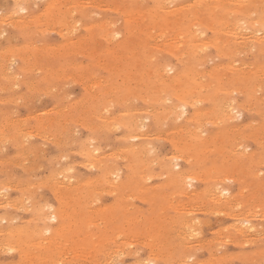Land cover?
Masks as SVG:
<instances>
[{
    "label": "rangeland",
    "instance_id": "1",
    "mask_svg": "<svg viewBox=\"0 0 264 264\" xmlns=\"http://www.w3.org/2000/svg\"><path fill=\"white\" fill-rule=\"evenodd\" d=\"M34 1L35 2H37V5H38V7H37V9H35L36 8V4H32V3H34ZM49 0H32V1H30L28 4V10L26 9V11H21L20 12V10H19V12H18V9H16L14 6V2H13V0L11 1V0H0V2H2L1 4H0V21H2V22H4V23H0V88H1V90H0V100H2V101H0L1 103H0V130L2 131H0V133H2V135L0 134V140L2 141H0V160L2 159V163H1V161H0V169L3 171V173H2V171L0 170V195H1V197H0V222H1V220H3L1 223L2 224H0V227H1V225H3L1 228H0V232H2V233H0V246H1V248H0V264H23V262H24V257L22 256V255H20L21 253H20V251L18 250V249H16V248H3V247H5V245L4 246H2L3 244H1L2 243V241H3V231L2 230H4L5 228H7V226L9 227V226H11V227H13V228H15V229H30L32 226H36V227H38V228H42L43 227V221L41 220L40 221V218H39V215H38V217H37V212L39 211V210H42V209H44L45 207V209H47L48 207L47 206H49L50 205V207H52V208H50L49 207V209H47V211H49V210H59L60 208L61 209H65V207H64V203H66V206H67V203L69 202V203H71L72 202V205H74L75 203H77V204H80V205H77V204H75V208L77 209V210H81L80 212H84V211H86V213H88V215L89 214H91L92 216H94L93 217V219H94V222L96 221V219H97V221H99V220H101V215L100 216H98L99 214H97L99 211L98 210H101L100 208H95V207H97V206H106L105 208H108L109 206H107V205H110V208H112V211L110 210V208H108V210H110L109 212L111 213L112 212V216L114 217V215H115V222L117 223H114L115 224V226L117 225L118 226V224H120L121 225V223H119V221L121 220L122 221V219L123 218H127L128 219V217H130V218H136V217H138L140 214H138L137 212H141L142 214V217H145V219H148V217H149V219L151 218V217H153V218H151V219H154L155 218V216H157V214H158V212L160 211V209L158 208V206H159V204L160 203H162V204H160V205H163V203H164V198H161V199H156L157 201H153L152 200V194H155V193H157V195L156 196H158V194L159 195H162V194H165V195H172L173 193H170V192H174V194H175V192H176V194H175V201L177 200L178 201V199H179V201H182V198H184L183 200L185 201V204H184V206H182V208H184L185 209V211H184V209H182L183 211H175V209H170V210H168V212H165V214H167L168 216H173V217H178V216H176L177 214H180L179 215V217L181 216V218H184L183 219V221L185 222V223H187V222H189V224H184V230L183 231H181V230H179V229H183L182 227H183V224H182V226H181V228L179 227V229H177L178 227H175V226H169V223L167 222V223H165L166 221H162V222H160L161 223V225H159V227H158V229H157V231H159V232H157V234L155 233V235H156V237H155V235H154V233H153V235H154V237H153V235L151 236V231H153L154 232V230H151V229H149V230H147L150 234H146V230H144V232L142 233V230H140L141 229V227L139 226L138 227V233H139V237H140V239H139V237H136L137 239H134L133 238V236L130 238V236L128 237V239H126L125 238V236H124V233L121 231V233H118V234H116L115 235V233H112V234H110V236H111V238L109 239V243H107V250L110 248V246H112L111 247V249H109L108 251H109V253L111 252V254H109V253H107L103 258L106 260V262L109 260L110 262H107V264H127V262H128V264H148L149 263V261H150V263L149 264H154V263H156V264H172V263H176V264H178L177 262H179V261H183V263L185 262V259H186V257H184L185 255H187V261H186V263H184V264H189V260H190V263H191V261H192V263L191 264H202V261H203V264L205 263V264H208V262H210V260H213V263L212 262H210V264H215L216 262V264H219V263H221V260H222V257H224V255L227 257V258H225V259H223L222 260V263L221 264H240V263H242V264H260L261 262V264H264V250H262V248L264 249V216H261V215H259L261 212H262V214L264 213V211H261V210H264V208H262V206L264 207V195L262 196V194H264V147L263 148H261L262 147V145H264V124H262L263 122H264V117L262 118V116L264 115V113H262V111H264V105H262L263 103L262 102H264V96H263V94H264V79H260V78H264V56H263V54H262V56H261V53H257L253 48H248V49H251L250 51L247 49V48H244V49H242L241 51H240V53L242 54V55H244V56H242L239 52V54L238 53H235V54H232V55H223V54H221V56H220V54H219V57H218V54L215 52V47H209V49L207 48V50H206V52H204V54L206 55V58L204 59L205 61H201V63L199 64H197V62H194L192 65L194 66V67H196V65H197V67H196V69L198 70V69H202L203 68V70L201 71V73L202 74H200V76H199V74L196 76V78L197 77H199L198 79H200V80H202V82H207V80H208V82L207 83H211L212 82V84L214 83V81H215V84H216V82H220L219 80H221L222 82H220V84L219 83H217L220 87H222L223 88V91H222V93H226V91L224 92V88L226 87V89L228 90V87H230V86H228V85H226V84H224V83H227V78H229V76H231L232 74H233V72L234 73H236L237 71H240L241 70V72L242 71H244V73H248V71L249 70H253L252 72H250V74H256L257 75V77H256V80H254L251 84H250V87H249V89H250V94L254 97H252V96H250L249 97V95H247V94H245L244 92H241L240 90H239V88L237 89V87H239V84H232V86L234 87V88H232V87H230V91L228 90L227 92V94H223L224 96L223 97H225V98H228V100H232V99H236L235 100V102H236V104L238 105L237 106V108H235V110L233 111H231V112H229V114L231 113L232 114V117H231V115H230V118L228 119V121H219V120H217V122H214V121H216V120H214L213 119V122L211 121V122H209L207 119H205V120H207L206 122H205V120H203V121H201L200 123L201 124H197L196 122H193V121H190L188 118V116L187 115H191V112H193V110L196 108V110H194V111H197V110H202V109H206V108H204V107H206L207 106V109H209V107L211 106V102H209V99H204V98H202L201 100H198L197 102L199 103V104H197V102L194 104V106H192V105H188V106H186V107H183L182 106V108L180 107V105H179V108L180 109H178V107L175 109V113H174V111L172 112V115H173V119H171V113H167L168 114V116L167 115H165V117L166 118H164V121H163V119H161L162 120V123L164 122V125L161 123V121L159 120V122L158 121H156L154 118V114H156V109L157 108H160L161 110V112L163 111L162 110V108H166L167 106H169L170 104H174V103H177L178 104V102H177V100L173 97V95H172V93H173V89H171V88H169V87H160L158 84H157V81H155L156 80V78H155V75L154 74H152L153 72H150V69H148L149 71L147 72L146 71V69L147 68H145V70H142V68L140 69V66L141 65H139V64H141L140 62H138V65H137V60H136V64H135V62L134 63H132L131 64V66H129V70H128V68H127V70L126 71H122V73H121V71H118L117 69V71L116 70H114L113 69V67H111V66H113L114 64H117V66L118 65H120V64H122V63H114V64H112V65H108V60H107V58H106V54L105 53H103V49L106 47V46H111V45H113V44H116V41L114 40V42L115 43H107V42H105L106 40L105 39H103V38H99V37H93V36H91V34L87 31V27L86 26H88V25H90L92 22H94V21H96V20H104V19H107L111 24H112V26H111V28H112V31L113 30H117L116 31V33H115V31H113V34L115 35V37H116V39L117 40H119L121 37H122V35L124 34V20L122 21V19H123V15H122V13H118L119 11H117V9H116V7H114V6H112L110 9L108 8V12L106 11V8L105 7H102V8H105V10L104 9H102V8H99L98 7V9H99V11H98V9H97V7H90V8H87V14L86 15H81L80 13H78V12H73V11H69L68 13H67V20H68V22H69V24H71V29L70 28H67V27H65V29L64 28H60L59 26H58V24H56L55 23V20L54 19H52V20H49L48 21V23L46 24V23H44V25L46 24V26H43V25H41V23L40 22H38L40 25H38V23H36V26L37 27H35L34 26V24H35V21H39V20H43V16H41V15H43L44 13H45V9H46V3L48 2ZM184 1H188V2H191V0H184ZM5 5V6H4ZM31 5H32V7H31ZM41 5V6H40ZM43 5H45L44 7H43ZM10 6V7H9ZM5 7H6V9H5ZM9 7V8H8ZM44 9H43V8ZM42 8V9H41ZM92 8V9H91ZM3 9V11H1ZM115 10V12H114V10ZM25 10V9H24ZM37 10V11H36ZM41 10H44V12L42 11V13H40L41 15H38V14H36V13H38V11L40 12ZM109 10H110V12H109ZM113 10V11H112ZM33 12V11H35V12H33L32 14H30L29 15V13L30 12ZM94 11H96V13L94 12ZM102 11V12H101ZM112 11V12H111ZM117 11V12H116ZM71 12V13H70ZM91 12H94V13H91ZM97 12L98 13H101L100 15H98L97 14ZM105 12H106V14H105ZM90 13V14H89ZM116 13V14H115ZM5 14V15H4ZM95 14H97L96 16H95ZM12 15V16H11ZM17 15H18V17H17ZM19 15H20V17H19ZM22 15V16H21ZM34 15V16H33ZM79 17H78V16ZM16 16V17H15ZM24 16V17H23ZM27 16V17H26ZM30 16H32V18L30 17ZM37 16V17H36ZM72 16V17H71ZM74 16V17H73ZM76 16V17H75ZM85 16H86V18H85ZM91 16V17H90ZM108 16H111V17H108ZM116 16V17H115ZM121 16V17H120ZM1 17H3V18H1ZM15 19H14V18ZM36 17V18H35ZM39 17V18H38ZM4 18H6V19H4ZM11 18H13V19H11ZM18 18H19V20H18ZM29 18V19H28ZM31 18V19H30ZM33 18H35V19H33ZM37 18L39 19V20H37ZM69 18V19H68ZM79 18V19H78ZM91 18V19H90ZM120 19V21H118L119 19ZM11 19V20H10ZM22 19V20H21ZM83 20V23H82V20ZM4 20V21H3ZM7 20V21H6ZM9 20H10V24H8V22H9ZM12 20H15L14 22L12 21ZM26 20V21H25ZM78 20H79V22H78ZM80 20H81V23H80ZM117 20V21H116ZM18 21V22H17ZM54 21V22H53ZM75 21H77L76 23L78 24H74L75 23ZM24 22V23H23ZM26 22V23H25ZM29 22V23H28ZM42 22V21H41ZM51 22V23H50ZM114 22H115V24H114ZM121 22V23H120ZM23 23V24H22ZM73 23V24H72ZM117 23V24H116ZM6 24V25H5ZM28 24V25H27ZM31 24H33V25H31ZM49 24V25H48ZM55 24H56V26H55ZM114 25H115V27H114ZM38 26H43L45 29H47V30H44V29H42L41 27V31H39L38 32V30H39V28H38ZM51 26H53L51 29H53V31L52 30H49L50 29V27ZM59 28H58V27ZM76 26H78V28H75ZM2 27V28H1ZM13 28V30H12V28ZM114 27V28H113ZM123 27V28H122ZM37 28H38V30H37ZM74 28V29H73ZM5 31H3V30ZM60 30L59 32H58V34L56 35V30ZM72 29H73V31H72ZM76 29V30H75ZM8 30H9V32H8ZM77 30H79L78 32H77ZM3 31V32H2ZM13 31V32H12ZM44 31H46V33L44 32ZM49 31H50V34H49ZM61 31H65V32H61ZM71 31V32H70ZM16 33V35H15V33ZM40 32H42V33H40ZM60 32H61V34H60ZM1 33H6V35L5 34H1ZM9 33V34H8ZM11 33V34H10ZM122 33V34H121ZM38 34V35H37ZM47 34H49V35H51V36H49V35H47ZM60 34V35H59ZM76 34V35H75ZM86 34V35H85ZM118 34V36H116ZM2 35V36H1ZM15 35V36H14ZM52 35H54L53 37H52ZM5 36V37H4ZM31 36V37H30ZM50 37V39H49V37ZM56 36V37H55ZM205 36H207V37H205ZM12 37L14 38V41H13V39H12ZM48 37V38H47ZM51 37L53 38L52 40H51ZM71 37V38H70ZM206 38V39H208V38H210L211 39V37L213 38L214 37V35H213V33L210 31L209 32V30H207L206 32H205V34L203 35V38ZM9 38V39H8ZM11 38V39H10ZM34 38H36V39H34ZM72 38H73V40H72ZM15 39H17V40H15ZM67 39V40H66ZM71 39V40H70ZM82 39H84V41H85V43L83 42V40ZM209 39V40H210ZM9 42H8V41ZM11 40V41H10ZM35 42H34V41ZM60 40V41H59ZM66 40V41H65ZM89 40V41H88ZM105 40V41H104ZM176 40H178L177 38L175 39V40H173V42H172V44L174 45V42L176 43L175 45H177L178 43H179V41H178V43H177V41ZM13 41V42H12ZM79 41V42H78ZM159 42H157V44H159L160 46H161V42H160V39L158 40ZM1 42H3V43H1ZM30 42V43H29ZM34 42V43H33ZM45 42V43H44ZM42 44V45H44V46H42V45H40V44ZM60 43V44H59ZM26 44H28V46L27 47H25L24 45H26ZM33 44H36V45H34L33 46ZM47 44H49V48L51 49V51H50V49L48 48V46H47ZM72 44H73V46H72ZM69 45V46H68ZM80 45V46H79ZM10 48V49H8V47ZM13 46H15V47H13ZM64 46H66V47H64ZM24 47V48H23ZM31 47H37V48H32V49H30ZM54 47V48H53ZM56 47H58V48H56ZM59 47H60V49H59ZM68 47V48H67ZM79 47V48H78ZM85 47V48H84ZM134 47V46H133ZM137 47H138V45H136V48L135 49H137ZM13 48V49H12ZM20 48H22V49H25V51L24 50H22V49H20ZM39 48V49H38ZM42 48V49H41ZM71 48V49H70ZM75 50H74V49ZM78 48V49H77ZM145 48L146 49H148V50H145ZM153 46H151V52L149 53V55L147 56L146 54H148L147 52H149V50H150V48H149V46L148 45H146V47H144V49H138L137 51L134 49V51H136V55H138L139 57H144V55L145 56H147L148 57V59L147 60H145V62L148 64H145L147 67H149V68H151L152 70L155 68V69H158V68H160L161 67V65H162V63H163V65L166 63V62H168L167 64H169V66L171 67V69H173V70H175V68L173 67V66H175L176 67V65L178 66V68H176V71H181V70H185V67H184V62H181V56H180V54L179 53H175V52H172L171 51V53L170 52H168V51H164V49H159L158 50V48H154ZM5 49H7V50H5ZM32 50L31 52L33 53H31L34 57H32L31 56V54H30V50ZM38 49V50H37ZM49 49V50H48ZM74 51H73V50ZM18 50V51H17ZM20 50V51H19ZM43 50V51H42ZM53 50H57L56 52H53ZM61 50V52L59 53V51ZM69 50V51H68ZM81 50V51H80ZM94 50V51H93ZM159 52H158V51ZM209 50V51H208ZM6 51V52H5ZM11 52V54L12 55H10L9 56V53ZM16 51V52H15ZM35 51H40V53L42 54V55H40V53H36ZM42 51V52H41ZM46 51H49V52H46ZM96 51V52H95ZM119 51H121V50H119ZM142 51H144L143 53H142ZM147 51V52H146ZM154 53H153V52ZM156 51L158 52L157 53V55L155 54L156 53ZM183 51V50H182ZM180 52L181 53V55H183V53L184 52ZM243 51H245V53L243 52ZM246 51H248V52H246ZM19 52V53H18ZM82 52H83V54H82ZM89 52V53H88ZM93 52H95L96 54L94 55V53ZM122 52V51H121ZM146 52V53H145ZM163 52L164 53H166V54H168L167 56H165V55H162L163 54ZM4 53V54H3ZM14 53V54H13ZM44 53H46V54H44ZM49 53V54H48ZM61 53H62V55H61ZM151 53H153L154 54V56L155 57H153L152 59H151V55H153V54H151ZM248 53V54H247ZM264 53V52H263ZM3 54V55H2ZM27 56H26V55ZM37 54V55H36ZM43 54L45 55V56H43ZM52 54V55H51ZM59 54V55H58ZM65 54V56H63ZM76 54H78V55H76ZM98 54H99V56H98ZM120 54V53H119ZM142 54V55H141ZM160 54V55H159ZM171 54H173L174 56H176V57H174L173 55H171ZM185 54H187L186 52L184 53V55H183V57H185L186 55ZM208 54V55H207ZM212 54V55H211ZM260 54V55H259ZM38 55H40V56H38ZM49 55H51V56H49ZM81 55H83V56H81ZM85 55V56H84ZM171 56V58H170V56ZM178 55V56H177ZM213 55H214V57H213ZM235 55V56H234ZM1 56L3 57V58H8L7 60L6 59H3V58H1ZM52 56H53V60L51 59L52 58ZM72 56H74V58L71 60V58L70 57H72ZM95 56H97V57H95ZM158 56V57H157ZM159 56H161V57H159ZM167 58V59H165V60H163L164 58ZM209 56L211 57V58H209ZM215 56H217L216 57V59H218V58H222V61H220V60H216V59H214L215 58ZM229 56V57H228ZM240 56H242V59H241V57ZM259 56V57H258ZM29 57V58H28ZM149 57H150V59H151V61L153 62H151L150 61V59H149ZM158 58L157 60L155 59V58ZM169 57V58H168ZM174 57V58H173ZM208 57V58H207ZM263 57V58H262ZM12 58V59H11ZM26 58H28L27 60H26ZM34 58V59H33ZM65 58H67L66 59V62H65ZM80 58V59H79ZM87 58V59H86ZM89 58V59H88ZM98 58V59H97ZM258 58H259V60H258ZM77 59V60H76ZM91 59V60H90ZM103 61H102V60ZM235 59V60H234ZM255 59H256V61H255ZM263 59V60H262ZM13 60V61H12ZM34 60H36V61H34ZM56 60V61H55ZM89 60V62L88 63H86L87 61ZM98 60V61H97ZM99 60H101V62L99 61ZM144 60V59H143ZM156 60V61H155ZM160 60H162V61H160L161 62V64H160V62L159 61ZM168 60V61H167ZM171 60V61H170ZM176 60V61H175ZM209 60H213V62L212 61H209ZM216 60V61H215ZM227 60H230V61H227ZM231 60H233V61H231ZM247 60V61H246ZM254 60V61H253ZM9 61H11V62H9ZM15 61V63H13ZM46 61V62H45ZM77 61V62H76ZM148 61H150V62H148ZM178 61V62H177ZM209 61V63H207ZM225 61H227V63L229 64L230 62H232V63H234V64H232V63H230L229 64V67L231 68V66H232V68H231V72L229 71V70H227V68H229L228 67V65H227V63L225 62ZM237 61V62H236ZM250 61H251V67H249L250 66ZM262 61H263V65H261L262 64ZM36 62V63H35ZM59 62H61V63H63V64H61V63H59ZM93 64H92V63ZM104 62H106V63H104L105 64V66H104V64L103 63ZM159 62V63H158ZM175 62V63H174ZM212 62V63H211ZM253 62V63H252ZM8 63V64H7ZM42 63V64H41ZM74 63V64H73ZM101 63V64H100ZM150 63V64H149ZM160 65V67H159V65ZM183 63V64H182ZM207 63V64H206ZM225 63V64H224ZM235 63H236V65H235ZM243 64V67H242V64ZM244 63H245V66H244ZM11 64H12V66H11ZM59 66H58V65ZM76 64L78 65H83V67H81V68H79L78 66H76ZM84 64L86 65L85 67H84ZM91 64H92V66H91ZM96 64V65H95ZM158 66H157V65ZM181 64V65H180ZM211 64V67L209 66ZM213 64V65H212ZM214 64H215V66H214ZM220 64V65H219ZM222 64V65H221ZM225 65V67H224V65ZM257 64V65H256ZM7 66V69H6V66ZM8 65H10V66H8ZM62 65V66H61ZM67 66V67H64V66ZM72 65V66H71ZM100 67H99V66ZM134 65H135V67H136V69H135V67H134ZM154 65H156V66H154ZM162 65V66H163ZM200 65H203L202 67H200L199 68V66ZM205 65V66H204ZM217 65H219V67L217 66ZM231 65V66H230ZM261 65V66H260ZM68 66L70 67L71 66V68L72 67H75V68H73V69H71V68H68ZM116 66V65H115ZM154 66V67H153ZM192 66V67H193ZM221 66V67H220ZM254 66H257V68L259 69V71H258V69H255V67ZM12 67V69H10ZM14 67V68H13ZM21 67H23V68H21ZM45 67V68H44ZM48 67V68H47ZM59 67V69L60 70H62V74L60 73V70L59 69H57ZM64 67V68H63ZM78 67V69H76ZM87 67V68H86ZM93 67H94V69H93ZM108 67V68H107ZM109 67H111V68H109ZM249 67V68H248ZM1 68H3V69H1ZM25 68V69H24ZM28 68V69H27ZM99 69V70H96V69ZM115 68V67H114ZM131 68H132V70H131ZM181 68V69H180ZM219 70L218 71V73H220L221 72V70H222V74L220 73L219 74V78L217 77V78H215L214 76H213V73H211V71H217V69ZM249 70H248V69ZM251 68V69H250ZM253 68V69H252ZM4 69H6V70H4ZM10 69V70H9ZM24 69V70H23ZM55 69V70H54ZM76 69V70H75ZM79 69H81V70H79ZM90 69H92V70H90ZM138 69H140V70H138ZM240 69V70H239ZM262 69V70H261ZM2 70H4V71H2ZM12 70V71H11ZM34 70V71H33ZM72 70H74V71H72ZM79 70V71H78ZM96 70V71H95ZM133 70H135V71H133ZM209 70H210V72H209ZM233 70V71H232ZM11 71V72H10ZM26 71V72H25ZM29 71V72H28ZM40 71V72H39ZM54 71V72H53ZM90 71L91 72H94V74L96 75V72H97V74L98 75H93V73H90ZM99 71V72H98ZM208 72V73H206V72ZM2 72V73H1ZM7 72V73H6ZM10 72V73H9ZM21 72V73H20ZM28 72V73H27ZM37 72H38V74H37ZM56 72L57 73H59V74H57L56 75ZM65 72V73H64ZM74 72V73H73ZM111 72H112V74H111ZM131 72H133V73H131ZM135 72V73H134ZM147 73V74H144V73ZM204 72V73H203ZM230 72V73H229ZM263 73V74H261V73ZM22 73H23V75H22ZM108 73H110V74H108ZM119 73V74H118ZM120 73L122 74V75H120ZM140 73V74H139ZM141 73L143 74V76L141 75ZM171 73L173 74V72L172 71H168V75H171ZM8 74V75H7ZM33 74H34V76H33ZM43 74V75H42ZM47 74V75H46ZM52 74V75H51ZM132 74H134L133 75V79H132V76H130V75H132ZM135 74H137L136 76H137V78L138 79H135L136 78V76H135ZM152 74V75H151ZM229 74V75H228ZM249 74V73H248ZM28 75V76H27ZM55 75V76H54ZM61 75V76H60ZM66 75V76H65ZM67 75H68V78H67ZM80 75H82V76H80ZM100 75V76H99ZM110 75V76H109ZM129 75V76H128ZM144 75H146V77L144 76ZM151 75V76H150ZM223 75V76H222ZM261 75H263V76H261ZM10 76V79H8V77ZM17 76V77H16ZM33 76V77H32ZM42 76V77H41ZM65 76V77H64ZM76 76V77H75ZM78 76H80V77H78ZM93 76H95V77H93ZM98 76V77H97ZM110 77V79L109 78H107V77ZM134 76H135V78H134ZM148 76H150V77H148ZM202 76V77H201ZM211 76H213V78L211 77ZM222 76V77H221ZM233 76V75H232ZM260 78H259V77ZM14 77V78H13ZM22 77H23V79H22ZM41 77V78H40ZM45 77V78H44ZM63 77V78H62ZM73 77V78H72ZM75 77V78H74ZM101 79H100V78ZM116 77V78H115ZM146 79H145V78ZM166 77V76H165ZM225 77V78H224ZM227 77V78H226ZM13 78V79H12ZM16 78H17V80H16ZM21 78V79H20ZM34 78H35V80H34ZM40 78V79H39ZM55 80H54V79ZM65 78V79H64ZM67 78V79H66ZM83 78V79H82ZM97 78V79H96ZM120 78V79H119ZM126 78V79H125ZM205 79V80H203V79ZM224 78V79H223ZM32 79H33V81H32ZM48 79V80H47ZM95 79V80H94ZM107 79H109V80H107ZM116 79V80H115ZM128 79H132L131 81L130 80H128ZM223 79V80H222ZM257 79H260V80H257ZM13 80H15V81H13ZM52 81V83H50V81ZM76 80V81H75ZM97 81V80H99V82H101V83H99V84H97V85H94L95 84V82H93V81ZM103 80H105L104 82L105 83H107V85H102V84H105L104 82L102 83V81ZM119 80V81H118ZM128 80V81H127ZM137 80V81H136ZM224 80H225V82H224ZM263 80V81H262ZM15 83V82H17V83H13V82ZM27 81V82H26ZM38 81H41L42 82V85H41V83H38ZM45 81H48L46 84L44 83ZM67 81H69V82H67ZM85 81H86V83H85ZM115 81H117V82H115ZM124 81H126L125 83L126 84H129L130 86L131 85H133V86H131L130 88H128L129 87V85H125V84H123L124 83ZM24 82V83H23ZM34 82V83H33ZM72 82V83H71ZM92 82V83H91ZM112 82V83H111ZM137 82H139V83H137ZM224 82V83H223ZM19 83H21L20 85H19ZM23 83V84H22ZM26 83V84H25ZM29 83V84H28ZM74 83V84H73ZM90 83V85H88ZM116 83V84H115ZM257 83V84H256ZM17 84H18V86H20V87H18L17 86ZM48 84V85H47ZM68 84H70V85H68ZM81 84V85H80ZM86 84V85H85ZM94 86H93V85ZM115 84V85H114ZM141 84L143 85V86H141ZM211 84V85H212ZM253 84H255L254 86H253ZM258 84H259V86H258ZM6 85V86H5ZM12 85H14V86H12ZM41 85V86H40ZM55 85V86H54ZM68 85V86H67ZM71 85H72V87H71ZM80 85V86H79ZM99 85H101V86H99ZM117 85V86H116ZM214 85V84H213ZM225 87H224V86ZM231 85V84H230ZM262 85V86H261ZM74 86V87H73ZM82 86V87H81ZM91 86H93V87H91ZM104 86H105V88H104ZM124 86V87H123ZM126 86V87H125ZM136 86H137V89H138V91H137V89H136ZM228 86V87H227ZM252 86H253V88H252ZM256 86V87H255ZM257 86L261 89H258L257 88ZM6 87V88H5ZM18 87V88H17ZM31 87V88H30ZM88 87V88H87ZM101 87V90L99 89ZM113 87V88H112ZM133 87V88H132ZM151 87V88H150ZM155 87V88H154ZM158 87L160 88L159 89V91H158ZM12 88H14L13 90H11ZM17 88V89H16ZM23 88V89H22ZM62 88V89H61ZM95 88H96V90H95ZM97 88H98V90H97ZM110 88H112V89H115V91L114 90H111ZM153 88H154V90L155 91H151V90H153ZM163 88V91H164V93H161L162 91H161V89ZM165 88V89H164ZM221 88V89H222ZM4 91H3V90ZM24 89H26V91L24 92ZM58 89H61V90H58ZM83 89H84V93H83ZM90 89H91V91H90ZM94 89V90H93ZM133 89V90H132ZM134 89H135V91H134ZM232 89H235V91H236V93L238 94H236L235 92H233L232 94H231V91H232ZM238 91H237V90ZM36 90H37V92H36ZM45 90V91H44ZM70 90V91H69ZM102 90L104 91V93L106 94H104L103 95V97H101L102 96V94H103V92H102ZM130 90L132 91V92H130ZM205 90H207V88H204L203 90H201V89H199V92H200V94H205V93H208L209 95H214V92H211V90L210 89H208L207 91H205ZM257 92V90L258 91H260V92H258V93H256L255 91ZM29 91V92H28ZM33 91H35L34 93H36V94H34L33 93ZM44 91V93H43V95H44V97H43V95L41 94V96H40V93H42V92ZM80 91H82V92H80ZM91 93H90V92ZM93 91V92H92ZM96 91V92H95ZM116 91H118L117 93H116ZM137 91V92H136ZM139 91H140V93L142 92V95H144V96H142L141 97V94H139ZM144 91V92H143ZM148 91H150V92H148ZM262 91V92H261ZM23 92V93H22ZM39 92V93H38ZM46 92V93H45ZM69 93V94H67V93ZM73 92V93H72ZM75 92V93H74ZM99 94H98V93ZM111 92V93H110ZM125 92H127V93H125ZM134 92H136V93H134ZM147 92V93H146ZM158 92H160L161 93V95H160V93H158ZM199 92L197 93V95H199ZM229 92H230V94H229ZM255 92V93H254ZM9 93H11V94H9ZM30 93V94H29ZM101 93V94H100ZM124 93V94H123ZM144 93V94H143ZM254 93V94H253ZM17 94V95H16ZM29 94V95H28ZM64 94V95H63ZM83 94V96H81ZM92 94V95H91ZM97 94V95H96ZM107 94H108V96H107ZM111 94V95H110ZM114 94V95H113ZM130 94L131 95H133V99L131 100V98H132V96H130ZM137 94V96H135V95ZM139 94V95H138ZM148 95V97H147V99H144V97H145V95ZM241 94V95H240ZM243 94V95H242ZM16 95V96H15ZM26 95V96H25ZM36 95H39L40 97H38L37 99L35 98L34 99V97H36ZM90 95V96H89ZM118 95H121V97H119ZM123 95V96H122ZM146 95V96H147ZM169 98H167L166 96ZM226 95V96H225ZM231 95H233L232 96V99L230 98L231 97ZM258 95V96H257ZM260 95L261 96H263V98L262 97H260ZM2 96H3V98H2ZM20 96H21V98H20ZM52 98H51V97ZM66 96H67V98H68V100H67V98H66ZM81 96V97H80ZM85 96H87L86 98H85ZM88 96L90 97V98H88ZM116 96H118V97H116ZM138 96H140V97H138ZM153 96V97H152ZM158 96V99H165L166 100V98H167V101L168 100H170V102L168 101V102H165V100L163 99L162 100V102H161V100L159 101L157 98V100L155 101V97H157ZM211 96V97H212ZM237 96V97H236ZM22 97H23V99H22ZM25 97V98H24ZM29 99H28V98ZM43 97V98H42ZM59 97H64L63 99L62 98H60V101H59V99L57 100V98H59ZM71 97V98H70ZM93 98V100H92V98ZM97 97H98V99H97ZM102 99V100H105L104 102L100 99V98ZM109 97H110V99H109ZM128 97V98H127ZM149 97H150V99H149ZM9 98V99H8ZM18 98H19V100H18ZM27 98V99H26ZM32 98V99H31ZM51 98V99H50ZM84 98L85 99H87L86 101L84 100ZM118 99V100H120V101H118V100H116V99ZM127 98V99H126ZM136 98V99H135ZM141 98V99H140ZM146 98V97H145ZM152 98V99H151ZM252 98H253V100H252ZM5 99V100H4ZM11 99V100H10ZM39 99V100H38ZM44 99V100H43ZM75 99V100H74ZM80 99H82V104L79 106V103L81 102L80 101ZM88 99H91L92 101L90 102L91 104H93L94 105V107H93V105H91L90 106V104H89V102H87L88 101ZM108 99V100H107ZM125 99V100H124ZM139 99V100H138ZM171 99H173V100H171ZM249 99H250V102H249ZM258 99H260V101H258ZM14 102H13V101ZM27 100V102H25ZM52 100H54V101H52ZM74 100V101H73ZM79 100V102H78V104H77V101ZM96 100H98V101H96ZM107 100V101H106ZM111 100V103H109V101ZM122 100V101H121ZM129 100V101H128ZM133 102L132 103V105L130 104L131 103V101ZM133 100H136L137 102L135 103V105H134V102L135 101H133ZM256 100V101H255ZM261 100H263L262 102H261ZM29 101V102H28ZM36 101H37V103H36ZM40 103H39V102ZM58 101H59V104H58ZM63 101V102H62ZM76 101V102H75ZM83 101H85V103L86 104H84L83 103ZM102 102V104L104 105L103 106V108H100L99 109V107H100V104H101V102ZM114 101H116L115 103H113ZM144 101V102H143ZM148 101H151L152 102V104H151V102H148ZM204 101V102H203ZM205 101H207L206 103H205ZM239 101H242V102H239ZM244 101V102H243ZM246 101L247 102H249V103H247L248 104V106L246 105ZM251 101H255V102H251ZM3 102V103H2ZM6 102V103H5ZM10 102V103H9ZM13 102V103H12ZM21 102H23L22 104H24V105H22V104H20ZM68 102H70V103H68ZM94 102V103H93ZM117 102H119V103H117ZM122 104H121V103ZM124 102V103H123ZM203 104H202V103ZM238 102V103H237ZM256 102H259V104L258 103H256ZM30 103H32V104H30ZM57 103V105L59 106L61 103H62V105H63V107H65V108H63L62 107V105H60L59 107L60 108H57L58 106L57 105H54V104H56ZM80 107H77L76 108V104ZM97 103V104H96ZM144 103V104H143ZM205 103V104H204ZM223 103H224V105H223ZM222 103V107H224V109L226 110L227 109V107H226V105H227V103H226V101H224ZM243 103V104H242ZM253 104V107L251 106L252 104ZM254 103H255V107H254ZM262 103V104H261ZM12 104V105H11ZM14 104V105H13ZM17 104H18V106H17ZM20 104V105H19ZM39 104V105H38ZM64 104H65V106H64ZM69 104H72L73 106L71 107ZM88 104V105H87ZM110 104H112L115 108H114V110L113 109H110V107H111V105ZM116 104V105H115ZM118 104V105H117ZM121 104V105H120ZM123 104L125 105V106H123ZM202 106H201V105ZM241 104V105H240ZM257 104H258V106L261 104L262 105V107H261V105L258 107L257 106ZM7 105V106H6ZM26 105V106H25ZM27 105H28V107H30V108H27ZM56 106V107H53V106ZM69 107H68V106ZM84 105V106H83ZM109 106V108H108V106ZM138 105V106H137ZM148 105V106H147ZM198 105V108L197 107H195V106H197ZM242 107H240V106ZM244 105L246 106V107H248L247 109H243V108H245L244 107ZM6 106V107H5ZM16 106V107H15ZM20 106V107H19ZM51 108H50V107ZM84 108H83V107ZM85 106H86V108H85ZM89 106V107H88ZM99 106V107H98ZM112 106V107H113ZM142 107V109H140V107ZM145 106H147V107H145ZM151 106V107H150ZM153 106V107H152ZM155 106H157V107H155ZM159 106H161V107H159ZM164 106V107H163ZM46 107H48V108H46ZM87 107H88V109H87ZM101 107H102V105H101ZM107 107V108H106ZM203 107V108H202ZM251 108V110H250V108ZM256 107H258V111H257V108ZM16 110H15V109ZM18 108V109H17ZM45 108V109H44ZM49 108H50V110H49ZM54 108H57L58 110L60 109H62L61 111L59 110H55ZM71 108H73L72 109V112H71ZM74 108L76 109V111L74 110ZM83 108V109H82ZM105 108V109H104ZM118 108V109H117ZM126 108H128V109H126ZM135 108H138L139 109V111H137L138 109H136V111H133V110H135ZM145 108V109H144ZM147 108H150V109H148L147 110ZM184 108V109H183ZM193 108V109H192ZM253 108V109H252ZM14 109V110H13ZM34 109V110H33ZM44 110L43 112H44V114L42 113V111L41 110ZM53 109H54V111H53ZM94 109H96L95 110V113H94V111L92 112L93 113V115H94V117H93V115H91V110H94ZM102 109V110H101ZM106 110L107 111V113H105L106 111H104V110ZM126 109V110H125ZM151 109H153V110H151ZM183 109V110H182ZM249 109V111H247ZM256 111H255V110ZM263 109V110H262ZM18 110V111H17ZM53 112H52V111ZM63 110H66V113H67V115L65 114V111H63ZM80 110V111H79ZM109 110V111H108ZM123 111V112H121V115L119 114L120 112L119 111ZM141 110V111H140ZM143 110V111H142ZM151 110V111H150ZM158 111V113H160V111H159V109H157ZM184 111L183 113H182V117H180V115L179 114H181L180 112H179V114H178V112L177 111ZM240 110V112L238 113V111ZM261 110V111H260ZM29 111V112H28ZM33 111V112H32ZM39 111H41V112H39ZM55 111H58V112H55ZM69 111V112H68ZM101 111H102V113H101ZM119 113H118V112ZM126 111V112H125ZM128 111V112H127ZM145 111V112H144ZM181 111V112H182ZM236 111H237V113H236ZM256 113H255V112ZM10 112V113H9ZM11 112L13 113L14 112V114L13 115H11ZM20 112V113H19ZM36 112V114H34ZM56 114H55V113ZM64 112V113H63ZM75 112H76V114H75ZM87 112V113H86ZM89 112V113H88ZM98 112V113H97ZM135 112V113H134ZM150 112V113H149ZM153 112H155V113H153ZM177 112V113H176ZM7 113H9V115H11V116H14L13 117V119H12V117L11 116H7ZM28 113V114H27ZM30 113V114H29ZM34 114V115H31V114ZM57 113H58V116H56L57 115ZM82 113V114H81ZM86 113V114H85ZM113 114V116H112V118H110V119H114V121H117V122H112V121H110V119L109 118H107L108 116H110L111 114ZM116 113H118V114H116ZM125 113V114H124ZM145 113H147V114H145ZM251 113L253 114L252 116H251ZM43 114V115H42ZM54 114V115H53ZM63 114V115H62ZM75 114V115H74ZM81 114V115H80ZM100 114V115H99ZM106 114H108V115H106ZM122 114L124 115V117L122 118ZM128 116H127V115ZM239 115L240 114V116H238L239 118H237V116H235L234 117V115ZM25 115V117L23 118V121L20 123V122H17L18 120L17 119H19V121H21L22 120V117ZM31 115V118L32 119H30L29 118V116ZM38 117V115H40L39 116V118H37L36 116ZM50 115V116H49ZM78 115H79V118H78ZM84 115V116H83ZM90 115V116H89ZM95 115L96 116H103L104 115V119H99V118H97V117H95ZM143 115V116H142ZM260 115V116H259ZM4 116V117H3ZM8 118H7V117ZM19 116V117H18ZM33 116V117H32ZM52 116V117H51ZM117 116H120V117H117ZM125 116H127V117H130V118H132V119H126L125 118ZM185 116H186V118H185ZM21 117V118H20ZM29 119H28V118ZM36 117V118H35ZM57 117V118H56ZM61 117H63V118H61ZM80 117L82 118L81 120H80ZM83 117H84V119H83ZM114 117H117L119 120L120 119H126V121L124 120V121H122V123H118V119L117 118H114ZM134 117V118H133ZM136 117H138V118H136ZM140 117H142V118H140ZM146 117H147V119H146ZM169 117V118H168ZM181 119H180V118ZM188 117V118H187ZM25 118H27V119H25ZM75 118V119H74ZM103 118V117H102ZM106 118L109 120L108 122H111V123H108L107 122V120H106ZM136 118V119H135ZM146 120H145V119ZM177 118H179V119H177ZM207 118V117H206ZM251 118H252V120H251ZM8 119V120H7ZM9 119H10V121H9ZM11 119H12V123H11ZM40 119V120H39ZM41 119H42V122H41ZM49 119L51 120V121H49ZM58 119V120H57ZM77 119V120H76ZM79 119V120H78ZM144 119V120H143ZM175 119V120H174ZM231 119V122L229 121ZM249 119V120H248ZM255 119V120H254ZM261 119H263V122H260V121H262ZM7 120V121H6ZM15 120V121H14ZM17 120V121H16ZM35 120L36 121H39L38 122V125L36 126V124H37V122L35 123ZM76 120V121H75ZM105 120V121H104ZM132 120V121H131ZM133 120H134V122H133ZM148 120V121H147ZM169 120V121H168ZM170 120H172V121H170ZM233 120V121H232ZM259 120V121H258ZM26 121V122H25ZM66 121V122H65ZM78 121H81V122H78ZM85 121H86V124H85ZM128 121V123H126V125H128V124H130V127H131V125H132V129H129V130H126L125 129V125H123V123L125 124V122H127ZM165 121H167L166 123H165ZM239 121V122H238ZM249 122V121H254L253 123H251V122H249V123H247V122ZM256 121V122H255ZM2 122V123H1ZM4 122V123H3ZM6 122L8 123V124H6ZM25 122V123H24ZM41 122V123H40ZM63 122V123H62ZM73 122H75V123H73ZM82 122H84L83 124H82ZM105 122V123H104ZM120 122V121H119ZM131 122V123H130ZM135 123V122H137V123H135L134 125H133V123ZM146 122V124L143 126V123H145ZM235 122V123H234ZM240 122H243V123H241V124H239ZM259 122V123H258ZM11 123V124H10ZM19 125V124H22V128H21V125H17V124ZM27 123V124H26ZM44 123L46 124V125H44ZM50 124V126H47V124ZM52 123V124H51ZM61 123L63 124V125H61ZM79 123H80V126H78L79 125ZM88 123V124H87ZM117 123H118V126H120V130H116V129H119V127H117V126H115V125H117ZM142 124V130L140 129L141 128V124ZM161 123V124H160ZM189 123V124H188ZM214 123V124H213ZM219 123V124H218ZM221 123H226V125L225 124H221ZM238 123V124H237ZM245 123V124H244ZM6 124V127H7V125H8V127L5 129L4 128V125ZM16 124V125H15ZM26 124V125H25ZM36 127V128H34V126ZM101 124V125H100ZM112 124V126L109 128V126ZM115 124V125H114ZM183 124V125H182ZM193 124H194V126H193ZM202 124H203V126H202ZM208 124V125H207ZM232 124H234V126L232 125ZM244 124V125H243ZM9 125H11V126H9ZM14 125V126H13ZM26 127H25V126ZM54 125V126H53ZM73 125H75V127L77 126V129L75 128V127H73ZM113 125H114V129L116 130V131H118V132H116V131H112V130H114V129H112V127H113ZM136 125V126H135ZM139 125H140V128H139ZM158 125V126H157ZM167 126V127H162L161 128V130L162 129H164V130H162V131H160L159 129H160V127L159 126ZM179 125H182V126H179ZM185 125V126H184ZM191 125V126H190ZM217 125V126H216ZM223 125L225 126L224 128H223ZM230 125H232V127L230 126ZM236 125V126H235ZM257 125V126H256ZM18 126V127H17ZM43 126H46L45 128L43 127ZM62 126V128H64V130H62V128H60ZM72 126V128L70 129V127ZM103 126V127H102ZM107 126V127H106ZM135 126V127H134ZM175 128H174V127ZM227 126V127H226ZM238 126V127H237ZM241 126H244V131L242 130V128H241ZM253 126V127H252ZM24 127V128H23ZM50 127V129H48ZM54 127V128H53ZM79 127H81V128H79ZM82 127H84V129L82 128ZM88 127V128H87ZM93 127V128H92ZM106 127V128H105ZM115 127H117V128H115ZM136 127H138L139 128V131H138V128L135 130V128ZM148 127V128H147ZM171 127V129L169 130V128ZM179 127H181V128H179ZM183 127V128H182ZM189 128V129H191L192 131H194L195 129H199V130H197V131H194L193 133H191V131H190V133H188L189 131H187V128ZM192 127V128H191ZM195 127V128H194ZM197 127V128H196ZM231 127V128H230ZM240 127V128H239ZM250 127V128H249ZM259 127V128H258ZM9 128V129H8ZM15 128H17L16 130H13V129H15ZM26 128V129H25ZM66 128V129H65ZM74 128V129H73ZM91 128V129H90ZM184 128H186V131L185 130H183ZM230 128V129H229ZM234 128V129H233ZM257 128V129H256ZM261 128V129H260ZM24 129H25V131H24ZM29 129V130H28ZM31 129V130H30ZM53 129V130H52ZM83 129V130H82ZM87 129V130H86ZM91 131H90V130ZM92 129H94L93 131H92ZM125 129V130H124ZM165 129H166V132H165ZM173 129H176V130H173ZM178 129V130H177ZM181 129V130H180ZM203 129V130H202ZM215 129H219V130H217V132L215 131ZM225 129V130H224ZM235 129H237V130H235ZM249 129H251L250 130V132H249ZM254 129H256L257 131L255 132V130ZM260 129V130H259ZM11 130V131H10ZM26 130L28 131V133L26 132ZM33 130H35V132L36 133H34L33 132ZM79 131L78 133H76L77 131ZM86 130V131H85ZM100 130H101V132L103 133V134H101V132H100ZM153 130V132H151ZM159 131V132H157V131ZM168 130V131H167ZM228 130V131H227ZM233 132H232V131ZM235 130V131H234ZM243 132H242V131ZM262 130V133L260 132ZM72 132V133H70V132ZM133 131V132H132ZM156 131V132H155ZM170 131V132H169ZM171 131H172V134H171ZM179 131L181 132V137H180V134H176L177 132L179 133ZM185 131V132H184ZM204 131H205V133H204ZM214 131H215V133H214ZM220 131V132H219ZM228 132V133H225V132ZM254 131V132H253ZM259 131V132H258ZM9 132V133H8ZM17 132V133H16ZM21 132V133H20ZM33 133V134H31V133ZM89 132V133H88ZM93 133V134H91V133ZM99 133V135H96V133ZM110 132V133H109ZM125 134H123V133ZM129 133V132H131L130 134L132 135L133 133H137L136 135H138L140 132H141V134L144 136V137H141V136H139V138H135V134H134V138H133V136H128V134L127 133ZM146 132H149V134L148 133H146ZM168 132V133H167ZM176 134H174V133ZM182 132H184V133H182ZM187 132V133H186ZM197 132H199V134L197 133ZM201 132V133H200ZM219 132V133H218ZM230 132V133H229ZM241 132H242V137L239 135V136H237L238 135V133L239 134H241ZM248 132V133H247ZM15 133H16V135H15ZM26 133H27V135H26ZM46 135V137H48V139L46 138V137H44L45 135ZM50 133L52 134V135H50ZM54 133V134H53ZM65 133V134H64ZM88 133V134H87ZM144 133H145V135H144ZM156 133V134H155ZM162 133L164 134V135H162ZM167 133V134H166ZM194 133H196V134H194ZM204 134L203 136H202V138L201 137H199L198 135H200V134ZM256 133V134H255ZM258 133V134H257ZM14 134V135H13ZM18 134H22L21 136L20 135H18ZM25 134V135H24ZM30 134V135H29ZM36 136H35V135ZM58 134H61V135H59L58 136ZM74 136H73V135ZM77 134V135H76ZM120 134V135H119ZM126 134H127V136H126ZM153 134V135H152ZM155 134V135H154ZM159 134V135H158ZM169 134V135H168ZM170 134L173 136H170ZM193 134V136L192 137H190L191 135ZM216 134H219V135H217V136H219V138H217V136H216ZM236 134V135H235ZM247 134H249V135H247ZM261 134V135H260ZM263 134V135H262ZM11 135H13V139H11L12 138V136ZM37 135H38V137H37ZM63 135H64V137H63ZM65 135H67L66 137H65ZM69 135H71V136H69ZM81 135V136H80ZM87 135V136H86ZM122 135V136H121ZM126 136V138L124 137V136ZM146 135H148V136H150V135H152L151 137L152 138H150V137H146ZM164 137H162V136ZM167 137H166V136ZM187 137H186V136ZM196 135V136H195ZM207 135V136H206ZM11 136V137H10ZM80 136V137H79ZM91 136V137H90ZM106 136V137H105ZM117 136V137H116ZM119 136V137H118ZM138 136H136V137H138ZM154 136L155 137H158V138H156L155 140H154ZM160 136V137H159ZM205 136H206V138H205ZM216 136V137H215ZM243 136H245V138L243 139ZM256 136H257V138H256ZM2 137V138H1ZM4 137V138H3ZM24 137V138H23ZM26 137V138H25ZM35 137V138H34ZM53 139V137H54V139H53V141H52V139ZM55 137H57V138H55ZM69 137V138H68ZM88 137H90V139L91 138H93V139H91V140H89V138ZM96 137V138H95ZM99 137V138H98ZM102 137V138H101ZM103 137H104V139L105 140H107L108 139V141H103L104 139H103ZM111 137V138H110ZM123 137V138H122ZM131 137V139H132V141L130 140V139H127V138H130ZM171 139H170V138ZM176 137V138H175ZM179 137V139H177ZM212 137H214L213 139H212ZM236 137L238 138V141H237V139H236ZM253 137V138H252ZM29 138V139H28ZM71 138H72V141H74L75 143H77L76 145L75 144H73V145H71L72 143H74V142H72V141H70L71 140ZM84 138V139H83ZM102 140H101V139ZM120 138H122L121 140H120ZM162 138V139H161ZM167 138H169V141L168 140H164V139H167ZM181 138V139H180ZM183 138V139H182ZM219 140L220 138V140L222 141H217V139ZM234 138L236 139L235 140V142L234 141H232V140H234ZM239 138H240V140H242L241 142H240V140H239ZM256 138V139H255ZM261 140H260V139ZM4 141H3V140ZM7 139H9V141H11L12 142V144H10L11 142H9L8 141V143L7 142H5V141H7ZM65 139H66V141H65ZM95 139V140H94ZM97 139V140H96ZM135 139V140H134ZM161 139V140H160ZM173 139L175 140L174 142H173ZM186 139H189V140H186ZM202 139V141H200ZM203 139H205V141H206V139H207V141L205 142ZM232 139V140H231ZM249 139V140H248ZM252 139V140H251ZM258 139V140H257ZM14 140V141H13ZM31 142H30V141ZM89 140V141H88ZM94 140V141H93ZM126 140V141H125ZM156 141L157 142V140H160V141H158L157 143L156 142H154V141ZM172 140V141H171ZM216 140V141H215ZM255 140V141H254ZM50 141H52V142H50ZM81 141V142H80ZM83 141V142H82ZM88 141V142H87ZM112 141V142H111ZM163 141V142H162ZM179 143H178V142ZM237 141V142H236ZM247 141V142H246ZM254 141V142H253ZM261 141V142H260ZM4 142V143H3ZM23 143V142H25V143H23V144H20V143ZM28 142H30V143H28ZM43 143V144H41V145H39L40 143ZM46 142V143H45ZM60 142V143H59ZM70 142V143H69ZM79 142V143H78ZM148 142V144L149 145H152L151 147L150 146H148L147 147V145H146V143ZM171 142H173L174 144H176V143H178V144H176V145H174L173 143L171 144ZM214 142H216V143H214ZM218 142V143H217ZM245 142V143H244ZM2 143V144H1ZM28 143V144H27ZM35 143V144H34ZM44 143L45 144H47L46 146L44 145ZM60 145H58V144ZM64 143V144H63ZM69 144V147H68V144ZM86 143H88L89 145H90V143H91V147L90 146H88V144H86ZM135 145L136 144V146L137 145H139L141 148L140 149H138V151H136V158H135V160H133L134 158H132L131 157V159H130V157H128L129 155H126L127 153H126V150L130 147V144H131V146L133 145V144ZM139 143H141V145L139 144ZM182 143V144H181ZM246 143H248V144H246ZM5 144H7V145H5ZM37 144L39 145V146H37ZM52 144V145H51ZM67 145V148H66V145ZM93 144V145H92ZM107 144V145H106ZM109 144V145H108ZM125 144V145H124ZM145 145L146 147H144V149L145 148H147V150H146V153L144 152L145 150L142 148V145ZM180 144V145H179ZM184 144V146H181V145H183ZM188 145V147H187V145ZM225 144H227V145H225ZM228 144L229 145H231L230 147L228 146ZM234 144V145H233ZM238 144V145H237ZM239 144H241V145H239ZM259 144H261V146L259 145ZM16 145V146H15ZM29 145V146H28ZM45 147H44V146ZM62 145H64L65 146V148H64V146H62ZM105 145H106V147H105ZM110 145H112V146H110ZM122 145V146H121ZM127 145H129V147L127 146ZM164 145V146H163ZM179 145V146H178ZM208 145H212L213 147H216V149L217 150H215L214 148H210V149H212V150H214V151H212V150H210V151H208ZM220 145V146H219ZM223 145H225V146H227V147H225L224 146V148H223ZM233 145V146H232ZM242 145H244V147L242 148ZM257 145V146H256ZM35 146H37V147H40V148H37V147H35ZM60 147V148H58V147ZM92 146H95V148L97 149V147H98V150L96 151H94L95 152V157L98 155V157H97V162H94V163H92L91 162V160L92 161H94L93 160V157H90L89 158V156H91L90 155V153L89 154H87V152H86V150H84V149H87V148H89V150H90V148H94V147H92ZM109 146V147H108ZM115 146V147H114ZM117 146V147H116ZM123 146H126V147H124L123 148ZM155 146V147H154ZM201 146H203V147H205L207 150H205L204 151V149L205 148H201ZM211 146V147H212ZM238 146H241V147H238ZM102 147H103V149H102ZM119 147L120 148H123V150L122 149H119ZM186 147V148H185ZM228 147H229V149H228ZM246 147V148H245ZM247 147H248V150H246L247 149ZM249 147H250V149H249ZM4 148V149H3ZM6 148V149H5ZM30 148V149H29ZM37 148V149H36ZM47 148V149H46ZM64 148V149H63ZM111 148H112V150H111ZM126 148V149H125ZM189 148H191V149H189ZM3 149V150H2ZM33 149V150H32ZM43 149L45 150V151H43ZM70 151V150H72V151H68V150ZM99 149H101V150H103V151H101V150H99ZM143 150V152H142V150ZM149 149H154L156 152H154V150H152V152H154V154L155 153H157L156 154V156L154 157L153 156V153L152 152H150V150ZM222 149H224V150H222ZM225 149H228V150H225ZM22 150H24V151H22ZM30 150V151H29ZM34 150H35V152H34ZM37 150H41V151H38V152H36ZM61 150V151H60ZM110 151V152H112V153H108V151ZM119 150V151H118ZM157 150H159V153L157 152ZM173 150V151H172ZM174 150L175 151H178V152H174ZM203 150V151H202ZM229 150H231V151H229ZM242 152H241V151ZM246 150V151H245ZM253 150V151H252ZM255 150V151H254ZM259 150H260V152H259ZM1 151H3V153H1ZM5 151V152H4ZM58 151V152H57ZM62 151L64 152V153H62ZM100 151V152H99ZM107 151V152H106ZM118 151V152H117ZM141 151V154H140V156H139V152ZM180 151H182V152H180ZM208 151V152H207ZM245 151V152H244ZM15 152V153H14ZM20 152V153H19ZM25 152H27V153H25ZM30 152H32V153H30ZM44 152H47V153H44ZM59 152H60V154H59ZM68 152V154H69V156H65V154ZM79 152V153H78ZM114 152V153H113ZM123 152H124V154H123ZM187 152V153H186ZM190 152V153H189ZM191 152H192V154H194L196 157L198 156V157H202L201 158V161L199 162V159L200 158H194V159H197L196 160V163H194V161H192L193 159L191 158V157H193L192 156V154H191ZM206 152L208 153V154H206ZM221 152H223V153H221ZM227 152H228V154H229V156H230V159H227L228 158V154H227ZM239 152V153H238ZM249 152H251L250 154H249ZM257 152V153H256ZM12 153V154H11ZM29 153H30V155H29ZM33 153H35L37 156H39L40 157V153H41V159L43 158V156H44V158L41 160L40 158L39 159H37L36 158V155H33ZM43 153V154H42ZM62 153V154H61ZM73 153V154H72ZM80 153H81V155H80ZM85 153V154H84ZM103 153V154H102ZM105 153V154H104ZM119 154L118 155V157H116L117 156V154ZM138 153V154H137ZM173 154V155H175V156H170L169 154ZM176 153H179V154H181V153H183L181 156H179V154H176ZM184 153H186V154H184ZM232 153V154H231ZM235 153V154H234ZM238 153V154H237ZM242 153H244V154H246V155H244V154H242ZM256 153V154H255ZM263 153V154H262ZM16 154V155H15ZM49 154H50V156H49ZM53 154V155H52ZM68 154H66V155H68ZM72 154V155H71ZM83 154V155H82ZM100 154H102L101 155V157L99 158V156H100ZM112 154H114V155H112ZM122 154V155H121ZM144 154H147V155H144ZM150 154V155H149ZM168 154V155H167ZM189 154H191V155H189ZM227 154V155H226ZM240 154H242V155H240ZM251 154H252V156H251ZM6 155V156H5ZM29 155V156H28ZM33 155V156H32ZM112 155V157H110ZM116 155V156H115ZM146 157H148V155H149V158H148V160H147V157L145 158L144 156ZM152 155V156H151ZM163 155V156H162ZM166 155V156H165ZM177 155V156H176ZM185 155H189L188 157H190V159H188ZM207 155V157L204 159L203 157H205ZM11 156V158H10V160H8L9 158L8 157H10ZM15 158H14V157ZM19 156V157H18ZM49 156V157H48ZM65 156V157H69V159L68 158H66V160L68 159V161H65L64 159H63V157ZM108 158H107V157ZM232 156H234V157H232ZM236 156H237V158H236ZM257 156H260V157H257ZM263 156V157H262ZM3 157V158H2ZM12 157H13V159H12ZM24 157V158H23ZM45 157H47L48 158V160H47V158H45ZM88 157V158H87ZM94 157V158H95ZM105 157H106V161H102V159L103 160H105ZM117 159H116V158ZM141 157H143L144 159L142 160V158ZM153 157H154V159H155V161H154V159H153ZM183 157V158H182ZM223 157H225V158H223ZM254 157V158H253ZM20 158V159H19ZM23 158V159H22ZM30 158L32 159V160H30ZM59 158H60V160H59ZM87 158V159H86ZM126 158V159H125ZM130 160H128V159ZM164 158V159H163ZM174 158V159H173ZM179 158V159H178ZM181 158V159H180ZM187 158V159H186ZM216 160H215V159ZM235 158H236V160H235ZM248 158V159H247ZM14 160V161H12V160ZM34 159H37V160H35V162L34 163H36V165L34 164V163H32L33 161H34ZM56 159V160H55ZM83 160L84 161V159H85V161L86 160H90V161H87L88 163H85V166H83L84 164V162H82V161H79V160ZM109 159L110 160H114V161H109ZM120 159H122V160H120ZM153 159V161H151ZM158 159V160H157ZM240 159V160H239ZM251 161H250V160ZM257 159V160H256ZM19 160V161H18ZM22 160V161H21ZM27 160V161H26ZM75 160V161H74ZM78 160V161H77ZM102 161L103 162V164H100L99 162L100 161ZM142 160V161H141ZM144 160H146V162H143ZM185 160V161H184ZM227 160V161H226ZM4 161V162H3ZM6 161V162H5ZM26 161V162H25ZM32 161V162H31ZM49 161V162H48ZM57 161H59V162H57ZM117 161H119V162H117ZM139 161H141V162H139ZM222 161H224L225 163H223ZM239 161V162H238ZM252 161H253V163H252ZM262 161V162H261ZM9 162H13V165H12V163H10L9 165H7ZM14 162L16 163V164H18V165H15L14 166ZM76 162V163H75ZM79 162H81L82 164H80ZM108 163L109 165H110V167H112V168H116V170L117 171H119V172H117L118 173V175H119V179H121L120 181H122V182H128L131 178V176H132V174H133V170L135 169V167L134 166H138L139 167V170H141L142 168H144L143 169V171L141 172H138V173H141V176H140V174H136L135 175V178H133V182H134V185H136L137 186V184L139 185V186H135V188H137L138 189V187H139V191L141 190L140 189V186L142 187V186H144L145 184L147 185V184H149V186L152 184V185H154V183H155V185L154 186H156L158 189L161 187V189L160 190H158L156 187H154V186H150V189H152V188H155L157 191H155L154 193H153V190H155V189H152V191H150V189H148L147 188V191L145 190V188L143 189V191L142 192H145V193H140L139 191H137V189H135L134 187H132L131 188V190H129V191H124L123 190V194L119 191V193H118V191H117V193H116V191H113L114 189L112 188V186L109 184V183H103V185L101 186L100 184H101V181H98V180H100V179H98V178H101L102 177V175H103V171H104V167H103V165H106V163ZM127 162V163H126ZM134 162H135V164H134ZM150 162V163H149ZM151 162H154V164L153 163H151ZM160 162V163H159ZM174 162H175V164H174ZM191 162H193L192 163V165H191ZM244 162V163H243ZM260 162H261V165H260ZM6 163V164H5ZM25 163H27V164H25ZM31 164V166H33V164L35 165V166H33V167H30L31 169H30V171H29V167H27L28 165L30 166V164ZM44 165V167H41V165L42 164ZM49 163H50V165H49ZM58 163V164H57ZM61 163V164H60ZM90 163H92L93 164V166L92 165H90ZM97 163V164H96ZM130 163L132 164V166H133V168H132V166H130ZM223 163V164H222ZM236 163H237V166H236ZM2 164V165H1ZM74 164V165H73ZM88 164V165H87ZM117 164V165H116ZM122 164H124L125 165V167H124V165H122ZM137 164V165H136ZM149 166H148V165ZM242 164V167H244V168H241V165ZM255 164V165H254ZM7 165V166H6ZM37 165H38V167H37ZM42 165V166H43ZM90 165V166H89ZM143 165V166H142ZM153 165V166H152ZM177 166V168H175L176 166ZM191 165V166H190ZM194 165V166H193ZM248 165V166H247ZM254 165V166H253ZM258 165H260V166H258ZM11 166V167H10ZM13 166V167H12ZM60 166V167H59ZM67 166V167H66ZM68 166H69V168L72 170V171H74V172H72L69 168H68ZM97 166V167H96ZM101 166V167H100ZM128 166V167H127ZM130 166V167H129ZM141 166H142V168H141ZM144 166H147V169H149V170H147V169H145L146 167H144ZM212 166V167H211ZM216 168H215V167ZM233 166H236V167H238V169L236 168V167H233ZM257 166V168H255L254 169V167H256ZM11 169H10V168ZM21 167V168H20ZM26 167V168H25ZM41 167V168H40ZM47 167V168H46ZM172 167V168H171ZM210 167L213 169V167H214V170H211L210 169ZM218 167H219V169H218ZM7 168V169H6ZM28 168V169H27ZM35 168V169H34ZM65 168V169H64ZM92 168V169H91ZM97 168V169H96ZM119 168V169H118ZM130 168V169H129ZM141 168V169H140ZM170 168V169H169ZM209 168V169H208ZM234 168H236L237 169V172H235L234 171V169L232 170V169ZM249 168V169H248ZM253 168V169H252ZM25 169H27V171L25 170ZM33 169V170H32ZM38 169H39V171H38ZM69 169V170H68ZM96 169V170H95ZM162 169H164V171L166 172L165 173V175H167V173L169 174V173H171L172 172V170H173V172H179V171H181V172H183L184 173V175H186L185 173H186V171H187V176H185L186 178L184 179L185 180V189L186 190H184V191H182L181 193H183V195H181L179 192L180 191H178L179 189H177L176 187H173V186H171V184H169V179H168V175L167 176H164V177H161V174H159V176L160 177H158V171H162ZM218 169V170H217ZM225 169H227V172L226 173H223V174H225V175H228L229 173V175L227 176V177H229V180H231L230 178H232V185H231V183L229 182V180H227V178H221V173L222 172H225L226 170ZM231 169V170H230ZM242 169V170H241ZM247 169H248V171H247ZM251 169V170H250ZM259 169V170H258ZM10 170H11V173H10ZM32 170V171H31ZM37 170V171H36ZM62 170V171H61ZM179 170V171H178ZM184 170V171H183ZM186 170V171H185ZM192 170H193V173L192 174H196V172L198 171V173L197 174H199L200 175V178H201V180L202 179H204L203 177L205 176V178L207 179V181H206V179H205V181H201L199 178V181H198V179H193V178H191V172H192ZM211 172H210V171ZM228 170L230 171V172H228ZM246 170V171H245ZM252 172V173H250V171ZM24 171H25V173H24ZM34 171H36V172H34ZM64 171V172H63ZM72 172V173H69V172ZM100 171V172H99ZM149 171V174L147 173ZM160 171V172H161ZM164 171H162L163 172V174H164ZM191 171V172H190ZM195 171V172H194ZM199 171H203L202 172V174H201V172L199 173ZM205 171V172H204ZM207 171V172H206ZM209 171V172H208ZM220 171V172H219ZM233 171V172H232ZM239 171V172H238ZM244 171V172H243ZM258 171H261V174L260 173H258ZM30 172H32V173H30ZM81 172V173H80ZM83 172V173H82ZM151 172L152 173H154L155 174V172H156V176L154 177V176H151L150 174H151ZM159 172V173H160ZM212 172H215V173H213V175L214 174H216L217 173V175L219 174V177L218 176H216V175H214V176H212L211 175V173ZM232 172V173H231ZM247 172H248V176L250 177V179L249 178H247V177H245V179H244V176H246V174H247ZM256 172L258 173V174H256ZM10 173V174H9ZM44 173V174H43ZM64 173V174H63ZM81 175H79V174ZM101 173V174H100ZM129 173V174H128ZM189 173V174H188ZM207 173V175H205ZM15 174V175H14ZM21 174V175H20ZM62 174V175H61ZM83 174V175H82ZM126 174H128V176H129V178H128V176H126ZM143 174H144V177H143ZM146 174V175H145ZM153 174V175H154ZM163 174H162V176H163ZM204 174V176H201V175H203ZM222 174V175H223ZM235 174L237 175V174H239L238 176H235ZM260 174V175H259ZM17 175V176H16ZM43 175V176H42ZM58 175H60V176H58ZM66 175H68V176H66ZM70 175H72L71 177L73 178L74 177V180L70 177ZM77 175V176H76ZM85 175V176H84ZM90 175V176H89ZM94 175V176H93ZM131 175V176H130ZM148 175H150V176H148ZM188 175H189V177H188ZM209 175H210V177H209ZM225 175H223L224 177H225ZM241 175V176H240ZM243 175V176H242ZM258 175V177H256V176ZM12 176H16V177H12ZM34 176V178H33V180L31 179L32 177ZM40 176V177H39ZM42 176V177H41ZM56 176V177H55ZM65 176H66V178H65ZM97 176H98V178H97ZM147 176V177H146ZM208 176V177H207ZM252 176V177H251ZM256 178H255V177ZM262 176V177H261ZM26 177H28V179L26 178ZM59 177V178H58ZM62 177V178H61ZM148 177H150V178H148ZM151 177H153V178H151ZM193 177V176H192ZM234 177H235V179H234ZM241 177H243V178H241ZM261 177V178H260ZM7 178V179H6ZM16 180H15V179ZM26 178V179H25ZM30 178V179H29ZM37 178H38V180H37ZM58 179V181H57V179ZM75 178H78L77 180H75ZM83 178V179H82ZM84 178L86 179V180H84ZM87 178H89V181H88V179ZM90 178H93V180L91 181V179ZM146 179V181H144L145 179ZM208 178H210V179H208ZM212 178V179H211ZM239 178V179H238ZM255 178V179H254ZM260 178V179H259ZM18 179V180H17ZM20 179V180H19ZM55 179V180H54ZM63 179V180H62ZM70 179V180H69ZM72 179V180H71ZM79 179H81V180H79ZM118 179V180H119ZM138 180L137 181V183H135V181L136 180ZM142 179H143V181H144V183L142 184ZM216 179V180H215ZM220 179H221V183H220ZM247 180V181H240V182H238L239 180ZM254 179V181H251V180H253ZM3 180L5 181V182H3ZM43 180V181H42ZM45 180V181H44ZM47 180V181H46ZM125 180V181H124ZM141 180V181H140ZM162 180H165V181H163V182H166V180H167V185H164L163 186V183L161 184V182H162ZM191 181V182H189V181ZM197 180V181H196ZM208 180H209V182H208ZM219 182H218V181ZM224 180L226 181V182H224ZM233 180L235 181V182H233ZM11 181H12V183H14V184H12L11 183ZM40 183H39V182ZM57 181V182H56ZM61 181V182H60ZM65 183L66 182V185L63 183V182ZM84 181H86V183H88V184H90L89 186H87L88 187V189L92 186V182L93 181H96V183H93L96 187H97V189H99V192L101 193L100 194V196H99V192H97V190L95 191V193L93 194H89L87 197L85 196L84 198H82L80 201H79V198H81V197H79L77 194H75V192H76V190H75V192H74V188L73 187H76V185L79 183H82V186L84 185V187H85V183H83ZM90 181H91V183H90ZM97 181H98V183H97ZM148 181V182H147ZM186 181H188V182H186ZM193 181H195V182H193ZM215 181H217L218 183H216ZM249 181H250V183H251V185H249L250 183H249ZM256 181L258 182L257 184H256ZM7 182H9V183H7ZM16 182V183H15ZM20 184H19V183ZM25 182H26V184H25ZM29 182V183H28ZM37 182V184H35ZM68 182L70 183V184H68ZM71 182H73V184L71 183ZM141 182V184H139ZM158 182V183H157ZM213 182V183H212ZM229 182V184H230V188H229V190H228V183ZM238 182V183H237ZM244 182V183H243ZM245 182H247V184L245 183ZM33 183L35 184L34 186L36 187V185H37V189L35 188V187H31V186H33ZM55 183V187H57V185H59V187H57L58 189H61V190H58V189H56L55 190V192H53V190H54V186L52 187L51 185H53ZM58 183V184H57ZM64 184V186L63 185H60V184ZM160 183V184H159ZM166 183H164V184H166ZM188 183H190V185L191 186H189V184ZM6 184V185H5ZM8 184V185H7ZM15 184H17V186H19L18 187V190H17V186L15 185ZM23 184H25L26 185V188H24L25 187V185H23ZM32 184V185H31ZM76 184V185H75ZM78 184V185H79ZM88 184H86V185H88ZM159 184V186H157V185ZM169 184V185H168ZM213 184H215V185H213ZM218 184V185H217ZM245 184V185H244ZM5 185V187H3ZM13 185V188L11 187ZM27 185H29L28 187H27ZM74 185V186H73ZM146 185L144 186V187H146ZM210 185V188L212 189H209L207 186H209ZM211 185H213V186H211ZM218 187H217V186ZM219 185H220V187L222 186V188H220L219 187ZM238 185V186H237ZM247 185V186H246ZM249 185V186H248ZM257 185H259V186H257ZM10 186V187H9ZM22 186H24V187H22ZM81 186V185H80ZM101 186V187H100ZM106 187V188H104V187ZM148 186V185H147ZM148 186V187H149ZM168 186V187H167ZM187 186H189V187H187ZM243 186V187H242ZM255 186V187H254ZM263 186V188H261ZM16 189H15V188ZM22 187V191L21 190H19V188H21ZM70 187H72L70 190H68V188H70ZM83 187V188H84ZM87 187H86V189H87ZM98 187H100V188H98ZM105 189H103V188ZM170 187V188H169ZM172 187V188H171ZM194 187V188H193ZM205 187V188H204ZM243 189L244 187L246 188L245 190H246V192H245V190L243 189H241V188ZM252 187H253V190H252ZM258 187H259V189H258ZM10 188H11V191H9L10 190ZM24 188V189H23ZM33 189V190H30V189ZM133 188L135 189V190H133ZM143 188V187H142ZM189 188V189H188ZM196 188V189H195ZM216 188V189H215ZM218 188V189H217ZM224 188V189H223ZM241 190H240V189ZM249 188V189H248ZM260 188H261V191H259L260 190ZM2 189V190H1ZM28 189H29V191H31V193H33L32 195H30L31 193H29L28 192ZM36 189V190H35ZM42 189V190H41ZM175 189V190H174ZM193 189L196 191V193H200L201 192V195L203 196V194H202V192L203 191H205L206 189H208V193H207V196H203V198H202V196L199 198V199H201L200 201L196 198V200H193V201H191V197H192V195L194 194V192L195 191H193ZM202 189V190H201ZM213 189H215V191L213 190ZM226 190V194H225V191H223V190ZM258 189V190H257ZM5 190H7V192L5 191ZM25 190H26V192H25ZM72 190H73V192H72ZM101 190H102V192H101ZM111 190H112V192H111ZM134 192H133V191ZM216 190H218L219 192H220V194H218L219 192L218 191H216ZM221 190H222V193H221ZM237 190H240V192H242L241 193V195H243V196H240L239 194H240V192H239V194H235L234 195V193H235V191H237ZM248 190H251V191H248ZM9 191V192H8ZM33 191V192H32ZM37 191H39V192H37ZM44 191V192H43ZM60 191V193H58ZM65 191H67V193L65 192ZM70 191V192H69ZM106 191H108V193L106 192ZM137 191V193H135ZM162 191L164 192V193H162ZM190 191H193V192H190ZM211 191V192H210ZM214 191V192H213ZM230 191V192H229ZM233 191V192H232ZM257 191V193L259 194H257V193H255ZM15 192V193H14ZM21 192H23V193H21ZM62 192V193H61ZM115 192V193H114ZM177 192L180 194H178L179 195V197L177 196ZM229 192V193H228ZM250 192V193H249ZM252 192H254L255 193V196H256V198H255V201L254 200H249V202L248 201H246L247 199H248V197L247 196H249V195H251V193ZM46 193V194H45ZM57 193V194H56ZM70 193V194H69ZM121 193V194H120ZM131 193V194H130ZM186 195H185V194ZM192 193V194H191ZM212 193V194H211ZM215 193L217 194V197L219 198V199H221V202H222V200H223V204L221 203V205L219 204H217V203H215L214 204V202L212 201V197L214 198V199H216L217 197H216V195H215ZM231 193H233L232 195L234 196V200L232 199L231 201H232V205H231V201H228L227 200V197L228 196H230L231 195ZM247 193V194H246ZM8 194V195H7ZM72 194H75L76 196L74 197V195H72ZM88 194V193H87ZM104 194H106V195H104ZM107 194H109V195H107ZM111 194V195H110ZM116 194V195H115ZM126 196H125V195ZM134 194H136V197H143V198H141V200H140V198L138 199H134V198H131V197H135V195L133 196ZM151 194V195H150ZM173 194V195H174ZM191 194V195H190ZM214 194V195H213ZM223 194V195H222ZM249 194V195H248ZM257 194V195H256ZM3 195V196H2ZM7 195V196H6ZM18 195V196H17ZM21 195V197H20V200L18 199L19 198V196ZM25 197H24V196ZM27 195H29V196H27ZM37 195V196H36ZM42 196V197H40V196ZM54 195V196H53ZM60 196L61 195V197H58V196ZM69 195L71 196V197H69ZM92 195H94V196H92ZM97 195V197H95ZM125 196L124 198H123V196ZM132 195V196H131ZM142 195H144V196H142ZM146 195V196H145ZM150 195V196H149ZM211 195V196H210ZM218 195H220L221 197H219ZM226 195V196H225ZM239 195V196H238ZM245 195H247V196H245ZM5 196V197H4ZM10 196H12V198L10 197ZM15 196H17V199L16 198H14ZM24 198H23V197ZM30 196H31V198H30ZM115 196V197H114ZM120 196V199H118V197ZM129 196H131L130 198H129ZM167 196V197H168ZM178 197V199H177V197ZM245 196V197H244ZM9 197V198H8ZM46 197V198H45ZM64 197V198H63ZM65 197H67V199L69 200V198H70V201H68ZM103 197V198H102ZM144 197L146 198V199H144ZM148 197V198H147ZM151 197V198H150ZM180 197H181V199H180ZM222 197H223V199H222ZM237 197H238V199H237ZM247 197V198H246ZM260 197V198H259ZM263 197V198H262ZM23 198V199H22ZM34 198V199H33ZM44 199V201L42 200V202H41V200L39 201V199ZM61 198H63V200H61ZM73 198L75 199V200H73ZM85 198L86 199H88V201L87 200H85ZM90 198V199H89ZM96 198V199H95ZM114 198H115V200H114ZM127 198V199H126ZM128 198H129V200L130 199H132L131 200V203H130V201H128ZM226 198V199H225ZM7 199H10V200H7ZM28 201H27V200ZM35 201V199L37 200V206H36V203H34V202H32L33 200ZM60 200V201H58V200ZM93 199L94 200H97L98 199V202L97 201H93ZM122 199V200H121ZM123 199H125V200H123ZM134 199V200H133ZM143 199L145 200V201H143ZM206 199V200H205ZM211 199V200H210ZM240 199H242V200H240ZM260 199H262L261 201H260ZM18 200H19V202H18ZM26 200V202H24ZM90 200H92L94 203H90V202H92V201H90ZM148 200V201H147ZM151 200V202H149ZM225 200V201H224ZM260 201V202H262V204H261V207H260V209H258V207L260 206V205H258L259 204V202H257V201ZM1 201L3 202L2 204H1ZM5 201H7V202H11V201H13L14 202V204H15V206L17 205V203H18V209H20V210H18V209H16V207L15 206H13V202H11L12 203V206L13 207H11V203H5ZM79 201V202H78ZM84 201V205H85V202L87 203L86 205H88V202H89V205L88 206H85L86 208H85V210L83 211V208H81L80 206L82 205V203L81 202H83ZM114 201V202H113ZM115 201L117 202V203H115ZM154 203H153V202ZM176 201V202H177ZM183 201V202H184ZM189 201V202H188ZM204 201V202H203ZM226 201H228V202H226ZM234 201H236V202H234ZM237 201H238V203L240 204V201L242 202L241 204L242 205H238L237 207H236V205L238 204L237 203ZM251 201L253 202V203H251ZM23 202L25 203V204H23ZM36 202V201H35ZM46 202V204H44ZM61 203V205H59L58 206V204H60ZM108 202H110V204L108 203ZM198 202V203H197ZM202 202H203V205H201L202 204ZM205 202H207L206 204H205ZM210 202H213V203H211V204H209ZM30 205H29V204ZM64 205H63V204ZM68 203V204H69ZM105 203V204H104ZM108 203V204H107ZM114 203H115V205H114ZM126 204L127 206H128V208H127V206L126 205H124L123 204V206H125L126 208H127V210L128 211H126V209H124V211H125V213H124V217L122 216V213H119V214H117V212H119L120 210H123V208L124 207H120V208H117L118 207V205H120V204ZM129 203V204H128ZM153 203V205H151V204ZM156 203V205L154 206V204ZM189 203V204H188ZM200 203V204H199ZM225 203V204H224ZM236 203V204H235ZM256 203V204H255ZM258 203V204H257ZM5 204H8L7 206L5 205ZM21 204V205H20ZM42 204V205H41ZM48 204V205H47ZM57 204V205H56ZM91 204V205H90ZM116 204H118L117 205V207L115 208V210H114V207L116 206ZM132 204V205H131ZM194 204V205H193ZM208 204V205H207ZM213 204V205H212ZM249 204V205H248ZM2 205H3V207H2ZM22 205H24L25 207L23 208V210L21 209L22 207H20V206H22ZM27 205V206H26ZM36 206V208H34L35 206ZM112 205V206H111ZM131 205V206H130ZM135 205H137V208H136V210H137V212H135L134 211V206ZM191 205V206H190ZM206 206V207H203V206ZM212 205V206H211ZM245 205H247L246 207H245ZM253 205V206H252ZM45 206V207H44ZM92 208H91V207ZM153 206V207H152ZM194 206V207H193ZM198 207V212H195V209H196V211H197V207ZM200 206H202V207H200ZM222 206V207H221ZM225 206V207H224ZM232 206H235L234 208L232 207ZM243 206V207H242ZM249 206V207H248ZM258 206V207H257ZM20 207V208H19ZM26 207H30V209H26ZM44 207V208H43ZM54 207V208H53ZM58 207V208H57ZM60 207V208H59ZM133 208L132 210L130 209V208ZM136 207V206H135ZM140 207V208H139ZM149 207H150V209L152 210L151 212H148V211H150V210H147V209H149ZM228 207V208H227ZM240 207V208H239ZM251 207V208H250ZM256 207V209L255 210H257L256 211V213H257V216H255L256 215V213L254 212L255 210H254V208ZM3 208V209H2ZM7 208H8V210H7ZM95 209V210H92V209ZM139 208V209H138ZM145 210L146 208V210H145V212H143V210ZM145 208V209H144ZM181 208V207H180ZM193 208H194V211L192 212L191 210H193ZM206 210H205V209ZM208 208H209V210H208ZM213 208H215V210L217 211V212H215L214 211V213H213ZM223 210V212H226V211H228L227 212V214L226 213H222V211H221V209ZM245 209V211H246V209H248V211H246V212H244L243 213V211L244 210H242V209ZM11 209H13L12 210V213L10 212V210ZM24 209H26V210H28V211H26V210H24ZM34 209H35V213L33 212L34 211ZM103 209H104V207H103ZM130 209V210H129ZM141 209V210H140ZM188 209V210H187ZM199 209H201L202 210V212L201 211H199ZM203 209L205 210L204 211V213H203ZM212 209V210H211ZM252 209L254 210V211H252ZM15 210V211H14ZM187 210V211H186ZM190 210V211H189ZM207 210H208V212H207ZM220 210V211H219ZM235 210L237 211V213L235 212ZM239 210H240V212H239ZM4 211V212H3ZM33 212V213H31V212ZM78 211V212H79ZM88 211V212H87ZM92 211H94V212H92ZM97 211V213L94 215V213ZM115 211V212H114ZM133 211V212H132ZM146 211H147V213H146ZM233 211L235 212V214L233 213ZM3 214H5V215H3ZM5 212H7V213H5ZM14 212V213H13ZM79 212V213H80ZM127 212V213H126ZM128 212L130 213V212H132L131 214H128ZM134 212H135V214H134ZM153 212H155V213H153ZM180 212V213H179ZM186 212H188V213H186ZM192 213V216H191V213ZM195 212V213H194ZM219 212H220V214H219ZM243 214H242V213ZM249 212V213H248ZM255 214H254V213ZM259 212V213H258ZM99 213H101V211L99 212ZM152 213V214H151ZM177 213V214H176ZM190 213V214H189ZM194 213V214H193ZM210 213H213V214H210ZM32 214H34V215H36V216H34V215H32ZM82 215H83V213H81ZM138 214V215H137ZM144 214V215H143ZM150 214V215H149ZM159 214H161V213H159ZM170 214V215H169ZM250 214V216L252 215L253 216V218H249L248 217V215ZM3 215V216H2ZM30 215V216H29ZM80 215V214H79ZM90 215V216H91ZM117 215H119L118 217H122V219L120 218V219H118V217H117ZM140 215V216H141ZM148 217H147V216ZM223 215V216H222ZM232 215V216H231ZM243 215L245 216V217H247V218H244L243 217ZM33 218H32V217ZM91 216V217H92ZM97 216H98V218H97ZM133 216H135V217H133ZM151 216V217H150ZM171 216V217H172ZM190 216L191 217H193V218H195L194 220H193V218H192V221H191V219L189 220V218H190ZM228 216V217H227ZM236 216H238V217H236ZM254 216H255V218H254ZM20 217V218H19ZM39 219H37V218ZM81 217V216H80ZM100 217V218H99ZM147 217V218H146ZM178 217V218H179ZM196 217H198L197 219H196ZM218 217H219V219H218ZM19 218V220H17ZM116 218L118 219V220H116ZM164 218V217H163ZM238 218V219H237ZM239 218H241V220L239 219ZM249 218V219H248ZM261 218V219H260ZM27 219V220H26ZM30 219H32V220H30ZM37 219V220H36ZM148 219V220H149ZM165 219V218H164ZM205 219V220H204ZM207 219V220H206ZM218 219V220H217ZM222 219H224V220H222ZM239 220V221H237V220ZM260 219V220H259ZM34 220V221H33ZM147 220V221H148ZM197 220V221H196ZM215 220H217V222L219 223H217ZM247 220H248V222H249V224L247 223V224H245L246 222H247ZM16 221V222H15ZM32 221V222H31ZM38 221V222H37ZM118 221V222H117ZM123 221H124V219H123ZM122 221V226L120 227L119 226V228H123V230L125 229L124 228V226L126 225L127 227H129L130 225H131V223L129 224L128 222V225L127 224H124V223H126V222H123ZM215 221V222H214ZM229 221H232V223L231 222H229ZM235 221V222H234ZM237 221V222H236ZM245 221V222H244ZM250 221H252V225H253V227L251 226V222ZM259 222V223H257V222ZM14 222V223H13ZM36 222V223H35ZM54 222V223H53ZM101 222L102 221H99V224H100V226L101 227H103V226H105L104 224H102L101 225ZM166 224H164V223ZM191 222H193V223H191ZM198 222V223H197ZM200 222V223H199ZM208 222H209V224H208ZM227 222H229V223H227ZM253 222H255V224H253ZM262 222V223H261ZM4 223V224H3ZM25 223H29V225H26ZM34 223V224H33ZM96 223V222H95ZM103 223V222H102ZM195 223V224H194ZM204 223H207V224H203ZM225 223V224H224ZM237 223V224H236ZM239 223V224H238ZM261 223V224H260ZM12 224V225H11ZM20 224H22V225H20ZM25 224V225H24ZM97 224H98V222H97ZM97 224H95V226H94V224H93V226L91 225L90 226V229H93V227H94V232L96 231V229L95 228H97V229H101V227L99 226V225H97ZM139 224V223H138ZM168 224V225H167ZM194 224V225H193ZM198 224H200L199 226H201V228L199 229V227L197 228V225ZM228 224H229V226H228ZM232 224H233V226H232ZM240 224H244L243 226H245V227H243L242 225H240ZM257 224V225H256ZM19 225L21 226L20 228H19ZM30 225H32V226H30ZM41 225V226H40ZM47 225L48 226H50V227H56V223H55V221H48L47 222ZM46 225V226H47ZM144 225V223L143 224H141V226H143ZM227 227H226V226ZM235 225H237V226H235ZM256 225V226H255ZM258 225H260L261 226V228H259V226ZM45 226V225H44ZM45 226V227H46ZM116 226V227H117ZM125 226V227H126ZM161 226H163V227H161ZM168 227V229L166 228L165 230H164V227ZM223 226V228L220 230V228ZM239 226H240V228L241 227H243V228H239ZM251 226V227H250ZM258 226V227H257ZM189 227H191V229L189 228ZM215 227V228H214ZM217 227V228H216ZM220 227V228H219ZM226 227V230L224 229ZM237 227V230H235V228ZM249 227V228H248ZM37 228V229H38ZM157 228V227H156ZM160 228V229H159ZM172 228H174V229H172ZM192 228H194L193 230H195V228H197L194 232H193V230H192ZM232 228V229H231ZM246 228V229H245ZM253 228H255V230L256 231H254L253 230ZM263 228V229H262ZM32 229V228H31ZM214 229H215V231H214ZM216 229H217V231H216ZM224 229V230H223ZM248 229V231L251 233H249L248 231H247V233L245 234L244 232H246V230ZM251 229V230H250ZM257 229H259V230H257ZM122 230V229H121ZM178 230V231H177ZM210 230H213L212 232H214V233H212ZM230 230H231V232H230ZM239 230H242V232H240ZM261 230V231H260ZM103 231L104 230H102L101 229V231H96V232H98V234H97V236H99V237H104L103 236ZM188 231H190L189 233H188ZM225 231V232H224ZM227 231V232H226ZM235 231H238V232H235ZM251 231H254V233L253 232H251ZM260 231V232H259ZM263 231V232H262ZM156 232V231H155ZM177 232V233H176ZM180 232L182 233V234H180ZM199 232V234L200 235H197L196 233H198ZM222 232V233H221ZM224 232V233H223ZM241 234H240V233ZM258 232V233H257ZM262 232V233H261ZM103 233V234H102ZM141 233V234H140ZM179 233V234H178ZM184 233V234H183ZM191 233V234H190ZM232 233H235L234 235L232 234ZM254 235H253V234ZM107 234V233H106ZM121 234V235H120ZM123 234V235H122ZM144 234V236H142ZM159 234V235H158ZM186 234H188V235H186ZM190 234V235H189ZM211 236H213V237H211ZM214 234H215V238H218L217 240H219V238H220V241H216V239L214 240ZM218 234V235H217ZM237 234V235H236ZM240 234V235H239ZM249 234V235H248ZM259 234V235H258ZM261 234H262V237H261ZM70 235V234H69ZM68 235V236H69ZM117 235H118V237H117ZM120 235V236H119ZM132 235H135L134 233L132 234ZM162 235V236H161ZM183 235V236H182ZM225 235H228L227 237L225 236ZM233 235V236H232ZM107 237L109 236V235H106ZM112 236L113 237H115V238H112ZM148 236V239H146L145 237H147ZM149 236L150 237H153V238H151V242H150V244L147 242L146 243V241L143 243V241L144 240H149ZM165 236H166V238H168L167 239V246H168V249L170 250H166L167 249V246H165L164 244H163V242H164V239H166L165 238ZM180 236V237H179ZM187 236V237H186ZM190 236V237H189ZM194 236V237H193ZM202 236V237H201ZM208 236H210L209 238H211V240L210 239H208ZM217 236H219V237H217ZM232 236V237H231ZM244 236V237H243ZM245 236H248V237H250L249 239H244L245 238ZM253 236V237H252ZM160 237V238H159ZM172 237V238H171ZM198 237V239H195V238H197ZM200 237H201V239H200ZM243 238V240H242V238ZM248 237H246V238H248ZM256 237V238H255ZM132 239V241L133 242H131V244H133V245H131V247L133 248H131V247H129V246H127V245H125L124 246V243L125 244H127L128 242H127V240L130 242V239ZM145 238V239H144ZM159 238V239H158ZM172 239V241H171V239ZM179 238H180V240H182V241H180L179 240ZM184 238H186V239H184ZM193 238V239H192ZM207 238V239H206ZM213 238V239H212ZM222 238H227V239H229L228 241H232V242H228L226 239L225 240H221ZM233 238V239H232ZM237 238V239H236ZM239 238H241V239H239ZM261 238H263L262 240H261ZM111 239H113L112 241H111ZM118 239H123L122 240V244H116V243H119V241H118ZM179 241H178V240ZM188 239V240H187ZM205 239H206V241H205ZM231 239V240H230ZM251 239H253L252 241H255L254 239H257L258 241H255V243L256 242H258V243H256V245H255V243L254 244H252V242L250 241ZM115 240H117V241H115ZM135 240H136V242H135ZM138 240V241H137ZM155 240V241H154ZM169 240V241H168ZM198 240V242H196ZM213 240H214V242H217V243H211V242H213ZM249 240V241H248ZM150 241V240H149ZM171 241V242H170ZM194 241V242H193ZM205 241V242H204ZM233 241H235V242H233ZM236 241H237V243H236ZM242 241H246V243L247 244H249V245H247V244H245V242H243V244H242ZM260 241H262L263 243L261 244L260 243ZM142 244H141V243ZM155 242V243H154ZM157 242V243H156ZM183 242V243H182ZM193 242V243H192ZM196 242V243H195ZM220 242V243H219ZM222 242V243H221ZM224 242H227V243H224ZM250 242H251V244H250ZM121 243V242H120ZM136 243V244H135ZM146 243V244H145ZM154 243V244H153ZM171 244V246H170V244ZM174 243V244H173ZM188 243V247H193V248H190V249H193V250H195V252L196 253H194V252H190V249L188 250L187 248H185L187 245L186 244ZM208 243H209V246H210V248L208 247ZM211 243V244H210ZM229 243V244H228ZM182 244V245H181ZM195 244V245H194ZM196 244H198V245H196ZM207 245V248H206V245ZM221 244V245H220ZM223 244H225L224 246H223ZM231 244V245H230ZM236 244V245H235ZM239 244H240V246H239ZM241 244H242V246H241ZM246 246H245V245ZM130 245V244H129ZM137 245V246H136ZM145 245V246H144ZM157 245V247H155ZM164 245V246H163ZM190 245V246H189ZM194 245V246H193ZM203 247L204 245V247L202 248L201 246ZM216 245H220L221 246V248H220V246L218 247H216ZM121 246V248H119ZM124 246V247H123ZM174 247V249H173V247ZM183 246H185V247H183ZM198 246H200L199 247V250H198ZM213 246V247H212ZM223 246V247H222ZM263 246V247H262ZM119 248V250L117 249V248ZM139 247V248H138ZM141 247V248H140ZM166 247V248H165ZM212 247V248H211ZM226 247H227V249H226ZM114 248V249H113ZM126 248H127V250L128 249H130V251L128 252H126ZM140 249L139 250V255H135V254H133L132 255V253L134 252V250H136V249ZM159 248H161V250L164 248V250H163V254H165V253H168V254H170V253H172V250H173V253H172V255H175V257L176 258H174L173 256H172V258L170 257V258H167V257H165V255H164V257L163 256H160L159 254H156V253H158V250H159ZM178 249L176 252H175V250L176 249ZM185 248V249H184ZM195 248V249H194ZM209 248V249H208ZM216 248H218V251H216L215 249ZM249 248V249H248ZM3 249H6V250H3ZM13 251H15V252H11L12 250ZM16 249V250H15ZM144 251H143V250ZM148 249V250H147ZM155 249V250H154ZM204 249V250H203ZM205 249H206V251H205ZM239 249V250H238ZM243 249V250H242ZM244 249H245V251H244ZM247 249V250H246ZM254 249V253L256 254V252H255V249H256V251L258 252V250L259 251H261V254H258V256H263V257H258L257 256V254L256 255H254V253L252 252V251H250V250H253ZM119 252L118 253V255H116V256H114V257H118L120 254H121V256H119L120 258L119 259H122V256L124 257L123 259H122V262H121V260H119L118 258H117V260H119V261H117V262H114V261H116L115 259L116 258H114L112 255L114 254H117V251ZM153 250V251H152ZM192 250V251H193ZM201 250V251H200ZM227 250V251H226ZM236 250L238 251V253L236 252ZM2 251V252H1ZM17 251V252H16ZM114 251V252H113ZM157 251V252H156ZM178 251H179V253H178ZM198 251V252H197ZM215 251H216V253H215ZM10 252H11V254H10ZM122 252V253H121ZM136 252V254H137V252H138V250L137 251H135ZM134 252V253H135ZM142 252H144V253H142ZM156 252V253H155ZM229 252H231V253H229ZM241 252V253H240ZM243 252H246L247 253V256L248 257H246V255H245V253H243ZM249 252L251 253H253V254H249ZM5 253V254H4ZM123 253H127L126 255H124ZM129 253H131L130 255H128ZM150 253H153V254H150ZM212 255H211V254ZM233 253H234V255H233ZM243 253V255H241ZM260 253V252H259ZM7 254V255H6ZM8 254H9V256H11V257H9L8 256ZM69 252L66 254L67 256H64V257H62L61 258V260L62 261H60V264H90V263H88L87 261H85L84 259H74V260H72L71 262L70 261H68V260H66V257L68 258L69 257ZM149 254H150V256H152L153 255V257H150L149 256ZM155 254H156V258H155ZM196 254H198V256L196 255ZM228 254H230V255H233L232 257L231 256H229ZM19 255V256H18ZM110 255V256H109ZM146 255H148V257L146 256ZM157 255H158V257H157ZM213 255H214V257H213ZM220 255H223L222 257H219ZM239 255H241V257L239 256ZM252 255V257L253 256H255V258L253 257H251L252 259H250L249 257ZM134 256V257H133ZM141 256V257H140ZM191 256V257H190ZM193 256V257H192ZM205 256H206V260L208 261H206L205 260ZM210 256V257H209ZM215 256H217V257H215ZM229 256V257H228ZM236 256H238V257H236ZM17 257V258H16ZM23 257V258H22ZM70 257H71V255H70ZM190 257V258H189ZM234 258V259H231V258ZM235 257H236V259H235ZM9 258V259H8ZM11 258V259H10ZM19 258H21V259H19ZM108 260H107V259ZM113 259V262H112V259ZM128 258V259H127ZM137 258V259H136ZM148 259L149 261L148 262H146L145 263V259ZM155 258V259H154ZM164 258V259H163ZM184 258V259H183ZM208 258H210V260L208 259ZM213 258V259H212ZM239 258V259H238ZM242 258V259H241ZM245 258V259H244ZM261 259V260H259V259ZM8 259V260H7ZM23 259V260H22ZM146 259V260H147ZM151 259H153L152 260V262H151ZM156 259H157V261H156ZM175 259V260H174ZM192 259V260H191ZM198 259V260H197ZM219 259H221L220 261H219ZM226 259H227V261H226ZM6 260V261H5ZM29 260H30V258H29ZM28 259H26L25 260V263L24 264H27V262L29 261ZM66 260V261H65ZM69 260H70V258H69ZM162 260V261H161ZM170 260H171V262H170ZM174 260V261H173ZM177 260V261H176ZM215 260H217V261H215ZM225 260V261H224ZM242 260V261H241ZM244 260V261H243ZM256 260H257V262H256ZM20 261V262H19ZM74 261V262H73ZM76 261V262H75ZM79 261V262H78ZM126 261V262H125ZM134 261V262H133ZM141 261V262H140ZM156 261V262H155ZM167 261V262H166ZM200 261V262H199ZM206 261V262H205ZM215 261V262H214ZM230 261V262H229ZM248 261V262H247ZM252 261H255V262H252ZM84 262V263H83ZM181 262H180V264H181ZM188 262V263H187ZM219 262V263H218ZM245 262V263H244ZM28 264H32V261L30 260L29 262H28Z\"/></svg>",
    "mask_w": 264,
    "mask_h": 264
},
{
    "label": "bare ground",
    "instance_id": "2",
    "mask_svg": "<svg viewBox=\"0 0 264 264\" xmlns=\"http://www.w3.org/2000/svg\"><path fill=\"white\" fill-rule=\"evenodd\" d=\"M12 1V0H11ZM30 1H32V0H13V2H14V7L16 8V9H18V12H19V10H20V12H21V8H23V9H25L24 11H26V9L28 10V3L30 2ZM41 1V0H40ZM2 2H0V4H1ZM32 4H36V8L35 9H37V7H38V5H37V2H35L34 1V3H32ZM5 6V5H4ZM41 6V5H40ZM45 5H43V7H44ZM112 6H114V7H116V9H117V11H119L118 13H122V17H123V19H122V21L124 22V34L122 35V37L119 39V40H117L116 39V37H115V33H116V31L115 30H113V31H115V33L113 34V31H112V28H111V26H112V24L107 20V19H104V20H96V21H94V22H92L90 25H88V26H86L87 27V31L91 34V36H93V37H99V38H103V39H105L104 41L105 42H107V43H115L114 42V40L116 41V44H113V45H111V46H106L104 49H103V53H105L106 54V58H107V60H108V65H112V64H114L115 62L116 63H122V64H120V65H118L117 66V64H114L113 66H111V67H113V69L114 70H118V71H121V73H122V71L124 72V71H126L127 70V68H128V70H129V66H131V64L132 63H134L135 62V64H136V60H137V65H138V62H140L141 64H139V65H141L140 66V69L142 68V70H145V68H147L146 69V71L148 72L149 70L148 69H150V72H153L152 74H154L155 75V78H156V80L155 81H157V84L160 86V87H169V88H171V89H173V93H172V95H173V97L177 100V102H178V104L177 103H174L173 105L172 104H170L169 106H167L165 109L164 108H162V112L160 111L161 109L160 108H157V109H159V111H160V113H158L157 111V109H156V114H154V119L156 120V121H158L159 122V120L161 121V123H162V120L161 119H163V121H164V118H166L165 117V115H167L168 116V114L169 113H171V115H172V112L174 111V113H175V109L178 107V109H180L179 108V105H180V107L182 108V106L183 107H186V106H188V105H192V106H194V104L198 101V100H201L202 98H204V99H209V102H211V106L209 107V109H207V106L206 107H204V108H206V109H200V110H197V111H194V110H196V108L193 110V112H191V115L189 114V115H187L188 117V119L190 120V121H193V122H196L197 124L199 123V124H201L202 122L201 121H203V120H205V119H207L209 122H213V119L214 120H216V121H214V122H217V120H219L220 122L223 120V121H228V119L230 118V115H231V117H232V114L230 113L229 114V112H231L232 110L234 111L235 110V108H237V104H236V102H235V100L236 99H232V96L233 95H231V99L232 100H228V98H225V97H223L224 95L223 94H227L228 92V90L230 91V87H232V88H234L233 86H232V84H239V87H237V89L239 88V90L241 91V92H244L245 94H247V95H249V97L250 96H252L251 94H250V89H249V87H250V84L254 81V80H256V77H257V75L256 74H250V72H252L251 70H249L248 68L249 67H251V61H250V66L247 68L249 71H248V73L246 74V73H244V71H242L241 72V70L240 71H237L236 73H234L233 72V76L231 75V76H229V78H227V83H224L225 82V80H224V84H226V85H228V86H230V87H228V90L226 89V87L224 88V92L226 91V93H222V91H223V88L222 87H220L217 83H219L220 84V82H222L221 80H219L220 82H216V84H215V81H214V85L212 84V82L210 83H207L208 82V80H207V82L205 83V82H202V80H200V79H198L199 77H197L196 78V76L199 74V76H200V74H202L201 73V71L203 70V68L200 70V69H196V67H197V65H196V67H194L192 64L194 63V62H197V64L200 62L201 63V61L203 62V61H205L204 59L206 58V50H207V48L209 49V47H215V52L218 54V57H219V54H220V56H221V54H223V55H232V54H235V53H240V51L242 50V49H244V48H253L257 53H261V56H262V54H263V56H264V0H191V2H186V1H184V0H49L47 3H46V9H45V13L43 14V15H41L40 13H42V11L44 12V10H41L40 12L38 11V13H36V14H38V15H41V16H43V20H39L38 18H37V20H39V21H35V24H34V26L35 27H37L36 26V23H38V22H40L41 23V25H43V26H46V24L48 23V21L49 20H52V19H54L55 20V23L56 24H58V26L60 27V28H64L65 29V27H67V28H72L71 27V24H69V22H68V20H67V13L69 12V11H73V12H78V13H80L81 15H86L87 14V8H90V7H97V9H98V7L99 8H102V7H105L106 8V11L108 10V8L110 9ZM10 7V6H9ZM8 7V8H9ZM31 7H32V5H31ZM42 7V8H43ZM41 8V9H42ZM105 8H102V9H104L105 10ZM5 9H6V7H5ZM44 9V8H43ZM92 9V8H91ZM114 10V9H113ZM112 10V11H113ZM1 11H3V9L1 10ZM37 11V10H36ZM98 11H99V9H98ZM111 11V12H112ZM116 11V12H117ZM19 12V13H20ZM23 12V11H22ZM30 12V11H29ZM33 12H35V11H33ZM33 12H30L29 13V15L30 14H32ZM95 13H96V11H94ZM94 12H91V13H94ZM102 12V11H101ZM108 12V11H107ZM109 12H110V10H109ZM114 12H115V10H114ZM71 13V12H70ZM90 14V13H89ZM97 14L98 15H100L101 13H98L97 12ZM97 14H95V16L97 15ZM105 14H106V12H105ZM116 14V13H115ZM5 15V14H4ZM12 16V15H11ZM22 16V15H21ZM34 16V15H33ZM78 16V15H77ZM16 17V16H15ZM17 17H18V15H17ZM19 17H20V15H19ZM24 17V16H23ZM27 17V16H26ZM31 18H32V16H30ZM37 17V16H36ZM35 17V18H36ZM72 17V16H71ZM74 17V16H73ZM76 17V16H75ZM79 17V16H78ZM91 17V16H90ZM108 17H111V16H108ZM116 17V16H115ZM121 17V16H120ZM1 18H3V17H1ZM14 18V17H13ZM13 18H11V19H13ZM30 18V19H31ZM35 18H33V19H35ZM85 18H86V16H85ZM4 19H6V18H4ZM10 19V20H11ZM15 19V18H14ZM29 19V18H28ZM69 19V18H68ZM79 19V18H78ZM91 19V18H90ZM119 19V18H118ZM10 20H9V22H8V24H10ZM18 20H19V18H18ZM22 20V19H21ZM82 20V19H81ZM81 20H80V23H81ZM84 20V19H83ZM83 20H82V23H83ZM4 21V20H3ZM7 21V20H6ZM13 22L15 21V20H12ZM20 21V20H19ZM26 21V20H25ZM42 21V22H41ZM117 21V20H116ZM118 21H120V19L118 20ZM5 22V21H4ZM4 22H2V21H0V23L2 24V23H4ZM18 22V21H17ZM54 22V21H53ZM77 21H75V23L74 24H77L78 22H79V20H78V22L76 23ZM24 23V22H23ZM22 23V24H23ZM26 23V22H25ZM29 23V22H28ZM44 23H46L45 25H44ZM51 23V22H50ZM121 23V22H120ZM56 24H55V26H56ZM73 24V23H72ZM114 24H115V22H114ZM117 24V23H116ZM6 25V24H5ZM28 25V24H27ZM31 25H33V24H31ZM38 25H40L39 23H38ZM49 25V24H48ZM78 25V24H77ZM41 27V26H38V28H39V30H38V28H37V30H38V32L39 31H41L42 29H44V30H47V29H45L44 27ZM57 26V27H58ZM42 29H41V28ZM53 26H51L50 27V29L49 30H52L53 31V29H51ZM58 27V28H59ZM114 27H115V25H114ZM113 27V28H114ZM2 28V27H1ZM12 28V27H11ZM75 28H78V26H76ZM123 28V27H122ZM41 29V30H40ZM74 29V28H73ZM73 29H72V31H73ZM3 30V29H2ZM12 30H13V28H12ZM76 30V29H75ZM207 30H209V32L211 31L212 33H213V35H214V37L212 38L211 37V39L210 38H208V39H206L205 37H207V36H205L204 38H203V35L205 34V32L207 31ZM4 31V30H3ZM2 31V32H3ZM48 31V30H47ZM60 30H56V35L58 34V32H59ZM79 30H77V32H78ZM5 32V31H4ZM8 32H9V30H8ZM13 32V31H12ZM45 33H46V31H44ZM61 32H65V31H61ZM61 32H60V34H61ZM71 32V31H70ZM80 32V31H79ZM15 33V32H14ZM40 33H42V32H40ZM1 34H5L6 35V33H1ZM9 34V33H8ZM11 34V33H10ZM43 34V33H42ZM49 34H50V31H49ZM49 34H47V35H49ZM59 34V35H60ZM122 34V33H121ZM15 35H16V33H15ZM14 35V36H15ZM38 35V34H37ZM76 35V34H75ZM86 35V34H85ZM2 36V35H1ZM49 36H51V35H49ZM48 36V37H49ZM54 35H52V37H53ZM116 36H118V34L116 35ZM5 37V36H4ZM31 37V36H30ZM47 37V38H48ZM51 37V40L53 39ZM56 37V36H55ZM71 38V37H70ZM178 39V40H176L177 41V43H178V41H179V43L177 44V45H175L176 43L174 42V45L172 44V42H173V40H175V39ZM9 39V38H8ZM11 39V38H10ZM12 39H13V41H14V38L12 37ZM34 39H36V38H34ZM49 39H50V37H49ZM160 39V42H161V46L159 45V44H157V42H159L158 40ZM210 39V40H209ZM15 40H17V39H15ZM67 40V39H66ZM65 40V41H66ZM71 40V39H70ZM72 40H73V38H72ZM83 40V42L85 43V41H84V39H82ZM8 41V40H7ZM11 41V40H10ZM12 41V42H13ZM34 41V40H33ZM60 41V40H59ZM89 41V40H88ZM9 42V41H8ZM35 42V41H34ZM33 42V43H34ZM79 42V41H78ZM1 43H3V42H1ZM30 43V42H29ZM45 43V42H44ZM40 44V43H39ZM60 44V43H59ZM34 45H36V44H33V46ZM40 45H42V44H40ZM136 45H138V47H137V49H135L136 48ZM146 45H148L149 46V48H150V50H149V52H147L148 54H146L147 56L149 55V53L151 52V46H153L154 48L156 47V48H158V50L160 49H164V51L166 50V51H168V52H170L171 53V51L172 52H177V53H179L180 54V56L182 57L181 59V62H184V67H185V70L183 69V70H181V71H176V68H178V66L176 65V67L175 66H173L174 68H175V70H173V69H171V65L169 66V64H167L168 62H166L164 65H163V63H162V65H161V67H160V65L158 64L160 61H162V60H158L159 62L157 63L158 65H159V67L160 68H158V69H151V68H149V67H147L145 64H147L146 62H145V60H147L148 59V57L147 56H145L144 55V57H139L138 55H136V51L138 50V49H144V47H146ZM25 47H27L28 46V44H26V45H24ZM42 46H44V45H42ZM47 46H48V48H49V44H47ZM69 46V45H68ZM72 46H73V44H72ZM80 46V45H79ZM134 46V47H133ZM8 47V46H7ZM13 47H15V46H13ZM64 47H66V46H64ZM24 48V47H23ZM34 49V48H37V47H31L30 49ZM54 48V47H53ZM56 48H58V47H56ZM68 48V47H67ZM79 48V47H78ZM77 48V49H78ZM85 48V47H84ZM153 48V49H154ZM8 49H10L9 47H8ZM13 49V48H12ZM20 49H22V48H20ZM29 49V50H30ZM39 49V48H38ZM37 49V50H38ZM42 49V48H41ZM50 49V48H49ZM48 49V50H49ZM59 49H60V47H59ZM71 49V48H70ZM74 49V48H73ZM72 49V50H73ZM134 49L136 50V51H134ZM5 50H7V49H5ZM22 50H24L25 51V49H22ZM75 50V49H74ZM73 50V51H74ZM119 50H121V51H119ZM145 50H148V49H146L145 48ZM157 50V51H158ZM183 50V51H182ZM210 50V49H209ZM208 50V51H209ZM249 51L251 50V49H248ZM18 51V50H17ZM20 51V50H19ZM32 50H30L29 52H30V54L32 53L31 52ZM43 51V50H42ZM41 51V52H42ZM50 51H51V49H50ZM57 50H53V52H56ZM69 51V50H68ZM81 51V50H80ZM94 51V50H93ZM156 51V55H157V53L159 52H157ZM186 52L187 54H185L186 56L185 57H183V55H184V53H183V55H181V53L180 52ZM6 52V51H5ZM10 52V51H9ZM16 52V51H15ZM36 53H40V51L38 52V51H35ZM46 52H49V51H46ZM61 52V50L59 51V53ZM96 52V51H95ZM95 52H93L94 53V55L96 54ZM144 51H142V53H143ZM145 52V53H146ZM153 52V51H152ZM204 52H206L205 54H204ZM244 53H245V51H243ZM246 52H248V51H246ZM19 53V52H18ZM89 53V52H88ZM120 53V54H119ZM154 53V52H153ZM153 53H151V54H153ZM238 53V54H239ZM4 54V53H3ZM2 54V55H3ZM14 54V53H13ZM33 54V53H32ZM31 54V56L32 57H34L33 55ZM44 54H46V53H44ZM43 54V56H45ZM49 54V53H48ZM82 54H83V52H82ZM166 53H164L163 52V54L162 55H165ZM241 54V53H240ZM239 54V55H240ZM248 54V53H247ZM10 55H12L11 54V52L9 53V56ZM26 55V54H25ZM37 55V54H36ZM40 55H42L41 53H40ZM40 55H38V56H40ZM52 55V54H51ZM51 55H49V56H51ZM59 55V54H58ZM61 55H62V53H61ZM76 55H78V54H76ZM142 55V54H141ZM160 55V54H159ZM168 54H166L165 56H167ZM171 55H173V54H171ZM208 55V54H207ZM212 55V54H211ZM242 55V54H241ZM260 55V54H259ZM27 56V55H26ZM63 56H65V54L63 55ZM81 56H83V55H81ZM85 56V55H84ZM98 56H99V54H98ZM150 56V55H149ZM155 57L154 56V54L153 55H151V59L153 58V57ZM170 56V55H169ZM174 56V55H173ZM178 56V55H177ZM233 56V55H232ZM235 56V55H234ZM242 56H244V55H242ZM242 56H240L241 57V59H242ZM95 57H97V56H95ZM147 59H146V58ZM158 57V56H157ZM155 58L156 60L158 59V58ZM159 57H161V56H159ZM163 57V56H162ZM174 57H176V56H174ZM173 57V58H174ZM213 57H214V55H213ZM216 57L217 56H215V58L214 59H216ZM229 57V56H228ZM259 57V56H258ZM1 58H3L2 56H1ZM29 58V57H28ZM28 58H26V60L28 59ZM71 58V60L74 58V56H72V57H70ZM164 58V57H163ZM169 58V57H168ZM170 58H171V56H170ZM208 58V57H207ZM209 58H211L210 56H209ZM263 58V57H262ZM3 59H8L7 57L6 58H3ZM12 59V58H11ZM34 59V58H33ZM52 60H53V56H52V58H51ZM66 59L67 58H65V62H66ZM80 59V58H79ZM87 59V58H86ZM89 59V58H88ZM98 59V58H97ZM144 59V60H143ZM149 59H150V57H149ZM151 59H150V61H151ZM165 59H167V58H164L163 60H165ZM221 59V60H220ZM77 60V59H76ZM91 60V59H90ZM102 60V59H101ZM101 60H99L100 62H101ZM155 60V61H156ZM216 60H220V61H222V58L220 57V58H218V59H216ZM215 60V61H216ZM235 60V59H234ZM258 60H259V58H258ZM263 60V59H262ZM13 61V60H12ZM34 61H36V60H34ZM56 61V60H55ZM98 61V60H97ZM103 61V60H102ZM150 61H148V62H150ZM166 61V60H165ZM171 61V60H170ZM176 61V60H175ZM209 61H212L213 62V60H209ZM209 61L207 62V63H209ZM227 61H230V60H227ZM227 61H225L226 63H227ZM231 61H233V60H231ZM247 61V60H246ZM254 61V60H253ZM255 61H256V59H255ZM264 61V60H263ZM263 61H262V64L261 65H263ZM9 62H11V61H9ZM46 62V61H45ZM77 62V61H76ZM89 62V60L86 62V63H88ZM152 62V61H151ZM150 62V63H151ZM178 62V61H177ZM211 62V63H212ZM237 62V61H236ZM13 63H15V61L13 62ZM36 63V62H35ZM59 63H61V62H59ZM92 63V62H91ZM103 63V62H102ZM104 63H106V62H104ZM103 63V64H104ZM149 63V64H150ZM153 63V62H152ZM151 63V64H152ZM175 63V62H174ZM199 63V64H200ZM206 63V64H207ZM230 63H232V62H230ZM229 63V64H230ZM253 63V62H252ZM8 64V63H7ZM42 64V63H41ZM61 64H63V63H61ZM74 64V63H73ZM93 64V63H92ZM92 64H91V66H92ZM101 64V63H100ZM156 64V65H157ZM160 64H161V62H160ZM225 64V63H224ZM223 64V65H224ZM229 64L227 63V65H228V67H229ZM232 64H234V63H232ZM242 64V63H241ZM58 65V64H57ZM60 65V64H59ZM58 65V66H59ZM64 65V64H63ZM87 65V64H86ZM85 64H84V67L86 66ZM96 65V64H95ZM116 65V66H115ZM138 65V66H139ZM148 65V64H147ZM156 65H154V66H156ZM157 65V66H158ZM181 65V64H180ZM213 65V64H212ZM220 65V64H219ZM219 65H217L218 67H219ZM222 65V64H221ZM235 65H236V63H235ZM257 65V64H256ZM260 65V66H261ZM6 66V65H5ZM8 66H10V65H8ZM11 66H12V64H11ZM62 66V65H61ZM72 66V65H71ZM71 66L69 67L68 66V68H71ZM76 66H80L79 68H81V67H83V65H77L76 64ZM99 66V65H98ZM104 66H105V64H104ZM153 66V67H154ZM193 66V67H192ZM199 66V65H198ZM203 65H200L199 66V68L200 67H202ZM205 66V65H204ZM210 67H211V64L209 65ZM214 66H215V64H214ZM231 66V65H230ZM244 66H245V63H244ZM64 67H67L66 65L64 66ZM63 67V68H64ZM78 67L76 68V69H78ZM100 67V66H99ZM111 67H109V68H111ZM115 67V68H114ZM134 67H135V65H134ZM221 67V66H220ZM224 67H225V65H224ZM242 67H243V64H242ZM255 67V69H258L257 68V66H254ZM14 68V67H13ZM21 68H23V67H21ZM45 68V67H44ZM48 68V67H47ZM73 68H75V67H72L71 69H73ZM87 68V67H86ZM108 68V67H107ZM231 68H232V66H231ZM231 68L229 67V68H227V70H229L230 72H231ZM1 69H3V68H1ZM6 69H7V66H6ZM6 69H4V70H6ZM10 69H12V67L10 68ZM9 69V70H10ZM25 69V68H24ZM23 69V70H24ZM28 69V68H27ZM57 69H59V67L57 68ZM61 69V68H60ZM59 69V70H60ZM75 69V70H76ZM82 69V68H81ZM81 69H79V70H81ZM93 69H94V67H93ZM96 69V68H95ZM135 69H136V67H135ZM140 69H138V70H140ZM181 69V68H180ZM217 69V68H216ZM233 69V68H232ZM251 69V68H250ZM4 70H2V71H4ZM13 70V69H12ZM11 70V71H12ZM55 70V69H54ZM78 70V71H79ZM90 70H92V69H90ZM96 70H99V69H96ZM95 70V71H96ZM116 70V71H117ZM131 70H132V68H131ZM262 70V69H261ZM7 71V70H6ZM10 71V72H11ZM34 71V70H33ZM72 71H74V70H72ZM133 71H135V70H133ZM168 71H172L173 72V74L171 73V75H168ZM218 69H217V71H211V73H213V76L215 77V78H219V74L222 72V70H221V72L220 73H218ZM233 71V70H232ZM255 71V70H254ZM258 71H259V69H258ZM8 72V71H7ZM6 72V73H7ZM9 72V73H10ZM26 72V71H25ZM29 72V71H28ZM27 72V73H28ZM40 72V71H39ZM54 72V71H53ZM62 72V70H60V73ZM99 72V71H98ZM206 72V71H205ZM209 72H210V70H209ZM229 72V73H230ZM2 73V72H1ZM21 73V72H20ZM65 73V72H64ZM74 73V72H73ZM90 73H93V75H95L94 74V72H91L90 71ZM120 73V75H122ZM131 73H133V72H131ZM135 73V72H134ZM204 73V72H203ZM206 73H208V72H206ZM223 73V72H222ZM221 73V74H222ZM261 73V72H260ZM37 74H38V72H37ZM57 74H59V73H57L56 72V75ZM62 74V73H61ZM108 74H110V73H108ZM111 74H112V72H111ZM119 74V73H118ZM140 74V73H139ZM144 74H147L146 72L144 73ZM151 74V75H152ZM261 74H263V73H261ZM1 75V74H0ZM8 75V74H7ZM22 75H23V73H22ZM43 75V74H42ZM47 75V74H46ZM52 75V74H51ZM96 75H98L97 74V72H96ZM95 75V76H96ZM133 75L134 74H132V75H130V76H132V79H133ZM137 74H135V76H136ZM141 75L143 76V74L141 73ZM150 75V76H151ZM196 75V76H195ZM229 75V74H228ZM28 76V75H27ZM33 76H34V74H33ZM32 76V77H33ZM55 76V75H54ZM61 76V75H60ZM66 76V75H65ZM64 76V77H65ZM80 76H82V75H80ZM80 76H78V77H80ZM95 76H93V77H95ZM100 76V75H99ZM110 76V75H109ZM107 77V78H109L110 79V77ZM129 76V75H128ZM135 76H134V78H135ZM138 76V75H137ZM137 76H136V78L135 79H138L137 78ZM145 77H146V75H144ZM150 76H148V77H150ZM166 76V77H165ZM213 76H211L212 78H213ZM223 76V75H222ZM221 76V77H222ZM261 76H263V75H261ZM17 77V76H16ZM42 77V76H41ZM40 77V78H41ZM76 77V76H75ZM74 77V78H75ZM98 77V76H97ZM144 77V78H145ZM202 77V76H201ZM259 77V76H258ZM14 78V77H13ZM12 78V79H13ZM39 78V79H40ZM45 78V77H44ZM63 78V77H62ZM67 78H68V75H67ZM66 78V79H67ZM73 78V77H72ZM100 78V77H99ZM116 78V77H115ZM225 78V77H224ZM223 78V79H224ZM260 78V77H259ZM8 79H10V76L8 77ZM21 79V78H20ZM22 79H23V77H22ZM54 79V78H53ZM65 79V78H64ZM83 79V78H82ZM97 79V78H96ZM101 79V78H100ZM109 79H107V80H109ZM120 79V78H119ZM126 79V78H125ZM131 79V80H132ZM146 79V78H145ZM203 79V78H202ZM220 79V78H219ZM222 79V80H223ZM260 79H264V78H260ZM260 79H257V80H260ZM16 80H17V78H16ZM34 80H35V78H34ZM48 80V79H47ZM55 80V79H54ZM95 80V79H94ZM116 80V79H115ZM128 80H130V79H128ZM127 80V81H128ZM130 80V81H131ZM203 80H205V79H203ZM13 81H15V80H13ZM12 81V82H13ZM32 81H33V79H32ZM50 81V80H49ZM76 81V80H75ZM93 81V80H92ZM102 81V80H101ZM105 80H103L102 81V83L104 82ZM119 81V80H118ZM137 81V80H136ZM263 81V80H262ZM27 82V81H26ZM44 82V81H43ZM46 83L48 82V81H45ZM44 82V83H45ZM67 82H69V81H67ZM93 82H95V81H93ZM115 82H117V81H115ZM126 81H124V83L123 84H125L126 86L127 85H129V84H126L125 83ZM255 82V81H254ZM1 83V82H0ZM14 83V82H13ZM15 83H17V82H15ZM14 83V84H15ZM24 83V82H23ZM22 83V84H23ZM34 83V82H33ZM38 83H41V85H42V82L41 81H38ZM45 83V84H46ZM50 83H52V81H50ZM72 83V82H71ZM85 83H86V81H85ZM92 83V82H91ZM99 84V83H101V82H99V80H97L96 82H95V84L94 85H97V84ZM105 83V82H104ZM112 83V82H111ZM137 83H139V82H137ZM21 83H19V85H20ZM26 84V83H25ZM29 84V83H28ZM74 84V83H73ZM116 84V83H115ZM114 84V85H115ZM212 84V85H211ZM231 84V85H230ZM257 84V83H256ZM40 85V86H41ZM48 85V84H47ZM68 85H70V84H68ZM67 85V86H68ZM81 85V84H80ZM79 85V86H80ZM86 85V84H85ZM88 85H90V83L88 84ZM93 85V84H92ZM93 85V86H94ZM102 85H107V83H105V84H102ZM134 85V84H133ZM133 85H131V86H133ZM255 84H253V86H254ZM6 86V85H5ZM12 86H14V85H12ZM17 86H18V84H17ZM55 86V85H54ZM93 86H91V87H93ZM98 86V85H97ZM99 86H101V85H99ZM117 86V85H116ZM125 86V87H126ZM130 85H129V87L128 88H130L131 87ZM135 86V85H134ZM141 86H143L142 84H141ZM253 86H252V88H253ZM258 86H259V84H258ZM257 86V88L258 89H260L259 87ZM262 86V85H261ZM15 87V86H14ZM18 87H20V86H18ZM17 87V88H18ZM71 87H72V85H71ZM74 87V86H73ZM82 87V86H81ZM124 87V86H123ZM256 87V86H255ZM6 88V87H5ZM16 88V89H17ZM31 88V87H30ZM88 88V87H87ZM104 88H105V86H104ZM113 88V87H112ZM112 88H110L111 90H114L115 91V89H112ZM133 88V87H132ZM151 88V87H150ZM155 88V87H154ZM154 88H153V90H151V91H155L154 90ZM204 88H207V90L208 89H210L211 90V92H214V95L212 96V95H209L208 93H205V94H200V92H199V89H201V90H203ZM222 88V89H221ZM14 88H12L11 90H13ZM23 89V88H22ZM62 89V88H61ZM61 89H58V90H61ZM100 90H101V87L99 88ZM136 89H137V86H136ZM159 87H158V91H159ZM165 89V88H164ZM236 89V90H237ZM0 90H1V88H0ZM3 90V89H2ZM94 90V89H93ZM95 90H96V88H95ZM97 90H98V88H97ZM133 90V89H132ZM207 90H205V91H207ZM261 90V89H260ZM264 90V89H263ZM4 91V90H3ZM26 91V89H24V92ZM45 91V90H44ZM44 91L42 92V93H40V96H41V94L43 95V93H44ZM70 91V90H69ZM90 91H91V89H90ZM89 91V92H90ZM134 91H135V89H134ZM137 91H138V89H137ZM136 91V92H137ZM157 91V90H156ZM161 93H164V91H163V88L161 89ZM238 91V90H237ZM255 91V90H254ZM29 92V91H28ZM35 91H33V93H34ZM36 92H37V90H36ZM80 92H82V91H80ZM93 92V91H92ZM96 92V91H95ZM102 92H103V94H102V96L101 97H103V95L105 94L104 93V91L102 90ZM118 91H116V93H117ZM130 92H132L131 90H130ZM136 92H134V93H136ZM144 92V91H143ZM148 92H150V91H148ZM199 92V95H197V93ZM233 92H235L236 93V91H235V89H232V91H231V94L233 93ZM256 92V91H255ZM254 92V93H255ZM258 92H260V91H258L257 90V92L256 93H258ZM262 92V91H261ZM23 93V92H22ZM39 93V92H38ZM46 93V92H45ZM67 93V92H66ZM73 93V92H72ZM75 93V92H74ZM83 93H84V89H83ZM91 93V92H90ZM98 93V92H97ZM111 93V92H110ZM125 93H127V92H125ZM147 93V92H146ZM158 93H160V92H158ZM161 93H160V95H161ZM253 93V94H254ZM9 94H11V93H9ZM30 94V93H29ZM28 94V95H29ZM34 94H36V93H34ZM67 94H69V93H67ZM85 94V93H84ZM99 94V93H98ZM101 94V93H100ZM124 94V93H123ZM139 94H141V97L142 96H144V95H142V92L140 93V91H139ZM138 94V95H139ZM144 94V93H143ZM229 94H230V92H229ZM237 94V93H236ZM17 95V94H16ZM15 95V96H16ZM64 95V94H63ZM92 95V94H91ZM97 95V94H96ZM106 95V94H105ZM111 95V94H110ZM114 95V94H113ZM135 95V94H134ZM147 95V94H146ZM145 95V97H144V99H147V97H148V95L146 96ZM238 95V94H237ZM241 95V94H240ZM243 95V94H242ZM26 96V95H25ZM40 97L39 95H36V97H34V99L36 98H38V97ZM81 96H83V94L81 95ZM80 96V97H81ZM90 96V95H89ZM88 96V98H90ZM107 96H108V94H107ZM119 97H121V95H118ZM118 96H116V97H118ZM123 96V95H122ZM130 96H132V98H131V100L133 99V95H131L130 94ZM135 96H137V94L135 95ZM166 96V95H165ZM212 96V97H211ZM226 96V95H225ZM258 96V95H257ZM263 96H264V94H263ZM263 96H261L260 95V97H262L263 98ZM1 97V96H0ZM43 97H44V95H43ZM42 97V98H43ZM51 97V96H50ZM53 97V96H52ZM51 97V98H52ZM84 97V96H83ZM87 96H85V98H86ZM118 97V98H119ZM138 97H140V96H138ZM153 97V96H152ZM167 97V96H166ZM237 97V96H236ZM253 97V96H252ZM255 97V96H254ZM253 97V98H254ZM2 98H3V96H2ZM20 98H21V96H20ZM25 98V97H24ZM28 98V97H27ZM26 98V99H27ZM30 98V97H29ZM28 98V99H29ZM50 98V99H51ZM54 98V97H53ZM60 98H62V97H59V98H57V100L59 99V101H60ZM64 98V97H63ZM62 98V99H63ZM66 98H67V96H66ZM71 98V97H70ZM84 98V100L86 101L87 99H85ZM92 98V97H91ZM94 98V97H93ZM93 98H92V100H93ZM100 98V97H99ZM128 98V97H127ZM126 98V99H127ZM143 98V97H142ZM158 99V96L157 97H155L154 99H155V101ZM168 98V97H167ZM167 98H166V100H165V102H170V100H168L167 101ZM251 98V97H250ZM253 98H252V100H253ZM9 99V98H8ZM22 99H23V97H22ZM32 99V98H31ZM97 99H98V97H97ZM101 99V98H100ZM109 99H110V97H109ZM116 99V98H115ZM120 99V98H119ZM136 99V98H135ZM141 99V98H140ZM149 99H150V97H149ZM152 99V98H151ZM163 99H158L159 101L161 100V102H162V100ZM169 99V98H168ZM5 100V99H4ZM11 100V99H10ZM18 100H19V98H18ZM39 100V99H38ZM44 100V99H43ZM67 100H68V98H67ZM75 100V99H74ZM73 100V101H74ZM91 99H88V101L87 102H89V104H90V106L91 105H93V104H91L90 102L92 101ZM102 100V99H101ZM108 100V99H107ZM106 100V101H107ZM116 100H118V99H116ZM125 100V99H124ZM130 100V101H131ZM139 100V99H138ZM171 100H173V99H171ZM0 101H2V100H0ZM13 101V100H12ZM52 101H54V100H52ZM59 101H58V104H59ZM80 103H79V106L82 104V99H80ZM85 101H83V103L84 104H86L85 103ZM96 101H98V100H96ZM103 102L105 101V100H102ZM118 101H120V100H118ZM122 101V100H121ZM129 101V100H128ZM133 101H135L134 102V105H135V103L137 102L136 100H133ZM202 101V100H201ZM224 101H226V103H227V105H226V107H227V109L225 110L224 109V107H222L221 105H222V103L224 102ZM256 101V100H255ZM255 101H251V102H255ZM258 101H260V99H258ZM263 100H261V102H262ZM14 102V101H13ZM12 102V103H13ZM25 102H27V100L25 101ZM29 102V101H28ZM39 102V101H38ZM41 102V101H40ZM39 102V103H40ZM63 102V101H62ZM76 102V101H75ZM78 102H79V100L77 101V104H78ZM101 102V101H100ZM116 101H114L113 103H115ZM144 102V101H143ZM148 102H151V101H148ZM204 102V101H203ZM207 101H205V103H206ZM239 102H242V101H239ZM244 102V101H243ZM249 102H250V99H249ZM249 102H247L246 101V105L248 106V104L247 103H249ZM1 103V102H0ZM3 103V102H2ZM6 103V102H5ZM10 103V102H9ZM23 102H21L20 104H22ZM36 103H37V101H36ZM68 103H70V102H68ZM94 103V102H93ZM109 103H111V100L109 101ZM117 103H119V102H117ZM121 103V102H120ZM124 103V102H123ZM132 101H131V105H132ZM202 103V102H201ZM204 103V104H205ZM208 103V102H207ZM238 103V102H237ZM256 103H258L259 104V102H256ZM263 103V104H262ZM261 104L262 105H264V102H262ZM19 104V105H20ZM30 104H32V103H30ZM76 104V103H75ZM76 104V105H77ZM97 104V103H96ZM104 104V103H103ZM102 104V102H101V104H100V107H99V109L100 108H103V105ZM122 104V103H121ZM120 104V105H121ZM144 104V103H143ZM151 104H152V102H151ZM197 104H199L198 102H197ZM203 104V103H202ZM243 104V103H242ZM252 104V103H251ZM258 104H257V106H258ZM260 104V105H261ZM12 105V104H11ZM14 105V104H13ZM22 105H24V104H22ZM39 105V104H38ZM54 105H57V103L56 104H54ZM60 105H62V103L60 104ZM59 105V106H60ZM71 107L73 106L72 104H69ZM88 105V104H87ZM101 105H102V107H101ZM111 105V107H110V109H113L114 110V106L112 105V104H110ZM116 105V104H115ZM118 105V104H117ZM201 105V104H200ZM223 105H224V103H223ZM241 105V104H240ZM239 105V106H240ZM259 105V106H260ZM262 105H261V107H262ZM7 106V105H6ZM5 106V107H6ZM17 106H18V104H17ZM26 106V105H25ZM53 106V105H52ZM51 106V107H52ZM58 106V105H57ZM57 107V108H60V107ZM64 106H65V104H64ZM68 106V105H67ZM78 105L76 106V108L77 107H79ZM84 106V105H83ZM82 106V107H83ZM108 106V105H107ZM113 106V107H112ZM123 106H125L124 104H123ZM138 106V105H137ZM148 106V105H147ZM147 106H145V107H147ZM202 106V105H201ZM252 107H253V104L251 105ZM258 106V107H259ZM1 107V106H0ZM16 107V106H15ZM20 107V106H19ZM50 107V106H49ZM50 107V108H51ZM53 107H56V106H53ZM52 107V108H53ZM62 107H63V105H62ZM61 107V108H62ZM69 107V106H68ZM89 107V106H88ZM88 107H87V109H88ZM93 107H94V105H93ZM140 107V106H139ZM151 107V106H150ZM153 107V106H152ZM155 107H157V106H155ZM159 107H161V106H159ZM164 107V106H163ZM195 107H197L198 108V105L197 106H195ZM241 107V106H240ZM244 107L245 108H243V109H247L248 107H246L245 105H244ZM254 107H255V103H254ZM258 107H256L257 108V111L259 110L258 109ZM27 108H30V107H28V105H27ZM46 108H48V107H46ZM50 108H49V110H50ZM57 108H54L55 110L57 109ZM63 108H65V107H63ZM62 108V109H63ZM80 108V107H79ZM84 108V107H83ZM82 108V109H83ZM85 108H86V106H85ZM107 108V107H106ZM108 108H109V106H108ZM203 108V107H202ZM242 108V107H241ZM250 108V107H249ZM15 109V108H14ZM13 109V110H14ZM18 109V108H17ZM45 109V108H44ZM54 109H53V111H54ZM61 109V110H62ZM72 109L73 108H71V112H72ZM105 109V108H104ZM103 109V110H104ZM118 109V108H117ZM126 109H128V108H126ZM125 109V110H126ZM136 109H138V108H135V110H133V111H136ZM140 109H142V107H140ZM145 109V108H144ZM148 109H150V108H147V110ZM184 109V108H183ZM182 109V110H183ZM193 109V108H192ZM253 109V108H252ZM264 109V108H263ZM262 109V110H263ZM16 110V109H15ZM34 110V109H33ZM58 110V109H57ZM60 110V109H59ZM58 110V111H59ZM60 110V111H61ZM74 110L76 111V109L74 108ZM95 110L96 109H94V110H91V115H93V111H94V113H95ZM102 110V109H101ZM129 110V109H128ZM151 110H153V109H151ZM150 110V111H151ZM181 110V111H182ZM250 110H251V108H250ZM255 110V109H254ZM1 111V110H0ZM18 111V110H17ZM42 111V113L44 114V110L42 109L41 110ZM41 111H39V112H41ZM52 111V110H51ZM52 111V112H53ZM58 111H55V112H58ZM63 111H65V114L67 115V113H66V110H63ZM80 111V110H79ZM97 111V110H96ZM104 111H106V110H104ZM109 111V110H108ZM137 111H139V109L137 110ZM136 111V112H137ZM141 111V110H140ZM143 111V110H142ZM149 111V110H148ZM177 111L178 112V114H179V112L181 113V114H179L180 115V117H182V113L185 111ZM247 111H249V109L247 110ZM256 111V110H255ZM254 111V112H255ZM261 111V110H260ZM29 112V111H28ZM33 112V111H32ZM54 112V113H55ZM69 112V111H68ZM74 112V111H73ZM72 112V113H73ZM118 112V111H117ZM120 112V113H119ZM118 113L121 115V112H123L122 110L121 111H119ZM126 112V111H125ZM128 112V111H127ZM145 112V111H144ZM176 112V113H177ZM240 112V110L238 111V113ZM10 113V112H9ZM9 113H7V116L9 117V116H11V115H13L14 114V112L12 113L11 112V115H9ZM20 113V112H19ZM59 113V112H58ZM58 113H57V115L56 116H58ZM64 113V112H63ZM87 113V112H86ZM85 113V114H86ZM89 113V112H88ZM98 113V112H97ZM101 113H102V111H101ZM105 113H107V111L105 112ZM118 113H116V114H118ZM135 113V112H134ZM150 113V112H149ZM153 113H155V112H153ZM168 113V114H167ZM236 113H237V111H236ZM237 113V114H238ZM256 113V112H255ZM262 113H264V111H262ZM1 114V113H0ZM28 114V113H27ZM30 114V113H29ZM34 114H36V112L34 113ZM33 113L31 114V115H34ZM42 114V115H43ZM56 114V113H55ZM75 114H76V112H75ZM74 114V115H75ZM82 114V113H81ZM80 114V115H81ZM111 114V113H110ZM114 114V113H113ZM113 114H111L110 116H108L107 118H112V116H113ZM125 114V113H124ZM145 114H147V113H145ZM184 114V113H183ZM254 114V113H253ZM252 113H251V116L253 115ZM31 115L29 116V118L30 119H32L31 118ZM54 115V114H53ZM63 115V114H62ZM100 115V114H99ZM96 116L95 115V117H97V118H99L100 120L101 119H104L105 117H104V115L101 117V116ZM106 115H108V114H106ZM127 115V114H126ZM170 115V114H169ZM170 115V116H171ZM1 116V115H0ZM6 116V117H7ZM23 116V115H22ZM36 116V115H35ZM39 116L40 115H38V117L37 118H39ZM50 116V115H49ZM68 116V115H67ZM84 116V115H83ZM90 116V115H89ZM128 116V115H127ZM127 116H125V118L127 117ZM143 116V115H142ZM235 116H237V118H239L238 116H240V114L239 115H234V117ZM260 116V115H259ZM4 117V116H3ZM7 117V118H8ZM12 117V119H13V117L14 116H11ZM19 117V116H18ZM25 117V115L22 117V120L21 121H19V119H17L16 121L17 122H22L23 121V118ZM33 117V116H32ZM35 117V118H36ZM52 117V116H51ZM93 117H94V115H93ZM117 117H120V116H117ZM117 117H114V118H117ZM124 117V115L122 114V118ZM179 117V118H180ZM207 117V118H206ZM264 117V115L262 116V118ZM21 118V117H20ZM28 118V117H27ZM27 118H25V119H27ZM28 118V119H29ZM57 118V117H56ZM61 118H63V117H61ZM78 118H79V115H78ZM106 118V120H107V122L109 121L108 119ZM121 118V117H120ZM118 119L119 121H118V123L120 124V123H122V121H126V119H129L130 117H127L126 119ZM134 118V117H133ZM136 118H138V117H136ZM135 118V119H136ZM140 118H142V117H140ZM169 118V117H168ZM174 117H173V115L171 116V119H173ZM179 118H177V119H179ZM185 118H186V116H185ZM236 118V117H235ZM12 119H11V123H12ZM75 119V118H74ZM82 118L80 117V120H81ZM83 119H84V117H83ZM130 119H132V118H130ZM139 119V118H138ZM145 119V118H144ZM143 119V120H144ZM146 119H147V117H146ZM145 119V120H146ZM181 119V118H180ZM264 119V118H263ZM263 119H261L262 121H260V122H263ZM8 120V119H7ZM6 120V121H7ZM40 120V119H39ZM58 120V119H57ZM77 120V119H76ZM75 120V121H76ZM79 120V119H78ZM175 120V119H174ZM207 120H205V122L207 121ZM249 120V119H248ZM251 120H252V118H251ZM255 120V119H254ZM1 121V120H0ZM9 121H10V119H9ZM15 121V120H14ZM49 121H51L50 119H49ZM105 121V120H104ZM110 121H114V119L112 120V119H110ZM132 121V120H131ZM148 121V120H147ZM169 121V120H168ZM170 121H172V120H170ZM207 121V122H208ZM230 122H231V119L229 120ZM233 121V120H232ZM259 121V120H258ZM26 122V121H25ZM24 122V123H25ZM37 122V124H36V126L38 125V122L39 121H36L35 120V123ZM41 122H42V119H41ZM40 122V123H41ZM66 122V121H65ZM78 122H81V121H78ZM114 122H117V121H114ZM133 122H134V120H133ZM132 122V123H133ZM167 121H165V123H166ZM201 122V123H200ZM204 122V121H203ZM204 122V123H205ZM206 122V123H207ZM239 122V121H238ZM247 122V121H246ZM249 122H251V121H249ZM249 122H247V123H249ZM254 121H252L251 123H253ZM256 122V121H255ZM2 123V122H1ZM4 123V122H3ZM9 123V122H8ZM7 122H6V124H8ZM10 123V124H11ZM63 123V122H62ZM61 123V125H63ZM73 123H75V122H73ZM84 122H82V124H83ZM105 123V122H104ZM108 123H111V122H108ZM118 123H117V125H115V126H117V127H119V129H116V130H120V126H118ZM126 123H128V121L127 122H125V124L123 123V125H125V129L126 130H129V129H132L133 127H132V125H131V127H130V124H128V125H126ZM131 123V122H130ZM135 123H137V122H135ZM135 123H133V125L135 124ZM160 123V124H161ZM232 123V122H231ZM235 123V122H234ZM241 123H243V122H240L239 124H241ZM259 123V122H258ZM6 124L4 125V128L6 129L7 127H8V125H7V127H6ZM17 124V123H16ZM15 124V125H16ZM27 124V123H26ZM25 124V125H26ZM52 124V123H51ZM85 124H86V121H85ZM88 124V123H87ZM141 124V123H140ZM146 124V122L145 123H143V126ZM163 125H164V122L162 123ZM189 124V123H188ZM214 124V123H213ZM219 124V123H218ZM221 124H225L226 125V123H221ZM238 124V123H237ZM245 124V123H244ZM243 124V125H244ZM262 124H264V122L262 123ZM18 125V124H17ZM19 125H21V128H22V124H19ZM18 125V126H19ZM24 125V126H25ZM33 125V124H32ZM44 125H46L45 123H44ZM101 125V124H100ZM114 125H113V127H112V129H114ZM159 126L160 127V131H162V130H164V129H162L161 130V128L162 127H167V126ZM183 125V124H182ZM182 125H179V126H182ZM206 125V124H205ZM204 125V126H205ZM208 125V124H207ZM233 126H234V124H232ZM232 125H230L231 127H232ZM242 125V124H241ZM9 126H11V125H9ZM14 126V125H13ZM17 126V127H18ZM34 126V125H33ZM47 126H50V124L48 123L47 124ZM54 126V125H53ZM78 126H80V123H79V125ZM112 126V124L109 126V128ZM136 126V125H135ZM134 126V127H135ZM158 126V125H157ZM185 126V125H184ZM191 126V125H190ZM193 126H194V124H193ZM202 126H203V124H202ZM203 126V127H204ZM217 126V125H216ZM236 126V125H235ZM257 126V125H256ZM26 127V126H25ZM44 128L46 127V126H43ZM70 127V126H69ZM73 127H75V125H73ZM103 127V126H102ZM107 127V126H106ZM105 127V128H106ZM117 127H115V128H117ZM145 127V126H144ZM143 127V128H144ZM174 127V126H173ZM225 126L223 125V128H224ZM227 127V126H226ZM230 127V128H231ZM238 127V126H237ZM244 128V126H241V128ZM253 127V126H252ZM24 128V127H23ZM34 128H36L35 126H34ZM54 128V127H53ZM60 128H62V126L60 127ZM72 128V126L70 127V129ZM76 129H77V126L75 127ZM79 128H81V127H79ZM83 129H84V127H82ZM88 128V127H87ZM93 128V127H92ZM138 127H136L135 128V130L137 129ZM139 128H140V125H139ZM139 128H138V131H139ZM142 128V124H141V130L143 129ZM148 128V127H147ZM175 128V127H174ZM179 128H181V127H179ZM183 128V127H182ZM187 128V127H186ZM186 128H184L183 130H185L186 131ZM192 128V127H191ZM195 128V127H194ZM197 128V127H196ZM229 128V129H230ZM240 128V127H239ZM242 128V130L244 131V129ZM250 128V127H249ZM259 128V127H258ZM9 129V128H8ZM17 128H15V129H13V130H16ZM26 129V128H25ZM25 129H24V131H25ZM48 129H50V127L48 128ZM66 129V128H65ZM74 129V128H73ZM82 129V130H83ZM91 129V128H90ZM89 129V130H90ZM124 129V130H125ZM171 129V127L169 128V130ZM234 129V128H233ZM257 129V128H256ZM256 129H254L255 130V132L257 131ZM261 129V128H260ZM259 129V130H260ZM29 130V129H28ZM31 130V129H30ZM53 130V129H52ZM62 130H64V128H62ZM87 130V129H86ZM85 130V131H86ZM94 129H92V131H93ZM115 129L114 130H112V131H116ZM173 130H176V129H173ZM178 130V129H177ZM181 130V129H180ZM197 130H199L198 128L197 129H195L194 131H197ZM203 130V129H202ZM217 130H219V129H215V131L217 132ZM225 130V129H224ZM235 130H237V129H235ZM234 130V131H235ZM241 130V131H242ZM250 130L251 129H249V132H250ZM1 131V130H0ZM11 131V130H10ZM77 131V130H76ZM91 131V130H90ZM157 131V130H156ZM155 131V132H156ZM168 131V130H167ZM184 131V132H185ZM187 131H189L188 133H190V131H191V133H193L194 131H192L191 129H189V128H187ZM215 131H214V133H215ZM228 131V130H227ZM225 132V133H228V132ZM232 131V130H231ZM242 131V132H243ZM252 131V130H251ZM2 132V131H1ZM26 132L28 133V131L26 130ZM33 132L34 133H36L35 132V130H33ZM70 132V131H69ZM79 131H77L76 133H78ZM94 132V131H93ZM100 132H101V130H100ZM99 132V133H100ZM103 132V131H102ZM101 132V134H103ZM116 132H118V131H116ZM133 132V131H132ZM151 132H153V130L151 131ZM157 132H159V131H157ZM165 132H166V129H165ZM170 132V131H169ZM184 132H182V133H184ZM220 132V131H219ZM218 132V133H219ZM233 132V131H232ZM242 132H241V134H239L238 133V135L237 136H241L242 135ZM254 132V131H253ZM259 132V131H258ZM261 133H262V130L260 131ZM9 133V132H8ZM17 133V132H16ZM16 133H15V135H16ZM21 133V132H20ZM27 133H26V135H27ZM31 133V132H30ZM70 133H72V132H70ZM80 133V132H79ZM89 133V132H88ZM87 133V134H88ZM91 133V132H90ZM99 133L97 132L96 133V135H99ZM110 133V132H109ZM123 133V132H122ZM127 133V132H126ZM131 132H129V133H127L128 134V136H133V138H134V134H135V138H139V136H141V137H144L142 134H141V132L138 134V135H136L137 133H133L132 135L130 134ZM146 133H148L149 134V132H146ZM168 133V132H167ZM166 133V134H167ZM174 133V132H173ZM176 133V132H175ZM174 133V134H175ZM187 133V132H186ZM198 134H199V132H197ZM201 133V132H200ZM204 133H205V131H204ZM230 133V132H229ZM248 133V132H247ZM1 135H2V133H0ZM31 134H33V133H31ZM44 134V133H43ZM54 134V133H53ZM65 134V133H64ZM91 134H93V133H91ZM124 134V133H123ZM127 134H126V136H127ZM156 134V133H155ZM154 134V135H155ZM171 134H172V131H171ZM170 134V136H172ZM176 134H180V137H181V132L179 131V133L177 132ZM175 134V135H176ZM194 134H196V133H194ZM256 134V133H255ZM258 134V133H257ZM14 135V134H13ZM13 135H11L12 136V138L11 139H13ZM18 135H20V134H18ZM22 135V134H21ZM20 135V136H21ZM25 135V134H24ZM30 135V134H29ZM35 135V134H34ZM45 135V134H44ZM50 135H52L51 133H50ZM59 135H61V134H58V136ZM73 135V134H72ZM75 135V134H74ZM73 135V136H74ZM77 135V134H76ZM120 135V134H119ZM125 135V134H124ZM123 135V136H124ZM144 135H145V133H144ZM153 135V134H152ZM152 135H150V136H148V135H146V137H150V138H152L151 136ZM159 135V134H158ZM162 135H164L163 133H162ZM161 135V136H162ZM169 135V134H168ZM197 135V134H196ZM195 135V136H196ZM204 135L203 133L202 134H200V135H198L199 137H201L202 138V136ZM217 135H219V134H216V136ZM236 135V134H235ZM247 135H249V134H247ZM261 135V134H260ZM263 135V134H262ZM10 136V137H11ZM36 136V135H35ZM67 135H65V137H66ZM69 136H71V135H69ZM81 136V135H80ZM79 136V137H80ZM87 136V135H86ZM122 136V135H121ZM126 136H124L125 138H126ZM136 136H138V137H136ZM166 136V135H165ZM186 136V135H185ZM193 136V134L190 136V137H192ZM207 136V135H206ZM206 136H205V138H206ZM215 136V137H216ZM37 137H38V135H37ZM44 137H46V135L44 136ZM63 137H64V135H63ZM72 137V136H71ZM91 137V136H90ZM90 137H88L89 138V140H91V139H93V138H91L90 139ZM106 137V136H105ZM117 137V136H116ZM119 137V136H118ZM160 137V136H159ZM163 137V136H162ZM167 137V136H166ZM173 137V136H172ZM171 137V138H172ZM187 137V136H186ZM242 137V136H241ZM2 138V137H1ZM4 138V137H3ZM24 138V137H23ZM26 138V137H25ZM35 138V137H34ZM47 139H48V137H46ZM51 138V137H50ZM55 138H57V137H55ZM69 138V137H68ZM73 138V137H72ZM72 138H71V140L70 141H72ZM75 138V137H74ZM73 138V139H74ZM96 138V137H95ZM99 138V137H98ZM102 138V137H101ZM100 138V139H101ZM111 138V137H110ZM123 138V137H122ZM122 138H120V140L122 139ZM156 138H158V137H155L154 136V140L156 139ZM164 138V137H163ZM170 138V137H169ZM169 138H167V139H164V140H168L169 141ZM170 138V139H171ZM176 138V137H175ZM214 137H212V139H213ZM217 138H219V136H217ZM216 138V139H217ZM245 138V136H243V139ZM253 138V137H252ZM256 138H257V136H256ZM255 138V139H256ZM29 139V138H28ZM52 139V138H51ZM53 139H54V137H53ZM53 139H52V141H53ZM84 139V138H83ZM103 139H104V137H103ZM127 139H130L131 141H132V139H131V137L130 138H127ZM162 139V138H161ZM160 139V140H161ZM177 139H179V137L177 138ZM181 139V138H180ZM183 139V138H182ZM221 139V138H220ZM218 140L217 139V141L219 142V141H221V140ZM236 139H237V141H238V138L236 137ZM235 138H234V140H232V141H234L235 142V140H236ZM260 139V138H259ZM3 140V139H2ZM88 140V141H89ZM95 140V139H94ZM93 140V141H94ZM97 140V139H96ZM102 140V139H101ZM135 140V139H134ZM153 140V141H154ZM160 140H157V142L158 141H160ZM176 140V139H175ZM174 139H173V142L175 141ZM186 140H189V139H186ZM204 141H205V139H203ZM239 140H240V138H239ZM249 140V139H248ZM252 140V139H251ZM258 140V139H257ZM261 140V139H260ZM1 141V140H0ZM4 141V140H3ZM8 141H9V139H7V141H5V142H7L8 143ZM14 141V140H13ZM30 141V140H29ZM52 141H50V142H52ZM65 141H66V139H65ZM87 141V142H88ZM103 141H108V139L107 140H103ZM122 141V140H121ZM126 141V140H125ZM172 141V140H171ZM200 141H202V139L200 140ZM206 141H207V139H206ZM205 141V142H206ZM216 141V140H215ZM236 141V142H237ZM242 140H240V142H241ZM255 141V140H254ZM253 141V142H254ZM2 142V141H1ZM9 142H11V141H9ZM31 142V141H30ZM30 142H28V143H30ZM72 142H74V141H72ZM81 142V141H80ZM83 142V141H82ZM112 142V141H111ZM154 142H156V141H154ZM156 142V143H157ZM163 142V141H162ZM170 142V141H169ZM173 142H171V144L173 143ZM178 142V141H177ZM217 142V143H218ZM222 142V141H221ZM247 142V141H246ZM261 142V141H260ZM4 143V142H3ZM23 143H25V142H23ZM22 142L20 143V144H23ZM27 143V144H28ZM46 143V142H45ZM44 143V145L46 146L47 144H45ZM60 143V142H59ZM70 143V142H69ZM79 143V142H78ZM175 143V142H174ZM173 143V144H174ZM179 143V142H178ZM178 143H176V144H178ZM214 143H216V142H214ZM242 143V142H241ZM245 143V142H244ZM2 144V143H1ZM10 144H12V142L10 143ZM35 144V143H34ZM41 144H43L42 142L39 144V145H41ZM58 144V143H57ZM64 144V143H63ZM68 144V143H67ZM73 144H77V143H72L71 145H73ZM86 144H88V143H86ZM133 144V143H132ZM140 145H141V143H139ZM176 144H174V145H176ZM182 144V143H181ZM246 144H248V143H246ZM5 145H7V144H5ZM38 144H37V146H39ZM43 145V146H44ZM52 145V144H51ZM59 145V144H58ZM61 145V144H60ZM59 145V146H60ZM66 145V144H65ZM90 145H91V143H90ZM89 144H88V146H90ZM93 145V144H92ZM107 145V144H106ZM106 145H105V147H106ZM109 145V144H108ZM125 145V144H124ZM146 145H147V147L148 146H152V145H149L148 144V142L146 143ZM180 145V144H179ZM178 145V146H179ZM187 145V144H186ZM225 145H227V144H225ZM225 145H223V148H224V146ZM234 145V144H233ZM232 145V146H233ZM238 145V144H237ZM239 145H241V144H239ZM260 146H261V144H259ZM16 146V145H15ZM29 146V145H28ZM37 146H35V147H37ZM44 146V147H45ZM62 146H64V145H62ZM110 146H112V145H110ZM122 146V145H121ZM128 147H129V145H127ZM146 147L144 144L142 145V148L144 149V147ZM164 146V145H163ZM177 146V145H176ZM181 146H184V144L183 145H181ZM212 145H208V151H210V150H212V149H210V148H214L215 150H217L216 149V147H211ZM220 146V145H219ZM228 146L230 147L231 145H229L228 144ZM257 146V145H256ZM1 147V146H0ZM47 147V146H46ZM58 147V146H57ZM68 147H69V144H68ZM91 147V146H90ZM92 147H94V148H90V150H89V148H87V149H84V150H86V152H87V154H89L90 153V155L92 154L94 157H95V150L97 151L98 150V147H97V149L95 148V146H92ZM109 147V146H108ZM115 147V146H114ZM117 147V146H116ZM124 147H126V146H123V148ZM155 147V146H154ZM187 147H188V145H187ZM210 147V148H209ZM225 147H227V146H225ZM229 147H228V149H229ZM238 147H241V146H238ZM244 147V145H242V148ZM264 147V145H262V147L261 148H263ZM37 148H40V147H37ZM36 148V149H37ZM58 148H60V147H58ZM64 148H65V146H64ZM63 148V149H64ZM66 148H67V145H66ZM107 148V147H106ZM123 148H120L119 147V149H122L123 150ZM141 147L139 146V145H137L136 146V144L134 145H132L131 146V144H130V147L126 150V155H129L128 157H130V159H131V157L132 158H134L133 160H135V158L137 157L136 156V151H138V149H140ZM186 148V147H185ZM201 148L203 149V148H205V147H203V146H201ZM231 148V147H230ZM246 148V147H245ZM4 149V148H3ZM2 149V150H3ZM6 149V148H5ZM30 149V148H29ZM47 149V148H46ZM102 149H103V147H102ZM126 149V148H125ZM146 150H147V148H145ZM144 149V150H145ZM189 149H191V148H189ZM210 149V150H209ZM228 149H225V150H228ZM249 149H250V147H249ZM33 150V149H32ZM68 150V149H67ZM73 150V149H72ZM72 150H70V151H72ZM99 150H101V149H99ZM111 150H112V148H111ZM142 150V149H141ZM146 150L144 151L145 153H146ZM150 150V152H152V150H154V149H149ZM205 150H207L206 148L204 149V151ZM222 150H224V149H222ZM246 150H248V147H247V149ZM245 150V151H246ZM22 151H24V150H22ZM30 151V150H29ZM38 151H41V150H37L36 152H38ZM43 151H45L44 149H43ZM61 151V150H60ZM69 151V150H68ZM69 151V152H70ZM101 151H103V150H101ZM108 151V150H107ZM106 151V152H107ZM119 151V150H118ZM117 151V152H118ZM173 151V150H172ZM203 151V150H202ZM207 151V152H208ZM212 151H214V150H212ZM229 151H231V150H229ZM241 151V150H240ZM243 151V150H242ZM241 151V152H242ZM244 151V152H245ZM253 151V150H252ZM255 151V150H254ZM5 152V151H4ZM34 152H35V150H34ZM58 152V151H57ZM100 152V151H99ZM110 151H108V153H109ZM142 152H143V150H142ZM143 152V153H144ZM154 152H156L155 150H154ZM154 152H152L153 153V156L155 157L156 156V154L157 153H155L154 154ZM157 152L159 153V150H157ZM174 152H178V151H175L174 150ZM180 152H182V151H180ZM206 152V154H208ZM232 152V151H231ZM259 152H260V150H259ZM1 153H3V151H1ZM15 153V152H14ZM20 153V152H19ZM25 153H27V152H25ZM30 153H32V152H30ZM30 153H29V155H30ZM44 153H47V152H44ZM62 153H64L63 151H62ZM61 153V154H62ZM79 153V152H78ZM110 153H112V152H110ZM109 153V154H110ZM114 153V152H113ZM142 153V154H143ZM187 153V152H186ZM186 153H184V154H186ZM190 153V152H189ZM221 153H223V152H221ZM239 153V152H238ZM237 153V154H238ZM251 152H249V154H250ZM257 153V152H256ZM255 153V154H256ZM12 154V153H11ZM43 154V153H42ZM59 154H60V152H59ZM66 154H68V152L66 153ZM65 154V156H69V154L68 155H66ZM73 154V153H72ZM71 154V155H72ZM85 154V153H84ZM103 154V153H102ZM102 154H100V156H99V158L101 157V155ZM105 154V153H104ZM117 154V153H116ZM123 154H124V152H123ZM138 154V153H137ZM140 154H141V151L139 152V156H140ZM141 154V155H142ZM169 154V153H168ZM167 154V155H168ZM176 154H179V153H176ZM183 153H181V154H179V156H181ZM191 154H192V152H191ZM191 154H189V155H191ZM227 154H228V152H227ZM226 154V155H227ZM230 154V153H229ZM229 154H228V158L227 159H230V156H229ZM232 154V153H231ZM235 154V153H234ZM242 154H244V153H242ZM242 154H240V155H242ZM247 154V153H246ZM246 154H244V155H246ZM263 154V153H262ZM16 155V154H15ZM28 155V156H29ZM33 155H36L35 153H33ZM32 155V156H33ZM40 155V157H41V153L39 154ZM53 155V154H52ZM80 155H81V153H80ZM83 155V154H82ZM89 156V158L90 157H93V156ZM112 155H114V154H112ZM112 155L110 156V157H112ZM118 155L119 154H117V156L116 157H118ZM122 155V154H121ZM144 155H147V154H144ZM143 155V156H144ZM150 155V154H149ZM149 155H148V157H147V160H148V158H149ZM170 156H172L173 154H169ZM188 155V156H189ZM194 154H192V156H193ZM264 155V154H263ZM6 156V155H5ZM49 156H50V154H49ZM48 156V157H49ZM63 157V159L65 160V161H68V159H69V157ZM152 156V155H151ZM163 156V155H162ZM166 156V155H165ZM173 156H175V155H173ZM177 156V155H176ZM188 159H190V157H188L187 155H185ZM199 156V155H198ZM196 157L195 155L193 156V157H191L193 160L192 161H194V163H196V160L198 159V158H200L199 159V162L201 161V158L202 157ZM247 156V155H246ZM251 156H252V154H251ZM1 157V156H0ZM14 157V156H13ZM13 157H12V159H13ZM19 157V156H18ZM38 157V158H37ZM39 156H37L36 155V158L37 159H39L40 158ZM51 157V156H50ZM93 157V160L94 161H92L91 160V162L92 163H94V162H97V157H98V155L94 158ZM107 157V156H106ZM106 157H105V160H103L102 159V161H106ZM115 157V158H116ZM145 157V156H144ZM145 157V158H146ZM154 157H153V159H154ZM207 157V155L205 156V157H203L204 159ZM232 157H234V156H232ZM257 157H260V156H257ZM263 157V156H262ZM3 158V157H2ZM9 159L8 160H10V158H11V156L10 157H8ZM15 158V157H14ZM24 158V157H23ZM22 158V159H23ZM43 158H44V156H43ZM42 158V159H43ZM45 158H47V157H45ZM66 158H68L67 160H66ZM88 158V157H87ZM86 158V159H87ZM108 158V157H107ZM142 158V160L144 159L143 157H141ZM183 158V157H182ZM186 158V159H187ZM194 158H197V159H194ZM223 158H225V157H223ZM236 158H237V156H236ZM236 158H235V160H236ZM254 158V157H253ZM261 158V157H260ZM11 159V160H12ZM20 159V158H19ZM33 159V158H32ZM31 158H30V160H32ZM37 159H34V161L32 162V163H34L35 162V160H37ZM41 159V158H40ZM41 159V160H42ZM117 159V158H116ZM126 159V158H125ZM128 159V158H127ZM153 159L151 160V161H153ZM164 159V158H163ZM174 159V158H173ZM179 159V158H178ZM181 159V158H180ZM215 159V158H214ZM248 159V158H247ZM262 159V158H261ZM47 160H48V158H47ZM56 160V159H55ZM59 160H60V158H59ZM115 160V159H114ZM114 160H110L109 159V161L111 162V161H114ZM120 160H122V159H120ZM129 160V159H128ZM141 160V161H142ZM158 160V159H157ZM216 160V159H215ZM240 160V159H239ZM250 160V159H249ZM252 160V159H251ZM250 160V161H251ZM257 160V159H256ZM1 161V163H2V159L0 160ZM12 161H14V160H12ZM19 161V160H18ZM22 161V160H21ZM27 161V160H26ZM25 161V162H26ZM38 161V160H37ZM75 161V160H74ZM78 161V160H77ZM79 161H82V162H84L85 161V159H84V161L83 160H79ZM87 161H90V160H86L83 164V166H85V163H88ZM100 161V160H99ZM102 161H100L99 163L100 164H103V162ZM130 161V160H129ZM141 161H139V162H141ZM154 161H155V159H154ZM185 161V160H184ZM227 161V160H226ZM4 162V161H3ZM6 162V161H5ZM49 162V161H48ZM57 162H59V161H57ZM115 162V161H114ZM117 162H119V161H117ZM143 162H146V160H144ZM148 162V161H147ZM146 162V163H147ZM223 163H225L224 161H222ZM239 162V161H238ZM262 162V161H261ZM261 162H260V165H261ZM8 163V162H7ZM10 163H12V165H13V162H9L7 165H9ZM37 163V162H36ZM36 163H34L35 165H36ZM76 163V162H75ZM80 164H82L81 162H79ZM92 163H90V165H92L93 166V164ZM106 163V162H105ZM127 163V162H126ZM150 163V162H149ZM151 163H153L154 164V162H151ZM160 163V162H159ZM192 163L193 162H191V165H192ZM222 163V164H223ZM244 163V162H243ZM252 163H253V161H252ZM6 164V163H5ZM25 164H27V163H25ZM30 164V163H29ZM33 164V166H35ZM42 164V163H41ZM58 164V163H57ZM61 164V163H60ZM97 164V163H96ZM133 164V163H132ZM132 164L130 163V166H132ZM134 164H135V162H134ZM174 164H175V162H174ZM2 165V164H1ZM6 165V166H7ZM15 165H18V164H16L15 162H14V166ZM43 165V164H42ZM41 165V167H44V165L42 166ZM49 165H50V163H49ZM74 165V164H73ZM88 165V164H87ZM89 165V166H90ZM117 165V164H116ZM122 165H124V164H122ZM137 165V164H136ZM148 165V164H147ZM155 165V164H154ZM190 165V166H191ZM255 165V164H254ZM253 165V166H254ZM260 165H258V166H260ZM33 166H31V164H30V166L28 165L27 167H29V171H30V167H33ZM129 166V167H130ZM143 166V165H142ZM142 166H141V168H142ZM149 166V165H148ZM153 166V165H152ZM176 166V165H175ZM194 166V165H193ZM236 166H237V163H236ZM236 166H233V167H236ZM241 166V168H244V167H242V164L240 165ZM248 166V165H247ZM11 167V166H10ZM9 167V168H10ZM13 167V166H12ZM37 167H38V165H37ZM40 167V168H41ZM60 167V166H59ZM67 167V166H66ZM97 167V166H96ZM101 167V166H100ZM103 167H104V171L102 172L103 173V175H102V177L101 178H98V176H97V178L98 179H100V180H98V181H101V186L103 185V183H109L111 186H112V188L114 189L113 191H116V193H117V191H118V193H119V191L122 193L123 192V190L124 191H129V190H131V188L132 187H134L135 188V186L136 185H134V182H133V178H135V175L136 174H140V176H141V173H138V172H142L143 171V169L144 168H140L141 170H139V167L138 166H134L135 167V169L133 170L134 172H133V174H132V176L130 177L131 179L128 181V182H122V181H120L121 179H119V175H118V173L117 172H119V171H117L116 170V168L114 167V168H112V167H110V165L108 164V163H106V165H103ZM124 167H125V165H124ZM128 167V166H127ZM144 167H146L145 169H147V166H144ZM212 167V166H211ZM210 167V169L211 170H214V167H213V169ZM21 168V167H20ZM26 168V167H25ZM47 168V167H46ZM68 168H69V166H68ZM132 168H133V166H132ZM172 168V167H171ZM175 168H177V166L175 167ZM216 168V167H215ZM237 169H238V167H236ZM234 169V171L235 172H237V169ZM255 168H257V166L256 167H254V169ZM7 169V168H6ZM11 169V168H10ZM28 169V168H27ZM27 169H25L26 171H27ZM35 169V168H34ZM65 169V168H64ZM70 169V168H69ZM68 169V170H69ZM92 169V168H91ZM97 169V168H96ZM95 169V170H96ZM119 169V168H118ZM130 169V168H129ZM170 169V168H169ZM209 169V168H208ZM218 169H219V167H218ZM217 169V170H218ZM232 169V168H231ZM230 169V170H231ZM232 169V170H233ZM249 169V168H248ZM248 169H247V171H248ZM253 169V168H252ZM1 170V169H0ZM33 170V169H32ZM31 170V171H32ZM71 170V169H70ZM147 170H149V169H147ZM226 171L225 172H222L220 175H221V178L223 177L224 179L225 178H227V180H229V177H227L228 175H225V174H223V173H226L227 172V169H225ZM242 170V169H241ZM251 170V169H250ZM249 170V171H250ZM259 170V169H258ZM2 171V170H1ZM37 171V170H36ZM36 171H34V172H36ZM38 171H39V169H38ZM62 171V170H61ZM72 171V170H71ZM69 172V173H72V172H74V171H72V172ZM161 171V170H160ZM160 171H158V177H160L159 176V174H163V172L162 171H164V169H162V171L160 172ZM179 171V170H178ZM184 171V170H183ZM186 171V170H185ZM188 171V170H187ZM187 171H186V175H184V173L183 172H181V171H179V172H173V170H172V172L171 173H167V175H168V179H169V184H171V186H173V187H176L177 189H179L178 191H180L179 193L181 194V195H183V193H181L182 191H184V190H186L185 189V176H187ZM210 171V170H209ZM208 171V172H209ZM246 171V170H245ZM64 172V171H63ZM100 172V171H99ZM160 172V173H159ZM167 172V171H166ZM165 171H164V174H163V176H162V174H161V177H164V176H167V175H165V173H166ZM191 172V171H190ZM195 172V171H194ZM201 171H199V173H200ZM203 172V171H202ZM202 172H201V174H202ZM205 172V171H204ZM207 172V171H206ZM211 172V171H210ZM220 172V171H219ZM228 172H230L229 170H228ZM233 172V171H232ZM231 172V173H232ZM239 172V171H238ZM244 172V171H243ZM2 173H3V171H2ZM10 173H11V170H10ZM9 173V174H10ZM24 173H25V171H24ZM30 173H32V172H30ZM81 173V172H80ZM83 173V172H82ZM148 174H149V171L147 172ZM193 173V170H192V172H191V174ZM198 173V171L196 172V174L194 173V174H192L191 175V178H193V179H200L201 180V178H200V175L199 174H197ZM213 173H215V172H212L211 173V175L212 176H214V175H216V176H218L219 177V174L217 175V173L216 174H214L213 175ZM250 173H252L251 171H250ZM258 173H260L261 174V171H258ZM257 172H256V174H258ZM44 174V173H43ZM64 174V173H63ZM79 174V173H78ZM101 174V173H100ZM129 174V173H128ZM128 174H126V176H128ZM154 173H152L151 172V176H156L155 174H156V172H155V174L153 175ZM189 174V173H188ZM225 175V177L223 176V175ZM259 174V175H260ZM15 175V174H14ZM21 175V174H20ZM62 175V174H61ZM80 175V174H79ZM83 175V174H82ZM146 175V174H145ZM150 175H148V176H150ZM205 175H207V173L205 174ZM239 174H235V176H238ZM262 175V174H261ZM264 175V174H263ZM17 176V175H16ZM16 176H12V177H16ZM43 176V175H42ZM41 176V177H42ZM58 176H60V175H58ZM66 176H68V175H66ZM66 176H65V178H66ZM72 175H70V177H71ZM77 176V175H76ZM81 176V175H80ZM85 176V175H84ZM90 176V175H89ZM94 176V175H93ZM137 176V175H136ZM193 176V177H192ZM201 176H204V174L203 175H201ZM241 176V175H240ZM243 176V175H242ZM256 176V175H255ZM254 176V177H255ZM32 177V176H31ZM40 177V176H39ZM56 177V176H55ZM143 177H144V174H143ZM147 177V176H146ZM157 177V176H156ZM188 177H189V175H188ZM208 177V176H207ZM209 177H210V175H209ZM215 177V176H214ZM239 177V176H238ZM245 177H247V178H249L250 179V177L248 176V172H247V174H246V176H244V179H245ZM252 177V176H251ZM256 177H258V175L256 176ZM255 177V178H256ZM262 177V176H261ZM260 177V178H261ZM264 177V176H263ZM27 179H28V177H26ZM25 178V179H26ZM33 178H34V176L31 178L32 180H33ZM59 178V177H58ZM62 178V177H61ZM72 178V177H71ZM128 178H129V176H128ZM148 178H150V177H148ZM151 178H153V177H151ZM204 179H202L203 181H205V176L203 177ZM241 178H243V177H241ZM254 178V179H255ZM259 178V179H260ZM1 179V178H0ZM7 179V178H6ZM15 179V178H14ZM30 179V178H29ZM57 179V178H56ZM73 180H74V177L72 178ZM71 179V180H72ZM78 178H75V180H77ZM83 179V178H82ZM88 179V181H89V178H87ZM91 179V181L93 180V178H90ZM119 179V180H118ZM145 179V178H144ZM199 179H198V181H199ZM208 179H210V178H208ZM212 179V178H211ZM231 180H232V178H230ZM234 179H235V177H234ZM239 179V178H238ZM254 179L253 180H251V181H254ZM16 180V179H15ZM18 180V179H17ZM20 180V179H19ZM37 180H38V178H37ZM55 180V179H54ZM63 180V179H62ZM70 180V179H69ZM79 180H81V179H79ZM84 180H86L85 178H84ZM136 180V179H135ZM201 180V181H202ZM216 180V179H215ZM226 180V181H227ZM231 180H229V182L231 181ZM248 180V179H247ZM247 180H239L238 182H240V181H247ZM43 181V180H42ZM45 181V180H44ZM47 181V180H46ZM57 181H58V179H57ZM56 181V182H57ZM91 181H90V183H91ZM98 181H97V183H98ZM125 181V180H124ZM137 181L138 180H136L135 181V183H137ZM141 181V180H140ZM144 181H146V179L144 180ZM144 181H143V179H142V184L144 183ZM163 181H165V180H162V182H161V184L163 183V186L164 185H167V180H166V182H163ZM189 181V180H188ZM188 181H186V182H188ZM197 181V180H196ZM206 181H207V179H206ZM218 181V180H217ZM217 181H215L216 183H218ZM225 180H224V182H226ZM3 182H5L4 180H3ZM39 182V181H38ZM61 182V181H60ZM63 182V181H62ZM148 182V181H147ZM189 182H191V181H189ZM193 182H195V181H193ZM208 182H209V180H208ZM229 182L227 183L228 184V190H229V188H230V184H229ZM232 182V181H231ZM230 182V183H231ZM233 182H235L234 180H233ZM237 182V183H238ZM7 183H9V182H7ZM11 183H12V181H11ZM16 183V182H15ZM19 183V182H18ZM29 183V182H28ZM40 183V182H39ZM64 183V182H63ZM72 184H73V182H71ZM83 183H85V187H84V185L82 186V183H78L77 185H76V187H73L74 188V192H75V190H76V192H75V194H77L79 197H81V198H79V201L82 199V198H84L85 196L87 197L89 194H94L95 193V191L97 190V192H99V189H97V187L93 184V183H96V181H93L92 182V186L88 189V187L87 186H89L90 184H88V183H86V181H84ZM158 183V182H157ZM164 183H166V184H164ZM213 183V182H212ZM220 183H221V179H220ZM244 183V182H243ZM246 184H247V182H245ZM249 183H250V181H249ZM252 183V182H251ZM251 183L249 184V185H251ZM258 182L256 181V184H257ZM12 184H14V183H12ZM20 184V183H19ZM25 184H26V182H25ZM25 184H23V185H25ZM35 184H37V182L35 183ZM34 183H33V186H31V187H35L34 185H35ZM58 184V183H57ZM65 185H66V182L64 183ZM64 184H60V185H63L64 186ZM68 184H70L69 182H68ZM86 184H88V185H86ZM139 184H141V182L139 183ZM141 184V185H142ZM160 184V183H159ZM159 184L157 185V186H159ZM168 184V185H169ZM189 184V186H191L190 185V183H188ZM219 184V183H218ZM217 184V185H218ZM6 185V184H5ZM5 185L3 186V187H5ZM8 185V184H7ZM16 186H17V184H15ZM32 185V184H31ZM55 185V183L53 184V185H51L52 187ZM81 185V186H80ZM146 185V184H145ZM144 185V186H145ZM148 186H149V184H147ZM146 185V187H144V186H140V191H139V187H138V189L137 188H135V189H137V191H139L141 194L142 193H145V192H142L143 191V189L145 188V190L147 191V188L148 189H150V186H154L155 185V183H154V185H150L149 187ZM213 185H215V184H213ZM213 185H211V186H213ZM216 185V186H217ZM231 185H232V183H231ZM245 185V184H244ZM248 185V186H249ZM29 185H27V187H28ZM56 186V185H55ZM54 186V190H53V192H55V190L56 189H58L57 187H59V185H57V187H55ZM74 186V185H73ZM100 186V187H101ZM137 186H139L138 184H137ZM136 186V187H137ZM189 186H187V187H189ZM238 186V185H237ZM247 186V185H246ZM257 186H259V185H257ZM1 187V186H0ZM10 187V186H9ZM12 188H13V185L11 186ZM18 187L19 186H17V190H18ZM22 187H24V186H22ZM22 187L21 188H19V190H21L22 189ZM30 187V186H29ZM36 187H37V185H36ZM35 187V188H36ZM39 187V186H38ZM37 187V188H38ZM84 187V188H83ZM86 187H87V189H86ZM100 187H98V188H100ZM104 187V186H103ZM102 187V188H103ZM154 187H156V186H154ZM168 187V186H167ZM209 189H211L210 188V185L209 186H207ZM214 187V186H213ZM218 187V186H217ZM219 187H220V185H219ZM243 187V186H242ZM255 187V186H254ZM15 188V187H14ZM24 188H26V185H25V187ZM23 188V189H24ZM36 188V189H37ZM72 187H70V188H68V190H70ZM104 188H106V187H104ZM103 188V189H104ZM133 188V190H135ZM157 188V187H156ZM170 188V187H169ZM172 188V187H171ZM194 188V187H193ZM205 188V187H204ZM220 188H222V186L220 187ZM241 188V187H240ZM239 188V189H240ZM247 188V187H246ZM245 187L243 188L244 190L246 189ZM261 188H263V186L261 187ZM261 188H260V190L259 191H261ZM16 189V188H15ZM30 189V188H29ZM29 189H28V192L29 193H31V191H29ZM34 189V188H33ZM33 189H30V190H33ZM35 189V190H36ZM152 189H155V188H152ZM152 189H150V191H152ZM158 189V188H157ZM161 189V187L158 189V190H160ZM189 189V188H188ZM196 189V188H195ZM216 189V188H215ZM215 189H213L214 191H215ZM218 189V188H217ZM224 189V188H223ZM222 189V190H223ZM242 189V188H241ZM240 189V190H241ZM242 189V190H243ZM249 189V188H248ZM258 189H259V187H258ZM257 189V190H258ZM2 190V189H1ZM42 190V189H41ZM58 190H61V189H58ZM105 190V189H104ZM132 190V191H133ZM175 190V189H174ZM182 190V191H181ZM202 190V189H201ZM212 190V189H211ZM222 190H221V193H222ZM240 190H237V191H235V193H234V195L237 193V194H239V192H240ZM252 190H253V187H252ZM6 192H7V190H5ZM9 191H11V188H10V190ZM8 191V192H9ZM22 191V190H21ZM137 191L135 192V193H137ZM155 191H157L156 189L155 190H153V193L155 192ZM193 191H195L194 189H193ZM193 191H190V192H193ZM213 191V192H214ZM216 191H218V190H216ZM223 191H225V194L227 193L226 192V190H223ZM239 191V192H238ZM248 191H251V190H248ZM25 192H26V190H25ZM33 192V191H32ZM37 192H39V191H37ZM44 192V191H43ZM66 193H67V191H65ZM70 192V191H69ZM72 192H73V190H72ZM101 192H102V190H101ZM107 193H108V191H106ZM111 192H112V190H111ZM130 192V191H129ZM134 192V191H133ZM165 192V191H164ZM163 191H162V193H164ZM185 192V191H184ZM211 192V191H210ZM219 192V191H218ZM230 192V191H229ZM228 192V193H229ZM233 192V191H232ZM243 192V191H242ZM242 192H240V196H243V195H241V193ZM245 192H246V190H245ZM15 193V192H14ZM21 193H23V192H21ZM34 193V192H33ZM33 193H31L30 195H32ZM58 193H60V191L58 192ZM62 193V192H61ZM88 193V194H87ZM115 193V192H114ZM120 193V194H121ZM170 193H173L174 194V192H170ZM178 192H177V196L179 197V194ZM207 193H208V189H206L205 191H203L202 192V194H203V196L205 195V196H207ZM244 193V192H243ZM250 193V192H249ZM255 193H257V191L255 192ZM255 193L254 192H252L251 193V195H249V196H247V195H245V196H247L248 197V199L246 200V201H248L249 202V200H254L255 201V198H256V196H255ZM46 194V193H45ZM57 194V193H56ZM70 194V193H69ZM75 194H72V195H74V197L76 196ZM99 194V196H100V192L98 193ZM123 194V193H122ZM131 194V193H130ZM160 194V193H159ZM158 194V196H156L157 195V193H155V194H152V200L155 202V201H157L156 199H161V198H164V203H163V205H160V204H162V203H160L159 204V206H158V208L160 209V211L158 212V214H157V216H155V218L154 219H151V218H153V217H151L150 219H149V217H148V219H145V217H142V213L141 212H137V210H136V208H137V205H133L134 206V211L135 212H137L138 214H140L138 217H136L135 219L134 218H130V217H128V219L127 218H123L124 219V221H123V219H122V217H118L119 215H117V217H118V219H122V221L123 222H126V223H124V224H127L128 225V223L130 224L131 223V225L129 226V227H127L126 225V227L124 226V230H123V228H119V226L121 227L122 226V221L120 220L119 221V223H121V225L120 224H118V226L116 227L115 226V224L114 223H116L114 220V218H115V215H114V217L112 216V212L110 213L109 211L111 210L112 211V208H110V205H107V206H109L108 208H110V210H108V208H105L106 206H97V207H95V208H100L101 210H98L99 212L101 211V213H97V211L94 213V215L97 213V214H99L98 216H100L101 217V220H99V221H102L101 222V225L102 224H104L105 226H103V227H101L100 226V224H99V221H97V219H96V223L94 222V219H93V217L94 216H92L91 214H89L88 215V213H86V211H84L85 210V206H88L89 205V202L90 201H92V200H90L89 202H88V205H86L87 203L85 202V205H84V201L83 202H81L82 203V205L80 206L81 208H83V211L84 212H80L79 210H77L74 206H75V204H77V203H75L74 205H72V202L71 203H67V206H66V203H62L63 205H64V207H65V209L63 208V209H61L60 207V209L59 210H49V211H47V209H49V207H50V205L49 206H47L48 208L47 209H45L44 207V209H42V210H39L38 212H37V217H38V215H39V218H40V221L42 220L43 221V227L42 228H38V227H36V226H32V225H30V226H32L29 230L28 229H21L20 227V225H22V224H20L19 225V228L20 229H15V228H13V227H11V226H7V228H5L4 230H2L3 231V241H2V243L1 244H3L2 246H4L5 245V247H3V248H16V249H18L19 251H20V255H22L23 257H24V259L26 260V259H28L29 260V258H30V260L32 261V264H60V261H62L61 260V258L62 257H64V256H67L66 254L69 252L70 254H69V257L67 258L66 257V260H68V261H72V260H74V259H84L85 261H87L88 263H90V264H107V262H110L107 258V262H106V260L103 258L107 253H109V249H111V247L113 246H110V248L107 250V243H109V239L111 238V236H110V234H112V233H115V235L116 234H118V233H121V231L124 233V236H125V238L126 239H128V237L130 236V238L133 236V238L134 239H137L136 237H139L140 235H139V231H138V227L140 226L141 227V229L140 230H142V233L144 232V230H146L145 232H146V234H150L151 233V236L153 235V233H154V235H155V233L157 234V232H159V231H157V229H158V227H159V225H161V223L160 222H162V221H166L165 223H169V226L171 225V226H175V227H178L177 229H179V227L181 228V226H182V224L184 223V224H189V222H187V223H185L184 221H183V219L184 218H181V216L179 217V215L180 214H177L176 216H178V217H173L172 215V217L171 216H168L167 214H165V212H168V210H170V209H175V211H183L182 209H184V208H182V206H184V204H185V201L183 200L184 198H182V201H179V199H178V197H177V199H178V201L176 202L174 199H175V194H176V192H175V194L173 195H165V194H162V195H159ZM179 194V195H178ZM185 194V193H184ZM192 194V193H191ZM190 194V195H191ZM212 194V193H211ZM218 194H220V192L218 193ZM233 193H231V195L230 196H228L227 197V200L228 201H231L232 199L234 200V196L232 195ZM247 194V193H246ZM258 194V193H257ZM256 194V195H257ZM8 195V194H7ZM6 195V196H7ZM104 195H106V194H104ZM107 195H109V194H107ZM111 195V194H110ZM116 195V194H115ZM125 195V194H124ZM133 195V194H132ZM131 195V196H132ZM135 195V197H131V196H129V198L131 197V198H134V199H139L140 198V200H141V198H143V197H136V194H134ZM133 195V196H134ZM151 195V194H150ZM149 195V196H150ZM186 195V194H185ZM214 195V194H213ZM215 195H216V197H217V194L215 193ZM221 195V194H220ZM220 195H218L219 197H221ZM223 195V194H222ZM238 195V196H239ZM259 195V194H258ZM264 194H262V196H263ZM3 196V195H2ZM18 196V195H17ZM17 196H15L14 198H16L17 199ZM24 196V195H23ZM22 196V197H23ZM27 196H29V195H27ZM37 196V195H36ZM40 196V195H39ZM54 196V195H53ZM58 196V195H57ZM92 196H94V195H92ZM98 196V197H99ZM123 196V195H122ZM126 196V195H125ZM125 196H123V198L125 197ZM142 196H144V195H142ZM146 196V195H145ZM168 196V197H167ZM202 195H201V192L200 193H196V191L194 192V194L192 195V197L190 198L191 199V201H193V200H196V198L200 201L202 198H203V196H202V198L201 199H199L200 197H201ZM211 196V195H210ZM226 196V195H225ZM244 196V197H245ZM0 197H1V195H0ZM5 197V196H4ZM11 198H12V196H10ZM20 197H21V195L19 196V200H20ZM25 197V196H24ZM23 197V198H24ZM40 197H42V196H40ZM58 197H61V195L60 196H58ZM69 197H71L70 195H69ZM95 197H97V195L95 196ZM97 197V198H98ZM115 197V196H114ZM246 197V198H247ZM9 198V197H8ZM22 198V199H23ZM30 198H31V196H30ZM46 198V197H45ZM64 198V197H63ZM63 198H61V200H63ZM66 199H67V197H65ZM103 198V197H102ZM129 198H128V201H130V203H131V200L132 199H130L129 200ZM148 198V197H147ZM151 198V197H150ZM215 198V197H214ZM213 197L211 198L212 199V201L214 202V204L215 203H217L218 205L220 204L221 205V203L223 202V200H222V202H221V199H219L218 197L216 198V199H214ZM260 198V197H259ZM263 198V197H262ZM34 199V198H33ZM32 199V200H33ZM90 199V198H89ZM96 199V198H95ZM118 199H120V196L118 197ZM127 199V198H126ZM133 199V200H134ZM144 199H146L145 197H144ZM143 199V201H145ZM180 199H181V197H180ZM210 199V200H211ZM222 199H223V197H222ZM226 199V198H225ZM237 199H238V197H237ZM7 200H10V199H7ZM19 200H18V202H19ZM27 200V199H26ZM26 200L24 201V202H26ZM41 200V202H42V200L44 201V199H39V201ZM58 200V199H57ZM68 200V199H67ZM73 200H75L74 198H73ZM85 200H87L88 201V199H86L85 198ZM114 200H115V198H114ZM122 200V199H121ZM123 200H125V199H123ZM206 200V199H205ZM240 200H242V199H240ZM262 199H260V201H261ZM21 201V200H20ZM28 201V200H27ZM36 201V202H35ZM35 201L33 200L32 202H34V203H36V206H37V203L39 202H37V200L35 199ZM58 201H60V200H58ZM64 201V200H63ZM68 201H70V198H69V200ZM78 201V202H79ZM93 201H97L98 202V199L97 200H94L93 199ZM90 202V203H94V202ZM148 201V200H147ZM152 201V202H153ZM184 201V202H183ZM225 201V200H224ZM228 201H226V202H228ZM259 200L257 201V202H259V204L258 205H260L259 207H258V209H260V207H261V204H262V202H260ZM7 201H5V203H6ZM11 202H13V201H11ZM11 202H7V203H11ZM23 202V204H25ZM114 202V201H113ZM149 202H151V200L149 201ZM153 202V203H154ZM158 202V201H157ZM189 202V201H188ZM204 202V201H203ZM203 202H202V204L201 205H203ZM213 202H210L209 204H211V203H213ZM234 202H236V201H234ZM243 202V201H242ZM241 201H240V204L238 203V201H237V205H236V207L239 205H242L241 203H242ZM264 202V201H263ZM3 202L1 201V204H2ZM60 203V202H59ZM109 204H110V202H108ZM107 203V204H108ZM115 203H117L116 201H115ZM115 203H114V205H115ZM153 203L151 204V205H153ZM159 203V202H158ZM198 203V202H197ZM207 202H205V204H206ZM251 203H253L252 201H251ZM29 204V203H28ZM44 204H46V202L44 203ZM105 204V203H104ZM124 204V203H123ZM123 204L121 203L120 205H118V204H116V206L114 207V210H115V208L117 207V205H118V207L117 208H120V207H124L123 208V210H120L119 212H117V214H119V213H122V216L124 217V213H125V211H124V209H126V211H128L127 210V208H128V206L126 205V204H124V205H126L127 206V208L125 207V206H123ZM129 204V203H128ZM189 204V203H188ZM200 204V203H199ZM223 204V203H222ZM225 204V203H224ZM236 204V203H235ZM256 204V203H255ZM264 204V203H263ZM262 204V205H263ZM6 206L8 205V204H5ZM17 205H18V203H17ZM15 206V204H14V202H13V206H15L16 207V209H18L17 207L18 206ZM21 205V204H20ZM30 205V204H29ZM42 205V204H41ZM48 205V204H47ZM57 205V204H56ZM59 205H61V203L60 204H58V206ZM77 205H80V204H77ZM91 205V204H90ZM132 205V204H131ZM130 205V206H131ZM156 205V203L154 204V206ZM194 205V204H193ZM208 205V204H207ZM206 205V206H207ZM213 205V204H212ZM211 205V206H212ZM231 205H232V201H231ZM249 205V204H248ZM9 206V205H8ZM12 206V203H11V207H13ZM27 206V205H26ZM35 206V205H34ZM36 206L34 207V208H36ZM112 206V205H111ZM191 206V205H190ZM205 205L203 206V207H206ZM247 205H245V207H246ZM253 206V205H252ZM2 207H3V205H2ZM20 207H22L21 209L23 210V208L25 207L24 205H22V206H20ZM19 207V208H20ZM91 207V206H90ZM103 207H104V209H103ZM153 207V206H152ZM181 207V208H180ZM194 207V206H193ZM197 207V206H196ZM199 207V206H198ZM198 207H197V211H196V209H195V212H198ZM200 207H202V206H200ZM202 207V208H203ZM222 207V206H221ZM225 207V206H224ZM233 208L235 207V206H232ZM243 207V206H242ZM249 207V206H248ZM4 208V207H3ZM2 208V209H3ZM30 209V207H26V209ZM50 208H52V207H50ZM54 208V207H53ZM58 208V207H57ZM92 208V207H91ZM140 208V207H139ZM138 208V209H139ZM228 208V207H227ZM238 208V207H237ZM240 208V207H239ZM251 208V207H250ZM262 208H264L263 206H262ZM26 209H24V210H26ZM131 210L133 209L132 207L130 208ZM129 209V210H130ZM142 209V208H141ZM140 209V210H141ZM145 209V208H144ZM147 209V208H146ZM145 209V210H146ZM205 209V208H204ZM203 209V213H204V211L206 210H204ZM214 210H213V213H214V211L215 212H217L216 210H215V208H213ZM221 209V208H220ZM223 209V208H222ZM221 209V211H222V213H226L227 214V212L228 211H226V212H223V210ZM256 209V207L254 208V210ZM257 209V210H258ZM7 210H8V208H7ZM12 210L13 209H11L10 210V212L12 213ZM18 210H20V209H18ZM92 210H95L94 208L92 209ZM143 210V209H142ZM145 210H143V212H145ZM147 210H150V211H148V212H151L152 210L150 209V207H149V209H147ZM188 210V209H187ZM186 210V211H187ZM208 210H209V208H208ZM208 210H207V212H208ZM212 210V209H211ZM242 210H244L243 211V213L244 212H246V211H248V209H246V211H245V209L243 208ZM253 209H252V211H254ZM257 210H255L254 212L256 213V211ZM261 210V209H260ZM15 211V210H14ZM26 211H28V210H26ZM80 213H79V212ZM124 213H123V212ZM184 211H185V209H184ZM190 211V210H189ZM192 212L194 211V208H193V210H191ZM199 211H201L202 212V210L201 209H199ZM220 211V210H219ZM238 211V210H237ZM237 211L235 210V212L237 213ZM259 211V210H258ZM261 211H264V210H261ZM4 212V211H3ZM31 212V211H30ZM34 213H35V209H34V211H33ZM33 212H31V213H33ZM88 212V211H87ZM92 212H94V211H92ZM115 212V211H114ZM133 212V211H132ZM132 212H128V214H131ZM135 212H134V214H135ZM194 212V213H195ZM235 212L233 211V213L235 214ZM239 212H240V210H239ZM253 212V213H254ZM260 212V211H259ZM258 212V213H259ZM2 213V212H1ZM5 213H7V212H5ZM14 213V212H13ZM81 213H83V215L81 214ZM127 213V212H126ZM146 213H147V211H146ZM153 213H155V212H153ZM159 213H161V214H159ZM180 213V212H179ZM186 213H188V212H186ZM191 213V212H190ZM189 213V214H190ZM193 213V214H194ZM213 213H210V214H213ZM242 213V212H241ZM242 213V214H243ZM249 213V212H248ZM254 213V214H255ZM3 214V213H2ZM80 214V215H79ZM137 214V215H138ZM152 214V213H151ZM156 214V213H155ZM215 214V213H214ZM219 214H220V212H219ZM245 214V213H244ZM3 215H5V214H3ZM2 215V216H3ZM32 215H34V214H32ZM92 217H91V216ZM144 215V214H143ZM150 215V214H149ZM170 215V214H169ZM246 215V214H245ZM259 215H261V216H264V213L262 214V212L259 214ZM30 216V215H29ZM34 216H36V215H34ZM81 216V217H80ZM98 216H97V218H98ZM191 216H192V213H191ZM190 216V218H189V220L191 219V221H192V218L193 217H191ZM223 216V215H222ZM232 216V215H231ZM247 216V215H246ZM255 216H257V213H256V215ZM255 216H254V218H255ZM32 217V216H31ZM36 217V218H37ZM99 217V218H100ZM133 217H135V216H133ZM146 217V218H147ZM165 219H164V218ZM228 217V216H227ZM236 217H238V216H236ZM243 217L244 218H247V217H245L244 215H243ZM248 217L251 219V218H253V216L251 215L250 216V214L248 215ZM20 218V217H19ZM19 218L17 219V220H19ZM33 218V217H32ZM198 217H196V219H197ZM248 218V219H249ZM1 219V218H0ZM38 219V218H37ZM36 219V220H37ZM117 218H116V220H118ZM195 218H193V220H194ZM218 219H219V217H218ZM217 219V220H218ZM238 219V218H237ZM236 219V220H237ZM240 220H241V218H239ZM261 219V218H260ZM259 219V220H260ZM27 220V219H26ZM30 220H32V219H30ZM39 220V219H38ZM55 221V223H56V227H50V226H48L47 225V222L48 221ZM148 220V221H147ZM198 220V219H197ZM196 220V221H197ZM205 220V219H204ZM207 220V219H206ZM217 220H215L216 222H217ZM222 220H224V219H222ZM3 220H1V222H2ZM34 221V220H33ZM214 221V222H215ZM220 221V220H219ZM218 221V222H219ZM237 221H239V220H237ZM236 221V222H237ZM0 222V224H2ZM16 222V221H15ZM32 222V221H31ZM38 222V221H37ZM97 222H98V224H97ZM118 222V221H117ZM128 222V223H127ZM217 222V223H218ZM229 222H231L232 223V221H229ZM229 222H227V223H229ZM235 222V221H234ZM245 222V221H244ZM251 222V226L253 227V225H252V221H250ZM257 222V221H256ZM14 223V222H13ZM36 223V222H35ZM54 223V222H53ZM139 223V224H138ZM144 223V225L143 226H141V224H143ZM164 223V222H163ZM164 223V224H165ZM191 223H193V222H191ZM198 223V222H197ZM200 223V222H199ZM249 224V222H248V220H247V222L245 223V224ZM257 223H259V222H257ZM262 223V222H261ZM260 223V224H261ZM4 224V223H3ZM26 225H29V223H25ZM24 224V225H25ZM34 224V223H33ZM93 224H94V226H95V224H97V225H99L100 227H101V229L102 230H104L103 231V236L104 237H99V236H97V234H98V232H96V231H101V229H97V228H95L96 229V231L94 232L93 230H94V227H93V229H90V226L92 225L93 226ZM117 224V223H116ZM184 224H183V229H179V230H181V231H183L185 228H184ZM195 224V223H194ZM193 224V225H194ZM203 224V223H202ZM204 224H207V223H204ZM203 224V225H204ZM208 224H209V222H208ZM219 224V223H218ZM225 224V223H224ZM230 224V223H229ZM229 224H228V226H229ZM237 224V223H236ZM239 224V223H238ZM253 224H255V222H253ZM12 225V224H11ZM46 227H45V226ZM166 225V224H165ZM168 225V224H167ZM200 224H198L197 225V228L199 227V229L201 228V226H199ZM240 225H244V224H240ZM257 225V224H256ZM255 225V226H256ZM3 225H1V227H2ZM41 226V225H40ZM226 226V225H225ZM232 226H233V224H232ZM235 226H237V225H235ZM250 226V227H251ZM259 226V228H261V226L260 225H258ZM257 226V227H258ZM0 227V228H1ZM4 227V226H3ZM2 227V228H3ZM157 227V228H156ZM161 227H163V226H161ZM227 227V226H226ZM226 227L224 228L225 230H226ZM238 227V226H237ZM237 227L235 228V230H237ZM243 227H245V226H243ZM243 227H241V228H243ZM38 228V229H37ZM168 229V227H164V230L165 229ZM190 229H191V227H189ZM197 228H195V230L197 229ZM215 228V227H214ZM217 228V227H216ZM220 228V227H219ZM223 228V226L220 228V230ZM239 228H240V226H239ZM240 228V229H241ZM249 228V227H248ZM122 229V230H121ZM149 229H151V230H154V232L153 231H151L150 233L147 231V230H149ZM160 229V228H159ZM172 229H174V228H172ZM194 228H192V230H193ZM223 229V230H224ZM232 229V228H231ZM246 229V228H245ZM263 229V228H262ZM195 230H193V232L195 231ZM198 230V229H197ZM196 230V231H197ZM251 230V229H250ZM253 230L254 231H256L255 230V228H253ZM257 230H259V229H257ZM1 231V230H0ZM156 231V232H155ZM178 231V230H177ZM195 231V232H196ZM211 232L213 231V230H210ZM214 231H215V229H214ZM216 231H217V229H216ZM240 232H242V230H239ZM247 231H248V229L246 230V232H244L245 234L247 233ZM254 231H251V232H253L254 233ZM261 231V230H260ZM259 231V232H260ZM264 231V230H263ZM262 231V232H263ZM190 231H188V233H189ZM194 232V233H195ZM225 232V231H224ZM223 232V233H224ZM227 232V231H226ZM230 232H231V230H230ZM235 232H238V231H235ZM239 232V233H240ZM249 232V231H248ZM261 232V233H262ZM0 233H2V232H0ZM107 233V234H106ZM135 234V235H132V234ZM177 233V232H176ZM212 233H214V232H212ZM222 233V232H221ZM250 233V232H249ZM252 233V234H253ZM258 233V232H257ZM70 234V235H69ZM100 234V233H99ZM98 234V235H99ZM141 234V233H140ZM179 234V233H178ZM180 234H182L181 232H180ZM184 234V233H183ZM191 234V233H190ZM189 234V235H190ZM197 235H200L199 234V232L198 233H196ZM233 235L235 234V233H232ZM241 234V233H240ZM239 234V235H240ZM251 234V233H250ZM255 234V233H254ZM253 234V235H254ZM264 234V233H263ZM69 235V236H68ZM101 235V234H100ZM106 235H109L108 237L106 236ZM121 235V234H120ZM119 235V236H120ZM123 235V234H122ZM154 235H153V237H154ZM159 235V234H158ZM186 235H188V234H186ZM210 235V234H209ZM218 235V234H217ZM232 235V236H233ZM237 235V234H236ZM249 235V234H248ZM259 235V234H258ZM142 236H144V234L142 235ZM162 236V235H161ZM183 236V235H182ZM211 236V235H210ZM210 236H208V239H210L211 240V238H209ZM226 237L228 236V235H225ZM231 236V237H232ZM117 237H118V235H117ZM153 237H150L149 236V240H144L143 241V243L146 241V243L148 242L149 244H150V242H151V238H153ZM155 237H156V235H155ZM154 237V238H155ZM180 237V236H179ZM187 237V236H186ZM190 237V236H189ZM194 237V236H193ZM202 237V236H201ZM201 237H200V239H201ZM211 237H213V236H211ZM216 236H215V234H214V240L216 239V241H220V238H219V240H217L218 238H215ZM217 237H219V236H217ZM244 237V236H243ZM246 237H248V236H245V240L246 239H249L250 237H248V238H246ZM253 237V236H252ZM261 237H262V234H261ZM112 238H115V237H113L112 236ZM129 238V239H130ZM146 239H148V236L147 237H145ZM144 238V239H145ZM160 238V237H159ZM158 238V239H159ZM165 238H166V236H165ZM172 238V237H171ZM170 238V239H171ZM242 238V237H241ZM241 238H239V239H241ZM256 238V237H255ZM264 238V237H263ZM263 238H261V240L263 239ZM139 239H140V237H139ZM167 239L168 238H166V239H164V242H163V244L165 245V246H167ZM184 239H186V238H184ZM193 239V238H192ZM195 239H198V237L197 238H195ZM207 239V238H206ZM206 239H205V241H206ZM213 239V238H212ZM229 240V239H227V238H222L221 240L223 241V240ZM233 239V238H232ZM237 239V238H236ZM113 239H111V241H112ZM123 240V239H122ZM122 240L121 239H118V241H119V243H116V244H122L123 242H122ZM141 240V239H140ZM178 240V239H177ZM179 240H180V238H179ZM178 240V241H179ZM188 240V239H187ZM202 240V239H201ZM214 240H213V242H211V243H217V242H214ZM231 240V239H230ZM242 240H243V238H242ZM253 239H251L250 241L252 242V244H254L255 243V241H258L257 239H254L255 241H252ZM115 241H117V240H115ZM134 241V240H133ZM132 241V239H130V242L127 240V244H125L124 243V246L125 245H127V246H129V247H131V245H133V244H131V242H133ZM138 241V240H137ZM155 241V240H154ZM169 241V240H168ZM171 241H172V239H171ZM170 241V242H171ZM180 241H182V240H180ZM204 241V242H205ZM249 241V240H248ZM121 242V243H120ZM135 242H136V240H135ZM194 242V241H193ZM192 242V243H193ZM196 242H198V240L196 241ZM195 242V243H196ZM229 243L230 242H232V241H228ZM233 242H235V241H233ZM243 242H245V244H247L246 243V241H242V244H243ZM251 242H250V244H251ZM141 243V242H140ZM145 243V244H146ZM152 243V242H151ZM155 243V242H154ZM153 243V244H154ZM157 243V242H156ZM183 243V242H182ZM210 243V244H211ZM220 243V242H219ZM222 243V242H221ZM224 243H227V242H224ZM228 243V244H229ZM236 243H237V241H236ZM256 243H258V242H256ZM256 243H255V245H256ZM260 243L262 244L263 242L262 241H260ZM110 244V243H109ZM130 244V245H129ZM136 244V243H135ZM142 244V243H141ZM170 244V243H169ZM174 244V243H173ZM186 244V243H185ZM238 244V243H237ZM242 244H241V246H242ZM244 244V245H245ZM259 244V243H258ZM163 245V246H164ZM182 245V244H181ZM187 246L185 247V246H183V247H185V248H187L188 250L190 249V248H193V247H188V243L186 244ZM195 245V244H194ZM193 245V246H194ZM196 245H198V244H196ZM206 245V244H205ZM204 245V246H205ZM221 245V244H220ZM219 245V246H220ZM225 244H223V246H224ZM231 245V244H230ZM236 245V244H235ZM247 245H249V244H247ZM123 246V247H124ZM137 246V245H136ZM145 246V245H144ZM170 246H171V244H170ZM190 246V245H189ZM201 246V245H200ZM200 246H198V250H199V247ZM203 246V247H204ZM218 245H216V247H217ZM218 246V247H219ZM222 246V247H223ZM239 246H240V244H239ZM246 246V245H245ZM155 247H157V245L155 246ZM173 247V246H172ZM202 247V246H201ZM202 247V248H203ZM208 247L210 248V246H209V243H208ZM213 247V246H212ZM211 247V248H212ZM225 247V246H224ZM263 247V246H262ZM0 248H1V246H0ZM117 248V247H116ZM119 248H121V246L119 247ZM119 248H117L118 250H119ZM132 248V247H131ZM139 248V247H138ZM136 249V250H134V252L135 251H137L138 250V252H137V254H136V252L134 253H132V255L133 254H135V255H139L138 253H139V250L140 249ZM141 248V247H140ZM166 248V247H165ZM184 248V249H185ZM206 248H207V245H206ZM208 248V249H209ZM220 248H221V246H220ZM2 249V248H1ZM11 249V250H12ZM15 249V250H16ZM114 249V248H113ZM133 249V248H132ZM170 249V248H169ZM168 249V246H167V249L166 250H169ZM173 249H174V247H173ZM176 249V248H175ZM195 249V248H194ZM226 249H227V247H226ZM249 249V248H248ZM3 250H6V249H3ZM14 250V249H13ZM11 251L12 253L13 252H15V251ZM129 251H130V249H128ZM127 250V248H126V252L128 251ZM143 250V249H142ZM148 250V249H147ZM155 250V249H154ZM163 250H164V248L161 250V248H159V250H158V253H156V254H159L160 256H163L164 257V255H165V257H167V258H172V256L174 257V258H176L175 257V255H172V253H173V250H172V253H170V254H168V253H165V254H163L162 252H163ZM178 249H176L175 250V252L177 251ZM193 249H190V252H194V253H196L195 252V250H193ZM204 250V249H203ZM216 251H218V248H216L215 249ZM239 250V249H238ZM243 250V249H242ZM247 250V249H246ZM260 250V249H259ZM258 250V252L256 251V249H255V252H256V254H257V256H258V254H261V251H259ZM262 250H264L263 248H262ZM117 251V250H116ZM128 251V252H129ZM144 251V250H143ZM153 251V250H152ZM170 251V250H169ZM201 251V250H200ZM205 251H206V249H205ZM216 251H215V253H216ZM227 251V250H226ZM244 251H245V249H244ZM250 251H252L253 253H254V249L253 250H250ZM2 252V251H1ZM11 252H10V254H11ZM17 252V251H16ZM114 252V251H113ZM198 252V251H197ZM236 252L238 253V251L236 250ZM250 253L249 252V254H253V253ZM260 252V253H259ZM264 252V251H263ZM118 251H117V254H113L112 256L114 257V256H116V255H118ZM122 253V252H121ZM142 253H144V252H142ZM177 253V252H176ZM178 253H179V251H178ZM229 253H231V252H229ZM241 253V252H240ZM243 253H245V255H246V257H248L247 256V253L246 252H243ZM243 253L241 254V255H243ZM5 254V253H4ZM109 254H111V252L109 253ZM124 255H126L127 253H123ZM131 253H129L128 255H130ZM150 254H153V253H150ZM150 254H149V256H150ZM156 254H155V258H156ZM174 254V253H173ZM211 254V253H210ZM213 254V253H212ZM211 254V255H212ZM255 253H254V255H256ZM7 255V254H6ZM70 255H71V257H70ZM197 256H198V254H196ZM229 256H233L234 255V253H233V255H230V254H228ZM241 255H239L240 257H241ZM262 255V254H261ZM258 256L259 258L260 257H263V256ZM8 256H9V254H8ZM19 256V255H18ZM110 256V255H109ZM119 256H121V254L119 255ZM114 257V258H116L115 260L116 261H114V262H117V261H119V260H121V262H122V259L125 257H123L122 256V259H119L120 257ZM147 257H148V255H146ZM177 256V255H176ZM223 255H220L219 257H222ZM228 256V257H229ZM235 256V255H234ZM9 257H11V256H9ZM22 257V258H23ZM134 257V256H133ZM141 257V256H140ZM150 257H153V255L152 256H150ZM157 257H158V255H157ZM184 257H186V259H187V255H185ZM191 257V256H190ZM189 257V258H190ZM193 257V256H192ZM210 257V256H209ZM213 257H214V255H213ZM215 257H217V256H215ZM230 257V258H231ZM236 257H238V256H236ZM236 257H235V259H236ZM252 255L249 257L250 259H252L253 257L255 258V256H253L252 258ZM17 258V257H16ZM69 258H70V260H69ZM113 258V259H114ZM117 258L119 259V260H117ZM154 258V259H155ZM225 258H227L225 255H224V257H222V260L223 259H225ZM258 258V259H259ZM9 259V258H8ZM7 259V260H8ZM11 259V258H10ZM19 259H21V258H19ZM112 259V258H111ZM113 259H112V262H113ZM128 259V258H127ZM137 259V258H136ZM147 259V258H146ZM144 260L145 261V263L146 262H148L149 260L147 259V260ZM164 259V258H163ZM184 259V258H183ZM185 259V262L184 263H186V260ZM207 258H206V256H205V260H206ZM209 260H210V258H208ZM213 259V258H212ZM231 259H234V258H231ZM239 259V258H238ZM242 259V258H241ZM245 259V258H244ZM23 260V259H22ZM25 260H24V262H23V264L25 263ZM29 260V261H30ZM65 260V261H66ZM152 260L153 259H151V262H152ZM175 260V259H174ZM173 260V261H174ZM192 260V259H191ZM198 260V259H197ZM221 259H219V261H220ZM222 260H221V263H222ZM259 260H261V259H259ZM264 260V259H263ZM6 261V260H5ZM28 261V262H29ZM156 261H157V259H156ZM155 261V262H156ZM162 261V260H161ZM177 261V260H176ZM184 261V260H183ZM183 261L181 262V261H179V262H177L178 264H180V262H181V264H184L183 263ZM193 261V260H192ZM192 261H191V263H192ZM204 261V260H203ZM203 261H202V264H203ZM207 261V260H206ZM205 261V262H206ZM215 261H217V260H215ZM214 261V262H215ZM225 261V260H224ZM226 261H227V259H226ZM242 261V260H241ZM244 261V260H243ZM20 262V261H19ZM28 262H27V264H28ZM74 262V261H73ZM76 262V261H75ZM79 262V261H78ZM120 262V261H119ZM126 262V261H125ZM134 262V261H133ZM141 262V261H140ZM167 262V261H166ZM170 262H171V260H170ZM200 262V261H199ZM208 262V261H207ZM210 262H212L213 263V260H210ZM210 262H208V264H210ZM230 262V261H229ZM248 262V261H247ZM252 262H255V261H252ZM256 262H257V260H256ZM264 262V261H263ZM84 263V262H83ZM149 263H150V261H149ZM148 263V264H149ZM153 263V262H152ZM172 263V262H171ZM188 263V262H187ZM190 263V260H189V264H191ZM217 263V262H216ZM215 263V264H216ZM219 263V262H218ZM221 263H219V264H221ZM243 263V262H242ZM242 263H240V264H242ZM245 263V262H244ZM258 263V262H257ZM262 263V262H261ZM260 263V264H261ZM19 264V263H18ZM22 264V263H21ZM77 264V263H76ZM113 264V263H112ZM127 264H128V262H127ZM142 264V263H141ZM154 264H156V263H154ZM172 264H176V263H172ZM196 264V263H195ZM205 264V263H204ZM225 264V263H224ZM232 264V263H231ZM247 264V263H246ZM249 264V263H248Z\"/></svg>",
    "mask_w": 264,
    "mask_h": 264
},
{
    "label": "snow or ice",
    "instance_id": "3",
    "mask_svg": "<svg viewBox=\"0 0 264 264\" xmlns=\"http://www.w3.org/2000/svg\"><path fill=\"white\" fill-rule=\"evenodd\" d=\"M21 11H24V9H23V8H21Z\"/></svg>",
    "mask_w": 264,
    "mask_h": 264
}]
</instances>
